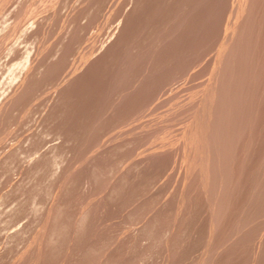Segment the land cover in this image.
<instances>
[{"label": "rangeland", "instance_id": "rangeland-1", "mask_svg": "<svg viewBox=\"0 0 264 264\" xmlns=\"http://www.w3.org/2000/svg\"><path fill=\"white\" fill-rule=\"evenodd\" d=\"M7 1V2H6ZM13 2V4H14V2H16V1H18V0H15V1H13V0H4V1H0V6L3 4V2H6V3H4L1 7H0V14H2V18H0V20L1 19H3V20H1L0 21V26L1 27H4V28H1V29H4V30H1L0 29V45H1V40H3V41H5L4 43L2 42V47H0V50L2 49V48H4L5 50H7L9 47L11 48V46H9V45H6L7 47H5L4 45L5 44H8V43H10V45L12 44V48H11V50H9V53H10V55H7V54H9L7 51H5V52H1L0 53V56L2 57V53L4 54L3 56H5L6 58H7V60H6V58H4V57H2L4 60H2V58H1V63L3 64V62H4V64H3V66L5 67V65L6 64H8L9 66H11V68L8 66V65H6V72L3 70V73H1L2 71H1V68H0V76H1V79L4 77V75H9L10 76V73H11V80H10V77H9V80H8V77H7V79H6V77L5 78H3L2 80H1V82L3 81L4 83H2V85H0V87H2V88H0V91H2L3 90V88L5 89L6 88V90H7V88L9 87V86H12V84L14 85V88H16V84H17V82H15V81H18L20 78H21V74H22V72H24V71H26V70H24L23 71V68L25 67V69H27L28 67H32V66H34L35 68L36 67H39L40 68V75H38L37 74V77H36V79H33L34 80V82H35V85H33V90L31 91H29V93L31 92H33L32 94H33V96H32V94H28V101H27V96L25 97V98H23L24 100H26L27 102H30L29 100H32L31 101V104L29 105V104H27L25 101V103L29 106V109H31L32 111H33V109H32V102L34 103L35 101H33V100H37V101H41L42 99H44L43 98V96H47V98H50L52 95H54V96H58V97H60V99L58 98V97H54L55 99L56 98H58V101H57V99H56V101H55V99L53 98V96H52V99L50 98V99H46L43 103L46 105H43V103H42V101H41V103L40 104H38L39 106H40V108H42V109H40L39 108V106L37 107H35L34 105H35V103L37 102H35L34 103V105H33V108H37L35 111H33V112H36L35 114H33V112L32 111H30L29 109H28V107H26L25 105L26 104H23V102H22V100H21V102H22V104H21V102H19L17 105L19 106H22V105H24L27 109V113L26 112H24L25 113V117H23V111H25V107L23 108H19L17 105H15V106H17V108L16 109H18V110H16L15 109V111L12 109H10V111H12V113L13 112H20V115L18 116L17 115V117L20 119V120H22L23 118H26L27 116H29L28 118H26L27 119V121L29 120V119H31L30 121H31V123H32V127L33 128H35L37 125V127H36V129H33L32 127H31V123H29V125H30V127L31 128H29L27 125H28V123L26 122H24L23 123V120H22V122L21 121H19L18 120V122H17V118H16V120L14 119L16 116L14 115L13 117H12V119H14L13 121H12V119H11V117H10V119H11V121L10 122H12V123H14L13 124V126H12V124L9 122V118H7L6 116V119H8V123H9V125L11 124V126H9L8 125V123H6V125H8L7 127H6V125H4L5 126V128H7L6 130L5 129H3V133L1 132L2 130L0 129V135H2V139H0V140H3V138H4V136H5V134L7 133V135H11L12 133H11V129L13 130V133L15 134H17V130H19L18 128H20V127H28V128H26V129H28L27 131L25 130V133L24 134H22V135H20L21 133H20V131L18 132V133H20V134H18L19 135V138H18V136H17V138H15L16 137V135L14 136V134L13 135H11V136H14V137H12V138H10V136H8V138L7 137H5V138H7V139H5V140H8V141H10V140H13V141H15V142H17V140H18V143H19V140H22V142H24L23 144H24V146H25V140L27 139H25L24 141H23V139H24V137H26V136H28V142H31V143H33V144H29V143H27L26 144V147H24L21 143V145H20V147L19 148H21V146L22 147H24V148H22V149H19L18 148V143L16 144L17 145V149H18V151L20 152L21 150H27V151H25V153L27 152V154H25L24 153V151L23 152H20L21 154H18L17 152V157H18V155L20 156H25V155H27L28 157L26 158V156L24 157L26 160L27 159H29V160H27L28 162H26L25 161V159L23 160L21 157V159L23 160V162L24 163H22V160L21 159H18L19 160V162L17 161H12L11 162V164H12V167H11V164L9 163V161H8V163L10 164H6L5 166H10L9 168H10V170L12 171H7L10 175L11 174H15L14 176V178H15V180H13L12 178H10L9 176L10 175H8V177H9V179H6V177L5 176H7L6 175V173H4V170L6 169V167L4 166L3 167V165L4 164H2L1 162V164H0V166H1V168H0V173L1 172H3V175L4 176H1L0 175V184H1V189L2 188H5L6 189V187L8 186L9 188H11L10 186H12V184H16L17 186H12L13 187V189L15 188V187H19L20 185L21 186H23V187H25V188H22L21 186H20V188H21V190L23 191H21V192H18V194L16 193L17 191H20V188H18L19 190H17V188L16 189H12L13 191H16V192H14V193H16L15 194V196H20V197H17L18 198V200L20 201L23 197H24V199H22V201H18V203H20V204H18L17 203V198L14 196H12L11 195V197L12 198H14V199H12L11 197V201H10V206H9V204L6 202V201H9L8 199H9V196H10V191H9V188H8V192L5 190V189H3V190H0V192L1 191H3L2 193H0V197L2 198L3 196H5V197H3L4 199H5V201H4V199H3V201H2V199L0 198V200L2 201V203H0V207L2 208V213L4 214V213H6V216H7V214L9 213V211H16L18 208H19V206H21V202H22V204H24L23 205V207L24 208H28L29 209V211L27 210V212H29V213H27L26 211H24V213H22V209H21V207L19 208L20 210H19V215L24 219V221L22 220V218L20 217V219H21V221H19L18 220V218H16L17 220H15L14 222H13V228L11 227L12 225H11V222H10V224H9V222L7 223V220H8V218H9V216H10V218H11V220H14V219H12V217H16L15 215L13 216L11 213L10 214H8V217H5V219H1L0 220V223L2 224V225H0V227L2 228V230H1V232H0V239H1V244H2V246H3V244H4V247L6 248L7 246H9L10 244H12V242L10 241V239L16 244V243H20V245L22 244V248L19 246V245H14V244H12L13 246H15V248H17L18 247V252H16L14 249L12 250L11 249V251H15L16 252V254L15 253H12L11 251H9L10 249V247L6 250L4 247L2 248L3 250L1 251V249H0V251L1 252H5L4 251V249L6 250V251H8V252H6V253H4V254H7V255H9V252H11L12 254H14V255H18L19 257H20V255L22 254V257H20L21 258V261H23L22 260V258H26V256H24L23 257V255L25 254H27L28 255V253H24V252H29V251H31L32 250V252H29V256H31L32 258L35 256V257H37V258H39L40 257V255H43L45 252H46V254H44L43 255V258H42V256L39 258V259H37L40 263L39 264H46V262H47V264H69V263H72L73 264V262H74V264H88V263H90V264H115V263H119V262H117V260H119V259H117V258H120V264H167V261H170V262H168V264H179V262H180V264H181V262L183 261V259H184V261L186 262L187 260V262L186 263H190L191 264V261H189L190 259H189V256L190 255H192V256H190V257H194L193 255H200L199 256V259H197V262L200 264V262H203V264H207V261L208 260H201V258L200 257H202V258H206V259H209V263H212L213 264V262H214V260H215V258H216V256L215 255H217V257H218V255H219V260H220V258L221 257H223V256H225L226 254H228V255H226L224 258L226 259V261H228V262H224L225 260H224V258L222 259V261L224 262V263H221V264H247V263H251V261L250 260H254V259H256V258H254V257H257V255L259 254L260 256H262V259H260V258H258L257 257V259H260L261 261H259L260 263L259 264H264V258H263V256H264V251L262 252H258V250H257V246L258 245H260L261 246V249H263V247H264V240H263V245H261V239H264V235H263V233H264V220L262 221L261 220V224H262V226L261 225H259V222L258 223H256L255 224V222H257V221H259V219H256L257 217H259V214H261L260 215V217H261V219L262 218H264L263 217V214H262V212H261V210H263L264 208V205H263V203H264V201L261 203V205H258L260 208H261V206H263L262 208L263 209H260V212L257 210V212L259 213H255V212H253V214H254V216H255V214L257 215V216H255V219H256V221L253 219V217H251L253 220L251 221L253 224H255V225H257L258 224V226H259V230H258V226L255 228V227H253L251 224V222H249V223H251V224H249L250 226H246L244 229H247L246 230V232L247 233H249L248 232V230H252L251 228H255L254 229V231H257V233L258 234H260V235H258L257 237L255 236V235H257V233H253V230H252V236H251V239L249 238V236H243V237H245V238H243L242 237V239L243 240H241L240 238H237L236 237V235H238V234H240L239 236L241 237L242 235H243V232H245V231H241L242 232V235H241V233L239 232L238 234H236V235H234L235 236V238H237L236 240L239 242V241H241V243H240V246H241V244H243L241 247L240 246H238V242L237 241H235V238H234V236H233V239L231 238L232 237V234H231V232H234V230L232 229V227H234V228H236V226H234L233 225V220L235 219L234 218V216L232 215V217H229V218H227L228 220H229V222H227V219L225 220V222H223L222 224H221V227H219L218 229H217V231L218 230H220L221 232H222V234L221 233H218V232H220V231H216V233H215V237L213 238V239H217V241L216 240H214V242L216 241V243H214V242H212L213 241V239L211 238V239H209V232H210V230H211V221H212V219H210L208 216H209V214H210V216H211V213H210V211H209V207H208V204H207V200L208 199H206V196H205V194L203 193V191H202V193L200 192L201 190H200V188L202 189V186H201V183H200V178L197 180L196 178H198V177H196V173L194 172V175L192 176V175H190V174H193V173H189V170H190V172L192 171L193 172V170H192V168L190 167V164L188 165V160H191V159H188V160H185V162L187 163H185L184 161H182L183 160V158H189V156H190V154L193 156V153H192V151L190 152V150H188L189 148L188 147H190L189 146V144H187V142L185 143L184 142V140H185V138H186V140L188 139V136L190 135V133H191V131H195V129H193V128H191V127H189L190 125V121H186V120H189L190 118H191V121H192V123H194L195 122V120H192V118H195V116L194 115H196L197 116V112L195 113V114H193L191 111H190V109H187V110H184L185 112H186V114L184 113V111H183V108H182V110H181V103H179L180 101L182 102V104H184V102H185V106H186V104H188V106L189 105H191V104H194V103H196L195 104V106L193 107L194 109L196 108H198L197 106H198V97H196L197 99H196V101H195V99H193V98H190L189 96L190 95H192L191 97H194L195 98V96L197 95H199L198 93L200 92V90H198L199 88H202V87H200V86H203V83L205 82V79H207V77L208 76H206V74H207V72L209 71V68H210V66H209V63H211L212 62V60H213V58H214V52H215V48H217V46H215L214 44L215 43H218L219 44V42L221 41V39H222V36H223V34H224V30H225V28H223L225 25H226V23H227V21H228V19H229V15H230V12L229 11H231V9H232V4H233V2L235 1V0H220V1H218V0H198L199 1V3H197V6H196V4L194 3V2H196V0H170V1H168V0H126V2H125V0L122 2V0H119V1H117V0H115V2H114V0H111V1H109V0H90L91 2H89V0H87L86 2H87V4H86V2H85V4H83L84 2L83 1H85V0H75V1H73L75 4H72L73 2L72 1H70L69 2V0H67V1H64V3H66V4H64V3H62L63 2V0H62V4L60 3V5H61V9L63 8L64 9V7H62L63 5H67V6H65V8L66 9H64V10H66L64 13H63V11H62V13H63V15H59V13H60V11L59 10H61V9H59V7L57 8L56 6L59 4V0H57L56 2H58L57 4H56V2L54 1L53 2V4H52V2L50 1L49 3L48 2H46V0H43V2L40 0V1H37V0H23V1H25V2H22L23 4H21V2L20 1H18V3L16 2V4H14L15 6H14V8L12 7L13 6V4H12V2ZM28 1V2H27ZM49 1V0H48ZM53 1V0H52ZM98 1H100V2H98ZM114 2V4H113V2ZM165 1V2H164ZM186 1V2H185ZM200 1L202 2L203 1V3H200ZM218 1V2H217ZM225 1V2H224ZM255 2V5H256V3L258 4V5H260L259 3H261L262 5H263V9H264V2L262 3V2H260V1H264V0H254ZM20 2V3H19ZM33 2V3H32ZM34 2H35V6L37 7L38 5L40 6V7H38V8H40V9H35V7H34ZM37 2V3H36ZM48 3L49 4V8L47 7L48 6V4L46 5V4H44V5H46V7H47V9H46V7L42 4H40V3ZM72 2V3H71ZM78 2V3H77ZM82 2V3H81ZM119 2V3H118ZM120 2H122L124 5H122V3H120ZM144 2V3H143ZM159 2H162V3H164V4H162V3H159ZM192 2V3H191ZM222 2V3H221ZM236 2V1H235ZM259 2V3H258ZM27 3H29L30 5H32L34 8H31V10H30V5L29 4H27ZM39 3V4H38ZM55 3V4H54ZM70 3V4H72V5H75V7H78L77 5L79 4H82V5H84V6H86V8H85V10L81 7H79V8H74V6H72V5H68V4ZM90 3H92V4H90ZM101 3V4H100ZM194 3V4H193ZM217 3H219V4H217ZM253 3V4H254ZM9 4L10 5V7H7L6 8V6ZM18 4H20V6L22 5V6H24V4L25 5H29V6H25L24 8L21 6H17ZM77 4V5H76ZM89 4V5H88ZM103 4V5H102ZM115 4H116V6H115ZM121 4V5H120ZM160 4H162V5H160ZM167 4V5H166ZM172 4V5H171ZM181 6H180V5ZM200 4H202V5H200V6H202V7H199V5ZM6 5V6H5ZM8 5V6H9ZM53 5V7H51V6ZM55 5V6H54ZM88 5V6H87ZM95 5V6H94ZM97 5H98V7H101V8H98L97 7ZM101 5V6H100ZM106 5V6H105ZM111 5V6H110ZM140 5V6H139ZM220 5H221V7H220ZM224 5V6H223ZM230 5V6H229ZM258 5H256V6H254V10L257 8V6ZM262 5H261V8L260 7H258L256 10L258 11V9H259V11H260V9H262ZM5 6V7H4ZM31 6V7H32ZM45 8H44V7ZM70 6V7H69ZM89 6H90V8L91 9H89ZM94 6V7H93ZM115 8H113V7ZM118 6V7H117ZM120 6V7H119ZM160 6L162 7V8H160ZM182 7L181 9L179 8V7ZM194 6V7H193ZM230 8H229V7ZM2 7H4L5 9H7V11L9 12V10H10V8H11V10H10V12L11 11H13V10H15V11H13V12H11V14H10V12L7 14L6 12H4L5 11V9L4 8H2ZM15 7H16V9H15ZM19 7H20V9L21 10H19ZM28 9H27V8ZM71 7H73L74 9H71ZM95 7H96V9H95ZM116 7H117V9H116ZM159 7V8H158ZM187 8V9H184V8ZM198 9H197V8ZM13 8V9H12ZM17 8H18V10L19 11H22L23 10V12L26 14V16H24L25 14L23 13V15L22 14H19V11H17ZM43 8H44V10L46 9L48 12H50L49 10H51V12L49 13V14H52L53 16H49L48 17V15L49 14H47L46 12L47 11H43ZM68 8H70V9H68ZM144 8V9H143ZM172 8V9H171ZM179 8V9H178ZM194 10H193V9ZM26 9V10H25ZM42 9V11H39V10H41ZM54 9V10H53ZM59 9V10H58ZM62 9V10H63ZM97 9H98V11H97ZM157 9H158V11H160V12H157ZM161 9V10H160ZM165 9V10H164ZM209 9V10H208ZM229 11H228V10ZM28 10H30V11H28ZM39 11L38 13H39V17H36V20H35V15L36 16H38L37 14V11ZM68 10H71V11H73V12H71L70 14L68 13V12H70V11H68ZM92 11V12H90V11ZM94 10V11H93ZM96 10V11H95ZM107 10H108V12H107ZM178 11V13H179V11H180V13H179V16H178V13H176L175 11ZM185 10H187V11H185ZM253 10V9H252ZM256 10H255V12H256ZM1 11H3L2 13H1ZM26 11V12H25ZM29 13H28V12ZM32 11V12H31ZM33 11H36V14H35V12L33 13ZM55 11H57L58 12V15L56 14L55 15V13H57V12H55ZM89 12V14H88V12ZM101 11V12H100ZM104 11V12H103ZM116 11V12H115ZM129 13H128V12ZM133 11V12H132ZM191 11H193L194 12V14L192 13H190ZM258 11V12H259ZM262 11V13H260V14H263L264 13V11L263 10H261ZM17 14H19V15H15L16 13ZM30 12L31 13H33V14H35L34 15V17L30 14ZM42 12H43V14H45L47 17L46 18H49V20H51L50 22H51V25H53V24H55V21H52L53 19L55 20V17H56V21H58L59 20V18L57 19V16H60V19H61V21H62V19H63V24L65 23V21L66 22H69V24L68 23H65V24H68V25H66V27H65V25L63 26V24H61L60 23V21H58L59 23H60V25H59V28H55L56 27V25L57 24H59V23H56V25H55V27H52V28H55V29H53L54 31H52V32H54V34L53 35H55V37L54 36H52V35H50L51 33H48V32H51V31H48V29L50 28V24L49 25H45V24H48L49 22V20L48 19H46V18H41V17H44V16H42L43 14H42ZM45 12V13H44ZM79 12H84V13H82V15H84V16H82L81 15V13H79ZM85 12H87V14L85 13ZM94 12H99L100 14H97V13H95L94 14ZM143 12V13H142ZM164 12V13H163ZM254 12V13H255ZM3 13H5V14H7L8 16H6L5 14H3ZM104 13V14H103ZM116 13V14H115ZM145 13V14H144ZM153 13H156L157 14V16H156V14H153ZM175 15V14H177V16H173V14ZM182 13H184V15L182 14ZM187 13H190V14H187ZM215 13V14H214ZM218 13H219V15H218ZM257 14L256 15V13H255V15L253 16L252 15V18L251 19H253V21L255 20L256 22H258V23H256L257 25L256 26H258L259 28H255V24L254 25H252L253 23L251 22V20H250V22L251 23H249L250 24V28H251V32H250V34H252L253 32V34L252 35H254L255 34V31L257 32L256 33V37L255 36H253L254 37V39H253V37L251 38V40L253 39V42L255 43V42H257V41H255V38H256V40L257 39H259L258 40V42L260 41V39H263V41H264V31H263V33L261 32V30L260 29H263L264 28V24L262 23L264 20H262L263 19V17L261 16L260 17V14ZM67 14V15H66ZM76 15V17L75 18H77L78 17V20H79V18H81L80 20L81 21H83L82 20V17H83V19H85V18H88L89 16L88 15H90V17H91V21L89 22V23H91V25L93 26V27H91V28H89V29H91V31L89 30V31H86L84 28L88 25V26H91V25H89L88 23L86 24V22L87 21H89V20H87V21H85V26H84V31H83V29H81V31H79V33L78 34H80L81 36V38L80 37H78L77 36V30L79 29L80 30V28H82V24H83V22H82V24L80 25V23H78V21L77 20H75L73 17H72V15L73 16H75ZM80 16H82V17H80ZM86 14V15H85ZM97 14V15H96ZM111 14V15H110ZM116 16H115V15ZM126 16H125V15ZM128 14H130L129 16H128ZM135 14V15H134ZM160 14V15H159ZM185 14H187V15H189V16H187V15H185ZM15 16L14 18H13V16ZM21 15V16H20ZM29 15V16H28ZM78 15V16H77ZM142 15V16H141ZM144 15V16H143ZM149 15H151L152 17L154 16V18H151V16L149 17ZM182 15V17H183V19H182V17H180ZM196 15V16H195ZM226 15V16H225ZM10 16V17H9ZM30 17V18H32V19H34V21H32L30 18L27 20L26 19V17ZM86 16V17H85ZM98 16H100L99 18H98ZM106 16V17H105ZM113 16V17H112ZM131 16V17H130ZM173 16V17H172ZM195 16V17H194ZM222 16V17H221ZM0 17H1V15H0ZM4 17H6V18H4ZM8 17H9V19L10 20H12L10 23H9V19H8ZM12 17V18H11ZM21 18V20H20V18ZM23 17H24V19H25V21L26 22H24V19H23ZM92 17H93V19H92ZM127 17V18H126ZM136 17V18H135ZM146 19H145V18ZM174 18V17H176V18H180L181 20H183L184 21V19H185V23L183 22H180V21H176V20H179V19H172L173 21H171V19L170 18ZM187 19H186V18ZM189 17V18H188ZM191 17V18H190ZM200 17V18H199ZM226 17H228V18H226ZM37 18H39L40 20H42V19H46V20H48L47 22H45V21H41V24H43V26L41 25V26H39V27H42V29H41V33H44L45 31H48L47 33L50 35V37H49V35L45 32L44 34H40V37L39 36H37L38 38H36V36L35 35H39V33H37L36 31L33 33V31L32 30H30L29 28H27L28 26L30 27V25L32 26H34V24H36L37 22H39L40 23V20L39 19H37ZM66 18V19H65ZM104 20H103V19ZM106 18V19H105ZM110 18V19H109ZM113 18V19H112ZM130 18V19H129ZM142 18H143V20H142ZM152 20H151V19ZM168 18V19H167ZM193 18V19H192ZM209 18V19H208ZM259 18H261V20L259 19ZM6 19V20H5ZM69 19V21H67ZM74 19V20H73ZM98 19V20H97ZM126 19V20H125ZM149 19H150V21H149ZM204 19H208L205 23H203L202 21H204ZM222 21H221V20ZM5 20V21H4ZM15 20V21H14ZM17 20V21H16ZM38 20V21H37ZM79 20V21H80ZM140 20V21H139ZM147 20V24L148 23H151V24H146L145 25V21ZM165 20H166V22H165ZM188 20V21H187ZM197 22H196V21ZM2 21H4L3 23H2ZM20 21H23L24 22V25H22L21 23L22 22H20ZM28 21V22H27ZM32 22V24H31V22ZM80 21V22H81ZM111 21V22H110ZM163 21V22H162ZM170 21L172 22L171 24H170ZM214 21V22H213ZM224 21V22H223ZM262 21V22H261ZM13 22V23H12ZM16 22V23H15ZM17 22H18V24H17ZM20 22V23H19ZM29 22H30V24H29ZM43 22H45V23H43ZM53 22V23H52ZM75 22V23H74ZM102 22V23H101ZM145 22V23H144ZM167 22H169L167 25H165V23H167ZM200 22V23H199ZM12 23V24H11ZM26 23H27V29L28 30H30L32 33H33V37L34 38H36V39H32L33 37H32V35H29V36H31L30 38L33 40V45H34V43L36 44L37 43V45L39 44V43H41L40 45H38L37 47H36V45H35V48L34 47H32L33 45H32V42L30 43V42H28L29 40H30V38L29 39H27L29 36H27L26 34L28 33L29 34V32L30 31H26L27 29L25 28V25H26ZM34 23V24H33ZM39 23H38V25H39ZM94 23V24H93ZM107 23H109V24H107ZM143 25H142V24ZM175 23H176V25H175ZM178 23V24H177ZM203 23V24H202ZM262 23V24H261ZM11 24V25H13V26H11V28L9 29V25ZM22 26H21V25ZM77 25V26H79L78 27V29H75L76 28V26H74V28H73V26H71V25ZM170 24V25H169ZM175 25V26H172V25ZM183 24V27L181 26ZM185 24V25H184ZM202 24V25H201ZM261 24V25H260ZM6 27H5V26ZM15 25H18V27H16L15 29H14V31H12L13 30V28L15 27ZM95 25H96V27H95ZM141 25V26H140ZM145 25V27H143V29L145 30H143L142 29V26H144ZM204 25V26H203ZM224 25V26H223ZM262 25H263V27H262ZM8 26V27H7ZM32 26V27H33ZM49 26V28H47ZM54 26V25H53ZM105 26V27H104ZM108 26L110 27V28H108ZM138 26H140V28L138 27ZM182 27V29H184V30H182L181 31V27ZM192 28H191V27ZM201 26V28H202V30L201 29H199V27ZM254 26V27H253ZM260 26L262 27V28H260ZM21 27L24 29V30H22L21 29ZM36 27H37V25H36ZM39 27H37V28H39ZM61 27V28H60ZM64 29H63V28ZM102 27V28H101ZM147 27V28H146ZM150 27V28H149ZM164 27H166V28H164ZM174 27H176V28H174ZM179 27V28H178ZM212 27V28H211ZM220 27V28H219ZM253 27V28H252ZM37 28H36V30H37ZM46 28H47V30H46ZM70 28H72V29H75V30H73V31H76L75 33H74V36L76 35L77 36V41L75 40L74 42L76 43V44H79V45H77V48H76V44H75V50H74V45H72L71 46V44H73V40H74V38L76 37H74V36H72V37H74V38H72V40H71V38L69 39V40H71V42L72 43H70V45H68V43L70 42H68L67 41V45H68V47H69V49H70V47L72 48L73 47V51L75 52L74 54H73V52H71L72 50H69L68 48H67V45H66V47H65V45H63V43L65 44L66 43V40L71 36V34H69L70 36L64 41V38H62V36H66L65 34H67V33H73V31H72V29H71V31H69V29ZM95 28H97V29H95ZM115 29L116 28V30H115V32H114V30H112V31H110V29ZM128 28V29H127ZM155 28L157 29V30H155ZM167 28H171V30H172V28L174 29V30H176V31H174V33L176 32L177 34H176V36L175 35H173V37L172 38H170L169 36L170 35H172V34H174L173 33V31H167V30H169V29H167ZM9 29V31H7ZM19 29V31L20 30H22V32L23 33H25V31L27 32V33H25V35H26V37H25V35H22V33L21 32H19V31H17V30ZM33 29L35 30V28L33 27ZM51 29V28H50ZM49 29V30H50ZM59 29H60V31H63L62 33H60V31H59ZM63 29V30H62ZM87 29H88V27H87ZM137 29H140V30H137ZM150 29V31H148ZM151 29H152V31H151ZM160 29V30H159ZM164 29V32L162 31V30ZM179 29H180V31H179ZM193 31H192V30ZM197 29H198V31H197ZM253 29V30H252ZM254 29H255V31H254ZM260 31H259V30ZM38 30H40V29H38ZM37 30V31H38ZM95 30V31H94ZM121 30H122V32H121ZM125 30H126V32H125ZM137 30V31H136ZM143 30V31H142ZM190 30V31H189ZM196 31V33H195V31ZM199 30H200V32H199ZM208 30V31H207ZM223 32H222V31ZM2 31L5 33V35L4 36H6V38L5 37H2L3 36V33H2ZM12 31V32H11ZM43 31V32H42ZM84 32V34H82L83 32ZM101 31V32H100ZM142 33L141 35H140V33ZM155 32V36H152V34L154 35V32ZM158 31V32H157ZM164 34V36H162V34L160 35V33L161 32ZM167 31V32H166ZM179 31V32H178ZM184 31V32H183ZM188 32V34L187 33H185V32ZM215 31V32H214ZM80 32H82V33H80ZM86 32H88V33H86ZM89 32H91V34L89 33ZM104 32V33H103ZM138 32V34H136ZM145 32V33H144ZM149 32H151V33H149ZM160 32V33H159ZM169 32V33H168ZM185 33V34H183V33ZM198 32V33H197ZM209 32V33H208ZM212 32H214V33H212ZM258 32H259V34H260V36L258 35ZM11 33L12 34H14L13 36L11 35ZM18 33H20V34H18ZM31 33V34H32ZM37 33V34H36ZM57 33H59V34H57ZM96 33V34H95ZM148 33V34H147ZM170 34L169 36H168V34ZM172 33V34H171ZM208 33V34H207ZM218 33V34H217ZM219 33H221V34H219ZM8 34H10L9 36H11L10 37V39L12 38V37H15V34H17L16 36V38H14V39H11V42L14 40V42H10V40H9V36L7 37V35ZM46 34V35H45ZM85 34H86V36H85ZM92 34H93V36H92ZM108 36H107V35ZM150 34H151V37H150ZM181 34V35H180ZM190 34H192V36L190 35ZM197 34V35H196ZM208 36H207V35ZM41 35H45V37L47 36V38L50 40L51 39V37H53V39L55 38V40H53V39H51V40H53V42L50 40V42L51 43H49V41L48 40H43V39H46L45 37L43 38V36H42V38H41ZM73 35V34H72ZM94 35H95V37H94ZM135 35H136V39H135ZM143 35H145V38H143ZM156 35H158V37H162L163 39V41L161 40V39H158L157 40V38H155L156 37ZM166 35H167V37H169V38H167L168 40H166L165 38H166ZM180 35V36H179ZM184 35V36H183ZM186 35H188V36H186ZM220 35V36H219ZM222 35V36H221ZM90 42H88V44L89 45H93V46H89L91 49L90 50H92L91 52H89V54H88V46L86 45L87 43H86V40L84 39V37ZM91 36V37H90ZM98 36V37H97ZM139 36V39L137 38ZM142 36V38H140ZM147 36H148V38H147ZM175 36V37H174ZM191 36V37H190ZM205 36H206V38H205ZM257 36H259V37H257ZM21 37V38H20ZM67 37V36H66ZM97 37V38H96ZM102 39H101V38ZM133 37H134V39H133ZM160 37V38H161ZM202 37V38H201ZM262 37V38H261ZM2 38V39H1ZM8 38V39H7ZM17 38H20V40H22V38H23V41L25 42L24 43V45H23V41H20L19 39H17ZM27 40H26V39ZM60 38H62L63 39V41H61L60 40ZM89 38V39H88ZM94 38V39H93ZM122 38V39H121ZM132 38V39H131ZM147 38V39H146ZM151 38H152V40H151ZM187 38V39H186ZM208 38V39H207ZM220 38V39H219ZM5 39H7V40H5ZM15 39H16V41H17V43H16V47L17 48H15V46H14V44H15ZM145 39V40H144ZM150 40V42H149V40ZM157 41H155V40ZM171 39V40H170ZM216 39V40H215ZM19 40V41H18ZM27 41V43H26V41ZM36 40H37V42H36ZM39 40L41 41V40H43V41H41V42H39ZM58 40H60L61 41V43H59V41ZM80 40H82V41H80ZM131 42V44L129 43V41ZM159 40H161L162 41V43H161V41L159 42ZM172 40H173V42H172ZM182 40V41H181ZM185 40V41H184ZM198 40V42H195V41H197ZM202 40V41H201ZM9 41V42H8ZM31 41V40H30ZM45 41V42H44ZM46 41H48V43H46ZM58 41V42H57ZM92 41V42H91ZM93 41H95V44H93ZM127 41V42H126ZM144 41V42H143ZM149 42V43H146V42ZM155 41V42H154ZM167 41V42H166ZM171 41V42H170ZM217 41V42H216ZM262 41V42H263ZM19 42V43H18ZM21 42V43H20ZM39 42V43H38ZM79 42H82V43H79ZM126 42V43H125ZM135 42H137L138 43V45H137V43L135 44ZM139 42H140V44H139ZM257 42V43H258ZM261 42V41H260ZM259 42V43H260ZM261 42V43H262ZM58 43V45H60V47H61V44H62V46H64V49H62L63 47H59L58 45H56V47H55V44H57ZM92 43V44H91ZM129 43V44H128ZM144 43H145V45L147 44L148 45V48H150L149 50L150 51H152V50H156L155 52L153 51V52H151L152 53V55H151V53L149 52V50H148V48L144 45ZM161 43V44H160ZM171 43V44H170ZM173 43V44H172ZM176 43V44H175ZM179 43V44H178ZM185 43V44H184ZM188 43V44H187ZM257 43H255L256 44V46H255V44H253V47L255 46L256 48L258 47L259 48V50H257L255 47H254V50H256V53L258 52V51H261V49H264V47H261V45H263V43L260 45L259 43L257 44ZM21 45L23 48L24 47H26V45H32V46H28L29 48L31 47V50H28V47H26V48H24V51H23V49H22V51L20 50V48H19V46L18 45ZM43 44H44V46L45 45H48V47L47 46H45V47H47V48H45L44 46H43ZM51 44V45H50ZM82 44H85V46H87V47H83V45ZM141 44H143L144 46H145V48L143 47V45H141ZM158 44V45H157ZM161 46H160V45ZM164 46H163V45ZM191 44V45H190ZM205 45V47H204V45ZM207 44H209V45H207ZM218 44H216V45H218ZM50 45V46H49ZM83 47V48H86L85 50L87 51V53L85 52V50L81 47V46ZM94 45H95V47H97V48H95L94 47ZM97 45V46H96ZM122 45H123V47H122ZM126 45H129V47L128 46H126ZM135 45H136V47L139 49V47L140 48H144L146 51L148 50V52L150 53V55L147 57V58H145V56H143V54H140V52H137V51H140V50H137V48H135ZM156 46V47H154V46ZM203 45V46H202ZM20 46V47H21ZM39 46L40 47H42L43 49L42 50H40L41 48H39ZM55 47V50L56 51H58L59 49H61V50H63L62 52L64 53V54H61L60 53V55H59V51L58 52H56V59L58 58L59 59V61H60V57H63L64 55H65V51L64 50H66V48L70 51V54H69V58L68 57H65L64 56V58L67 60H70V62L67 64H64L65 66L66 65H69V69H67V67H65V70H69L68 72H69V75L68 74H66L65 75V73L67 72V71H64V69L63 68H60L59 67V65L58 64H56L57 63V61L58 60H56L55 58H54V60H56V63H54L55 61L53 60V64L54 65H52V67H50L51 66V61H50V63H47V64H43V63H46V62H44V61H47L48 62V59H50L51 57H54L55 55V52H54V54H52V53H50V54H52V55H54V56H51L48 52H53L54 51V47ZM81 48H80V47ZM101 46V47H100ZM124 46H126V47H124ZM152 47V49H151V47ZM163 46V48H161ZM201 47V49L203 50V52L207 49V51H205V53H202V50L201 49H198V50H196V47L197 48H200ZM264 46V45H263ZM21 47V48H22ZM59 47V48H58ZM79 47V48H78ZM121 47L123 48V49H121ZM133 47V48H132ZM154 47V48H153ZM203 47H204V49H203ZM210 47V48H209ZM213 47V48H212ZM7 48V49H6ZM33 48L34 49H37V50H33ZM51 48H53V49H51ZM98 48H100L99 50H98ZM124 48H126V49H124ZM156 48V49H155ZM175 49V51H174V49ZM14 49H17V50H20V51H18V52H20V55H22L21 53L22 52H24L25 53V49H27L28 51L27 52H31V54H29V53H27L28 55H31L32 56V53H34V54H36V55H38V57H35L36 58V62L39 60L40 61V63H39V65L37 64V63H35L34 64V60L32 61V59H33V57H32V59L30 58V56L28 57L27 56V54H26V56L23 54L22 55V57H23V59H24V57H25V59H26V61L25 62H23V60L22 59H20V58H22L21 56H20V58L18 57L17 58V54H19V53H17V51H15L17 54L16 55H14V51L13 50ZM77 49L79 50V52L77 51ZM131 49V50H130ZM136 49V51H134ZM144 49H141L142 51L144 50ZM212 51H210V50ZM49 50H51V51H49ZM80 50H81V52L83 53V55H80L81 53H80ZM84 50V51H83ZM96 50H97V52H96ZM122 50L123 51H125L124 52V54H122V55H120L121 53H122ZM130 51V53L131 54H135L136 52L137 53H139V54H137L136 53V55H133L134 57H130V56H132L131 54H130V56H128V55H125V54H127V53H129V51ZM144 50V51H145ZM165 50V51H164ZM187 50V51H186ZM200 50V51H199ZM209 50V51H208ZM11 51V52H10ZM43 53H42V52ZM78 53H77V52ZM95 51V52H94ZM120 51V52H119ZM128 51V52H127ZM146 51H145V53H146ZM173 51V52H172ZM180 51V52H179ZM190 51V52H189ZM197 51H199L198 53H199V55H198V53H197ZM263 51V50H262ZM261 51V52H262ZM7 52V53H6ZM41 52V53H40ZM46 52L48 53V56H49V58H45V57H47V55H45L46 54ZM66 52H67V50H66ZM119 52V53H118ZM134 52V53H133ZM147 52V53H148ZM186 54H185V53ZM188 52V53H187ZM194 52V53H193ZM196 52V53H195ZM11 53L13 54V56L15 57L16 56V58H17V61L15 60L16 58H14L13 56H11ZM42 54V56H40V54ZM68 53V52H67ZM79 54L78 55V58H79V60L76 58L75 59V54ZM146 53V56L148 55ZM155 53V54H154ZM193 53V54H192ZM212 55H211V54ZM255 52H254V54H256ZM260 53V52H259ZM72 54H73V59H71L72 58ZM87 56V58H85L84 56L85 55ZM88 54V55H87ZM98 54V55H97ZM156 54H158V55H156ZM177 54V55H176ZM178 54H179V56H178ZM189 54H192V55H189ZM35 55V56H36ZM63 55V56H62ZM106 55V56H105ZM124 55H125V57H124ZM154 55H156L155 57H154ZM193 55H196V56H198L199 57V59H197L198 57H195V56H193ZM200 55H202V56H200ZM203 55H204V57H203ZM206 55V56H205ZM207 55H208V57H207ZM211 55V56H210ZM257 55H259L258 56V58L256 57ZM254 58H256V59H254V60H261V62H263L264 60H262V59H264V51H263V54H257ZM11 56V58H14V59H12L13 61H11L10 59H9V57ZM19 56V55H18ZM41 57V60L39 59L40 57ZM71 56V57H70ZM77 56V55H76ZM90 56H91V58H90ZM121 56L123 57L122 59H121ZM129 57V58H131V59H129V58H126V57ZM170 56V57H169ZM188 56H191V57H189L188 58ZM261 56H263V58L261 59ZM82 57H84V59H87L86 61H84V59L82 58ZM152 57V58H151ZM153 57H154V59H153ZM164 57V58H163ZM195 57V58H194ZM202 57V58H201ZM207 57V58H206ZM213 57V58H212ZM28 58H30L31 60H29L30 61V63H32L33 62V64H31V65H29L30 63H29V61H28ZM64 58H63V60H61V62H63V63H65L66 62V60H64ZM81 58H82V61H81ZM134 58L136 59V61L138 62V60H139V62L138 63H135V61H134ZM149 58V59H148ZM161 58V60H159V59ZM174 58H176V60L174 59ZM206 58V59H205ZM209 58V59H208ZM19 59V60H18ZM24 59V60H25ZM38 59V60H37ZM77 60L76 62H75V60ZM161 62H159L158 60ZM172 59V60H171ZM190 59H193V61L192 60H190ZM196 59V61H194ZM200 59H202V60H200ZM21 60H22V62H23V64L24 63H27L25 66L23 65H20V64H18V63H21L22 64V62H21ZM51 60H52V58H51ZM72 60H74V62L73 63H71V61ZM151 60H153V61H151ZM167 60H170V61H167ZM199 60V61H198ZM20 61V62H19ZM28 61V62H27ZM131 61V62H130ZM133 61H134V65L132 66L131 65V63H133ZM167 61V62H166ZM5 62H8V63H5ZM12 62L14 63L15 62V64L13 65L12 64ZM78 62V63H77ZM118 62H121V65H120V63H118ZM126 62V63H125ZM175 62V63H174ZM189 62H190V64H193V63H195V64H193V65H188L189 64ZM199 62V63H198ZM256 62V61H255ZM260 62V63H261ZM0 63V64H1ZM59 63V62H58ZM63 63H60V64H62V66H63ZM76 63V64H75ZM88 63V64H87ZM129 64V66H132L131 67V69L129 68V66L127 67V65ZM153 63V64H152ZM158 63H160V64H158ZM166 63H168V65L166 64ZM198 63V64H197ZM202 63V64H201ZM2 64L0 65V67L2 66ZM36 64H37V66H36ZM44 65V66H47L48 64H49V66H47V67H42V65ZM58 65L57 67H55L56 65ZM79 64L82 66V67H80L79 66ZM83 64V65H82ZM113 64V65H112ZM117 64V65H116ZM119 64V65H118ZM126 64V65H125ZM179 64V65H178ZM200 64V65H199ZM18 65L19 66H21L20 68H21V70L20 69H18L17 67H18ZM77 65H78V67H77ZM145 65H146V67H145ZM153 65V66H152ZM162 65V66H161ZM167 65V66H166ZM177 65V66H176ZM260 66V67H256V66ZM13 66H17L16 68L20 71V73L19 72H17L18 70H15L16 68H14ZM53 66L56 68V70L55 71H60V72H62L63 71V73H61L60 74V72H56L57 74L59 73V76L57 75V74H55V72L54 71H51V70H54L53 69ZM61 66V67H62ZM75 66V67H74ZM125 66H126V68H125ZM137 66H139L140 68H141V70L139 69V67H137ZM174 66H176V69H175V67ZM253 66H255V69L256 68H258V70H260V68L261 67H263L264 68V65H262V63L261 64H253ZM23 67V68H22ZM48 67H50V71H49V73H47L48 72ZM77 67V68H76ZM150 67V68H149ZM165 67H167V68H165ZM169 67V68H168ZM191 67H194V68H191ZM11 69V70H13L14 71V75H13V71L12 72H8L7 71V69ZM43 68V69H42ZM47 68V69H46ZM57 68H59L58 70H57ZM71 68H73V69H71ZM77 69V72H75V70ZM112 68V69H111ZM123 68V69H122ZM127 68H129V70H131L132 71V73L129 71V70H127ZM134 68H136V69H134ZM152 68H154V69H152ZM160 68V69H159ZM178 68V69H177ZM197 68V69H196ZM205 68H207L208 69V71H206V72H204L205 71ZM262 68V69H263ZM80 69V70H79ZM125 69H126V71L128 72V73H126V75H128L127 76V78H126V76H124V72H125ZM134 71H137V72H134ZM190 69H191V71H190ZM195 69V70H194ZM203 69H204V71H203ZM93 70V71H92ZM119 70V71H118ZM140 70V71H139ZM142 70H143V72H142ZM162 71V73H161V71ZM173 70H177V72L175 73ZM179 70V71H178ZM200 70H202V71H200ZM264 70V69H263ZM22 71V72H21ZM75 72V74L73 75V73ZM80 71V72H79ZM112 71V72H111ZM118 71V72H117ZM121 71V73H122V75L123 76H121V73L120 74H118L119 72ZM147 71H149V72H147ZM193 71V72H192ZM261 71V70H260ZM5 72V73H4ZM43 72H44V74H43ZM45 72L47 73V74H45ZM50 72H53V75L54 76H58V78L60 77V75H61V77L63 78V80H61L62 78H59L60 80L59 81H56L55 83L57 84V82H60V81H62V82H60L61 83V86L62 85H64V88H62L61 86L59 87V85H60V83L57 85L59 88H57V86L55 85V87H53V85H50V87L53 89V90H51L52 91V93L50 92V90L49 89H51L50 87L48 88V90H45V89H47V88H45L46 87V85L48 84L49 85V82L52 84V82L51 81H55L56 79H54L55 77H53L52 76V73H50ZM82 72V73H81ZM138 72H140V74L139 75H137L138 74ZM151 72V73H150ZM196 72H197V74H196ZM199 72H201V73H199ZM259 72V71H258ZM6 73H8V74H6ZM18 73V75L17 76H15V74H17ZM111 73V74H110ZM113 73H115V74H113ZM130 73V74H129ZM137 73V74H136ZM147 73H150L149 75L147 74ZM156 73H158V74H156ZM165 73V74H164ZM189 73V74H188ZM194 73V74H193ZM205 73V74H204ZM262 73H263V75H262ZM3 74V75H2ZM19 74L21 75L20 77H19ZM41 74H43V75H45L44 77L46 78V75L48 76L49 74V79H50V76L51 77H53L52 78V80H49L48 78H46V79H44L43 78V82L45 83L46 81H47V79H48V81L44 84H42V82H41V84L44 86L45 85V87H44V91H43V93L41 92V93H39V91L41 90L40 89V87L42 86H40L39 85V79L38 78H42L43 77V75H42V77H40L41 76ZM110 74V75H109ZM136 74V75H135ZM162 74L163 75H165V76H163L162 77V79H161V76H162ZM176 74V75H175ZM188 74V75H187ZM199 74H201V75H199ZM205 75V77L206 78H204L203 79V77H204V75ZM209 74V73H208ZM72 75V76H71ZM113 77H112V76ZM116 75V76H115ZM144 75H145V78H144ZM147 75H148V77H147ZM160 76V77H158V76ZM178 75V76H177ZM179 75H180V77H179ZM259 75H262L263 77H264V72H260V74ZM3 76V77H2ZM12 76H13V78L15 79H13L12 78ZM15 76V77H14ZM67 76H69V78L67 77ZM74 76V77H73ZM110 76V77H109ZM114 76H115V78H114ZM117 76H118V79L119 78H121L122 77V79H123V77L130 83V82H132L131 84H133V83H135L136 84V86H135V84H134V86L136 87H131V86H128V85H131V84H124V83H126L125 81H124V79L122 80V79H120V81H118V82H120L119 83V85L118 84H116V83H118V82H116L115 83V79H117ZM120 76V77H119ZM130 76H133V77H131L132 79H134V81L132 80V81H130L131 79L129 78ZM134 76H135V78H134ZM137 76V77H136ZM150 76V77H149ZM155 76V77H154ZM170 76V77H169ZM201 76V77H200ZM262 76H257V77H259V81L256 79V81H255V79H254V81H252V84L254 83H256L257 81L258 82H261V83H256L257 84V86H256V84H255V89H257V91L259 92L260 90H258V88H256V87H260V85L262 84V85H264V78L262 79ZM80 77V78H79ZM83 77V78H82ZM94 77V78H93ZM143 79V81H145V82H142V80H140L141 78ZM168 77V78H167ZM171 77H173V78H171ZM175 77V78H174ZM194 77V78H193ZM199 77V78H198ZM260 77H261V79L263 80H260ZM70 78H72V80L70 79ZM105 78V79H104ZM111 78H113V79H111V80H113L114 81V83H112V81L110 80ZM128 78H129V80H128ZM137 78V79H136ZM160 78V79H159ZM176 78H181V80L180 79H177V82H176ZM183 78V79H182ZM187 78V79H186ZM189 78V79H188ZM196 78V79H195ZM199 79V85L198 84H195L196 82H198V79ZM4 79L8 82V84H10V85H8L7 84V82H5L4 81ZM13 79V80H12ZM64 79L66 80V81H64ZM108 79H109V81H108ZM117 79V80H118ZM135 79L137 80L136 82H135ZM155 79V80H154ZM158 79H159V81H158ZM164 79H168L167 81L166 80H164ZM203 79V80H202ZM32 80V81H33ZM36 80V81H35ZM70 80V81H69ZM116 80V81H117ZM153 80V81H152ZM166 82H164V81ZM189 81L190 82V84H191V86L193 87V88H191V87H189L188 86V83H187V81ZM200 80H202L201 81V83L202 84H200ZM13 81V82H12ZM75 81V82H74ZM97 81V82H96ZM124 82V83H121V82ZM140 81H141V83H140ZM162 81V82H161ZM171 81V82H170ZM65 82V83H64ZM66 82H68V83H66ZM109 82V83H108ZM138 82V83H137ZM174 84H173V83ZM182 82V83H181ZM16 83V84H15ZM54 83V82H53ZM78 83V84H77ZM145 83V84H144ZM155 85H154V84ZM157 83V84H156ZM159 83V84H158ZM171 83V84H170ZM3 84H7L8 85V87H7V85H3ZM32 84H34L33 82H32ZM70 84V85H69ZM84 84H86V85H84ZM107 84H108V86H109V88H108V86H107ZM112 84H113V86H112ZM115 84H116V88H115ZM121 84V85H120ZM122 84H124V85H122ZM138 84H140L139 86H138ZM142 84V85H141ZM147 84V85H146ZM164 84H168V85H164ZM173 84V85H172ZM187 85L186 87L188 88L189 87V89L191 88V89H193V90H191V93H190V91H188V93H187V91L185 90V89H187V88H185V86L184 85ZM253 84V85H254ZM260 84V85H259ZM66 85H68V86H66ZM130 88H128L127 86ZM145 85V86H144ZM154 85V86H153ZM158 85V86H157ZM176 85V86H175ZM180 85V86H179ZM182 85H183V87H182ZM34 86H36V87H34ZM78 86V87H77ZM117 86H118V88H117ZM120 86H121V89H120ZM126 86V87H125ZM137 86H138V88H137ZM157 86V87H156ZM160 86V87H159ZM170 86H172V87H170ZM48 87V86H47ZM91 87V88H90ZM113 87V88H112ZM124 87H125V89L126 88H128V91L130 92L129 94H131V95H129V94H125V92H128L127 90H125L124 89ZM142 87H144V89L142 88ZM145 87H146V90H145ZM165 88L164 90H163V88ZM181 87H182V89L184 90V91H182V92H184V94L183 93H181ZM264 87V86H263ZM262 87V88H263ZM10 88V87H9ZM9 88H8V90H9ZM31 88V89H32ZM34 88H36V90H34ZM43 88V87H42ZM54 88H56L55 90H54ZM96 88V89H95ZM143 90H142V89ZM150 88V89H149ZM160 88H162L161 90H159ZM171 88V89H170ZM195 88H198V89H195ZM58 89H61V90H59L58 91ZM114 89H116V91L114 90ZM125 90V92H124V94L126 95H124L123 93H122V91H124ZM132 89L134 90L133 92H132ZM136 89V90H135ZM148 89V90H147ZM188 89V90H189ZM254 88H253V86H251V88H250V90H252V91H254L253 90ZM6 90H3L4 91V93H3V91H2V93L3 94H7L8 93V90L6 91ZM11 91L12 90H14L13 88H11L10 89ZM38 90V91H37ZM131 90V91H130ZM145 90V91H144ZM157 90H159L158 92H157ZM168 90H170V92L172 93L173 91H175L176 92V95L177 96H175L174 94H175V92H173L172 94L175 96H171L172 94L168 91ZM264 90V89H263ZM7 93H6V92ZM35 91L37 92V96H35L34 94H35ZM51 93H49V92ZM54 91V92H53ZM97 91V92H96ZM113 91H115V92H113ZM143 91V92H142ZM147 91H153V94L151 93H145V92H147ZM166 92V93H164V94H162L163 92ZM177 91H179V92H177ZM197 91H198V93H197ZM257 91H255V92H257ZM46 92L47 93H49L48 95L46 94ZM56 92H57V94H56ZM61 92H62V94H61ZM109 92H111V93H109ZM120 92V93H119ZM137 92V93H136ZM138 92H141V94L140 93H138ZM169 92V93H168ZM257 92V93H258ZM45 93V94H44ZM56 95H55V94ZM82 93V94H81ZM117 93H119V97L121 96L120 94H123L122 95V97H123V99L121 98V100L119 101V98H118V101H117V103H116V101H114L113 100V98L115 99V96L116 97H118V95H117ZM160 95H159V94ZM195 93H196V95H195ZM39 94L41 95V94H44V95H42V98L39 96ZM116 94V95H115ZM139 94V95H138ZM147 94V95H146ZM169 94H171V95H169ZM180 94V95H179ZM260 95H261V92L259 93ZM263 94H264V91L262 92V97H263ZM1 95V94H0ZM92 95V96H91ZM103 95V96H102ZM107 95H109V96H107ZM114 95V96H113ZM142 97H141V96ZM167 95H169L168 96V98H167ZM182 95V96H181ZM189 95V96H188ZM3 96V95H2ZM1 96V97H2ZM6 96V95H5ZM30 96V97H29ZM49 96V97H48ZM68 96V97H67ZM71 96V97H70ZM147 96V97H146ZM164 96H166L165 98L167 99H165L164 98ZM1 97H0V99H1ZM93 97V98H92ZM99 97L102 99L101 101H100V99H99ZM109 97V98H108ZM138 97H140L139 99H138ZM145 97V98H144ZM149 97V98H148ZM171 97H173V98H171ZM181 97V98H180ZM39 98H41V99H39ZM46 98V97H45ZM66 98V99H65ZM71 98V99H70ZM106 98V99H105ZM126 98V99H125ZM190 98V100L191 99H193L194 100V103H192L193 101H189L188 99ZM264 98V97H263ZM263 98H260V99H262L263 100ZM53 99H54V101H53ZM65 99V100H64ZM99 99V100H98ZM117 99V98H116ZM128 99V100H127ZM131 99H133V100H131ZM136 99H138V100H136ZM146 99V100H145ZM159 99H161V101L159 100ZM175 99V100H174ZM260 99L258 100V102H260ZM49 100V101H48ZM114 102H113V101ZM151 103V101H152V103H154V105L156 104L158 107H160L161 106V108H159V111H158V107L157 108H155L154 107V105L152 106V103L150 104L148 101ZM157 100V101H156ZM184 102H183V101ZM48 101V104L47 103H45V102H47ZM54 102V103H51V102ZM103 101V102H102ZM104 101H106V102H104ZM143 101H144V103H147V104H144L143 103ZM155 101H156V103H155ZM179 101V102H178ZM57 103V105H56V103ZM79 102V103H78ZM116 103V107L114 108V106H113V108H112V106H110V105H112L113 103ZM137 102H139L138 104H137ZM173 102H175L174 103V105H173V108H174V110H175V104L177 105L176 106V108L178 107L179 108V111H180V114H181V116H182V118L183 119H180L181 118V116H179V114H178V117H179V119H178V121L176 120L177 118H175L176 117V113H179V112H176V111H178V108H177V110H175V111H172V113L173 112H175V114L176 115H174L175 117H173V115H171V117H170V114H172V113H170V111H171V109L169 110L168 109V107L170 108V104L171 103H173ZM178 102V103H177ZM257 102V101H256ZM257 102V103H258ZM262 102V101H261ZM260 102V103H261ZM263 102H264V100H263ZM107 103H108V106H107ZM131 103V104H130ZM141 103V104H140ZM168 103H169V105H168ZM259 103V104H260ZM37 104V103H36ZM50 104H51V106H50ZM88 104V105H87ZM142 104H144V105H142ZM178 104H180V105H178ZM262 104H264V103H262ZM262 104H260V106L262 105ZM48 105V106H47ZM123 105H125V106H123ZM133 105V106H132ZM164 105H167V106H164ZM197 105V106H196ZM52 106H55L54 108H52ZM64 106V107H63ZM98 106V107H97ZM101 106V107H100ZM102 106L104 107V108H102ZM111 108H110V107ZM138 108H137V107ZM141 106H143V108L141 107ZM145 106V107H144ZM148 106V107H147ZM151 106H152V109H153V107L155 108V109H157V110H155V111H153L154 113H152L151 114V112L152 111H150L151 109ZM172 106V105H171ZM185 106H183V107H185ZM187 106V107H188ZM254 106H255V104H254ZM258 107V104H256V108L258 107V110H260L261 109V107H263V106H261V107ZM14 107V106H13ZM31 107V108H30ZM51 107V109H48V108H50ZM57 107H60V108H57ZM71 107V108H70ZM108 107V108H107ZM147 107V108H146ZM163 107H167L166 108V111H165V109L163 108ZM189 107H192V106H189ZM46 108V109H45ZM79 108V109H78ZM97 108H100V109H97ZM104 109V111L102 110V109ZM110 108V109H109ZM136 108H137V110H136ZM172 108V107H171ZM172 108V109H173ZM264 108V107H263ZM263 108H262V112H263ZM24 109V110H23ZM52 109H54V110H56V111H54V113L52 112L53 110ZM95 109V110H94ZM97 109V110H96ZM111 109H114V112L111 110ZM119 109V110H118ZM130 109V110H129ZM133 109H135L134 111H133ZM145 109V111H143ZM149 109V112H147V110ZM169 111H168V110ZM184 109H186V108H184ZM193 109V110H194ZM195 109V111H197ZM28 110L30 111V112H28ZM38 110H39V113L40 114H42V118H43V115L44 114H46V115H49V116H46V115H44V118L42 119L43 120V122H47V123H43L42 121H38V122H40V124H42V125H39V123L37 122V121H35V117L34 116H36V115H39V113L37 114V112H38ZM62 110H64V111H62ZM99 110V112H97ZM103 112H101V111ZM138 110H141V112H138ZM163 110V111H165V112H161V111ZM192 110V109H191ZM192 110V111H193ZM41 111V112H40ZM59 111H62L61 113H59ZM69 111V112H68ZM96 111V112H95ZM108 111V112H107ZM116 111L121 115H119L118 113L116 114ZM128 111H129V113H128ZM133 113H132V112ZM168 111V115H167V112ZM183 111V112H182ZM43 112V113H42ZM72 112V113H71ZM136 112H138V113H136ZM142 112H144V113H142ZM260 114H262V112H260V111H258ZM10 113V112H9ZM9 113H7V114H9ZM15 113H13V114H15ZM52 113V114H51ZM64 114V117H62L63 116V114ZM95 113V114H94ZM110 113V114H109ZM128 113V114H127ZM145 113H147V115H149V116H146V114ZM149 113V114H148ZM166 113V114H165ZM259 113H257L258 115H259ZM13 114H11V115H13ZM17 114V113H16ZM26 114H27V116H26ZM32 114V115H31ZM61 116H60V115ZM114 114V115H113ZM133 114V115H132ZM134 114H136L135 116H136V120L139 122V123H143V121H144V119H143V117H145V120H147L148 121V118L149 117H151L150 119H151V125H150V122L149 123H147V124H149V126L151 127L152 126V128L154 127V130L152 129V131L154 132L155 130H160V131H158V132H160V133H156V131L153 133V132H149V128L150 127H148V126H146L145 127V125H147V124H145V121H144V124H142L141 126H142V131L141 130H139V131H136V128H137V126L138 127H141L140 126V124L137 122V121H135V124H136V122L138 123V124H136V128L133 126L134 124V121H132L133 123H131V120H132V118L134 117L135 118V116H134ZM141 114H143V115H141ZM151 114V115H150ZM155 114H158L159 115V117H154V115ZM174 114V113H173ZM183 114V115H182ZM191 114V115H190ZM263 114H264V112H263ZM10 115V114H9ZM9 115H7V116H9ZM55 115H57L56 116V118H55ZM60 117H59V116ZM96 115V116H95ZM98 115V116H97ZM103 115V116H102ZM121 117H119V116ZM123 115V116H122ZM130 115H131V119H129L130 118ZM141 117H140V116ZM185 115H188V116H190V117H186ZM258 115H257V117L255 118V119H259V120H256L255 121V123L257 124H259V123H261V121L263 120V115H262V117H261V115L258 117ZM40 116V115H39ZM46 116V117H45ZM70 116V117H69ZM108 117V118H106V119H108V120H106V119H103L102 117ZM113 116V117H112ZM129 116V118H126V117H128ZM138 116H139V119H137L138 118ZM194 116V117H193ZM255 116H256V114H255ZM65 118V120H62V118ZM110 117H112V118H110ZM116 117V118H115ZM162 117V119L165 121V119H164V117L165 118H167L166 120H169V122H171L172 124L171 125H173V128L172 127H167V128H169V129H171L172 128V131L171 130H169L170 131V133H168L169 131L166 129V128H164V127H166L163 123H168V121H165V122H163L160 118ZM184 117H186L185 119L186 120H184ZM22 118V119H21ZM51 118V119H50ZM89 118H91V119H89ZM100 118V119H99ZM102 118V119H101ZM119 118V119H118ZM124 118H126V119H128V121H126V123L127 124H131L130 126L133 128V129H135V130H133V132L131 131H129L130 129H131V127L129 126V125H127L126 123H124L123 122V124L125 125L126 124V128L127 129H123L122 128V126H123V124L122 123H120V120L121 121H123L124 120ZM133 118V119H134ZM140 118H142L143 119V121H142V119L140 120ZM154 118V120H152ZM161 120L160 122H163V123H160L158 120L159 119ZM188 118V119H187ZM261 118V119H260ZM6 119L4 118V121L6 122ZM26 119L24 120V121H26ZM34 119V120H33ZM39 118H38V116L36 117V120H38ZM49 119V120H48ZM71 119V120H70ZM74 119V120H73ZM158 119V120H157ZM40 120V119H39ZM50 121V122H48V121ZM77 120V121H76ZM91 120H93V121H91ZM104 120H105V122H104ZM111 122H110V121ZM119 121V123H116V122H114V121ZM158 121L157 123H156V121ZM172 120L174 121V122H172ZM186 121V122H184V121ZM16 121V122H15ZM103 121V122H102ZM110 122V123H107V122ZM146 121V122H147ZM150 121V120H149ZM155 121V122H154ZM175 121H177V123H178V125H179V122H180V126H178L177 125V123L175 122ZM258 121V122H257ZM4 122V123H5ZM42 122V123H41ZM69 122H71L70 124H69ZM74 122V123H73ZM97 122H98V124H97ZM100 122V123H99ZM182 122H184V125L186 124V126L188 125V129L189 128H191L190 130L191 131H189V130H187V127L186 126H184L183 127V125H182ZM189 122V124H187ZM48 123H50V124H48ZM68 123V124H67ZM76 123V124H75ZM79 123V124H78ZM113 125H112V124ZM162 124V125H164L163 126V128L165 129H162V128H156V127H159L160 125L159 124ZM174 123H176L175 125H174ZM192 123H191V125H192ZM263 124H264V121L262 122ZM19 124H23L22 126H20ZM27 124V125H26ZM35 125V127H34V125ZM37 124V125H36ZM46 126H45V125ZM47 124L48 125H50V126H47ZM55 124V125H54ZM57 124V125H56ZM74 124V125H73ZM86 126H85V125ZM88 124V125H87ZM89 124H92V127H91V125L89 126ZM97 124V125H96ZM119 124V125H118ZM122 124V126H120ZM156 124H157V126H156ZM256 124H254L255 126H256V128L258 129H256L254 126H253V129H252V131L254 132L255 131V129L257 130V132L255 131V133H253L252 132V138L250 139L248 136H247V139L249 138V140H251V141H249V142H251V143H249V144H252V142L254 143V141H256V140H258L257 142V144H256V151L258 152V153H260L261 154V156H263V158L262 157H260L259 156V154H258V156L260 157V158H262V160L264 159V145H263V141H264V130H262V128H263V124H261L260 126H257ZM0 127H2V128H4L2 125H3V123L1 124L0 123ZM15 125H19L20 127H16ZM26 125V126H25ZM52 125V126H51ZM96 125V128L94 127V126ZM99 125H101V126H99ZM116 126V125H118V126H120V128H122L123 129V131H122V129H120L121 130V132H125V138H123V139H121L122 137H123V133H121V134H123V135H121V134H119L118 133V135H120L119 137H114L113 135H114V133L115 132H112L111 131V129L113 128V126ZM143 125H144V128H143ZM162 125L160 126V127H162ZM168 125V124H167ZM182 125V126H181ZM263 125V126H262ZM16 127L17 128V130H15V131H17V132H14V129L15 128H13V127ZM42 126H44V127H42ZM69 126V127H68ZM74 126H75V128H74ZM79 126V127H78ZM80 126H83V129H82V127H80ZM85 126V127H84ZM108 126V130H110V131H106L107 129H104V128H106V127ZM110 126H112V128L110 127ZM114 126V127H115ZM177 126H178V128H177ZM262 126V127H261ZM22 127V131H24V128ZM41 127V128H40ZM51 127V128H50ZM71 127H73V128H71ZM79 129H77V128ZM94 127V128H93ZM109 127H110V129H109ZM123 127H125V126H123ZM128 127L130 128L129 130H128ZM181 129H180V128ZM42 128H43V131H42ZM90 128V129H89ZM102 128V129H101ZM119 128V127H118ZM118 128H114V129H112L113 131H116V129L118 130ZM149 129L148 131H146V129ZM174 128H177V129H174ZM260 128V129H259ZM8 129H10L9 131V133H8ZM32 129V130H31ZM38 129V130H37ZM48 129H50V131L48 130ZM51 129H52V131H53V133L51 132ZM69 129V130H68ZM84 129H86V130H84ZM91 129H93V130H96V131H92ZM100 131H99V130ZM137 129H140V128H137ZM143 129H145V130H143ZM264 129V128H263ZM20 130H21V128H20ZM40 130V131H39ZM45 130V131H44ZM55 130V131H54ZM76 130H77V132H76ZM82 130H84L82 133L83 134H81V131ZM88 130H90L89 132H88ZM127 131V133H126V131ZM164 130V131H163ZM182 130V134H183V138H179V136L181 135V133H180V131ZM185 130H187V131H185ZM6 131V132H5ZM47 131V132H46ZM50 133H49V132ZM92 131V132H91ZM105 131L107 132L106 134H108V135H106V136H109L111 133L110 132H112V138L113 139H115V141L113 142V139H112V141H111V139H106L105 138V135H104V133H105ZM135 131H136V133H135ZM185 131V133L186 132H189L188 134L189 135H187V134H184L183 132ZM26 132H28L29 133V135H28V133H27V135H26ZM32 132V133H31ZM38 133V134H36V133ZM85 132V133H84ZM93 132H95V133H93ZM99 132H100V136H99ZM102 132V133H101ZM104 132V133H103ZM117 132V131H116ZM129 132V133H128ZM137 132L139 133V134H137ZM142 132V133H141ZM147 132H149L150 134H149V136H148V134L146 135V133ZM165 134H164V133ZM171 132H173L172 134H171ZM261 132H262V134H261ZM23 133V132H22ZM51 135V136H48L49 134ZM56 133V134H55ZM73 133V134H72ZM78 134V136H80L81 138H83L82 136H85L83 139H82V141H81V138L80 137H78L77 136V134ZM92 134V136H93V134H94V136H93V138H92V141H91V135H89V134ZM131 133V135H132V137H130L129 136V134ZM145 133V136L144 137H146L145 139H146V141L149 139L148 137H150V139L146 142L145 141V139H144V137H142V134H144ZM161 133H163V134H161ZM175 133V134H174ZM195 133V132H194ZM259 133V134H258ZM30 134H32V136L34 135V137H32ZM40 134V135H39ZM45 134H46V136H45ZM98 134V135H97ZM116 135H117V133H115ZM126 134H128V136L126 135ZM153 134H155L154 136H153ZM159 134V135H158ZM167 134H170V135H167ZM253 134H254V136H253ZM258 136V137H262L261 138V141L263 142V143H260V139H254V137H256V135ZM4 135V136H3ZM23 135H25L24 137H23V139H22V136ZM45 137H44V136ZM104 135V136H103ZM139 136V138H138V136ZM160 135H162V136H160ZM174 136V137H172V136ZM177 135V136H176ZM184 135H187V137L186 136H184ZM260 135V136H259ZM261 135H263V136H261ZM43 137V139L42 138H39V137ZM48 136V137H47ZM55 136H57V137H55ZM77 138V139H73V138H75V137ZM134 136V137H133ZM136 136V137H135ZM159 136H160V138L163 140V142L161 143V147L159 146V145H157L156 146V144H160V142L162 141V140H159L160 138H159ZM166 137L167 136V138L169 137V141L168 142H172L171 144L173 145L172 147H174V148H171V150L170 149H168V152L166 151V150H163L164 148H166L167 147V143L168 142H165L166 144H163L164 143V139L165 138H163V137ZM179 138V140H177V142L176 141H173L174 139L173 138ZM182 136V135H181ZM1 137V136H0ZM29 137H31V138H29ZM38 139H37V138ZM68 137V138H67ZM100 137V138H99ZM110 138H111V136H109ZM109 137H107V138H109ZM128 137V138H127ZM171 137H172V139H171ZM15 138V139H14ZM34 138V139H33ZM44 138H46V140L44 139ZM57 138V139H56ZM86 138H88V139H86ZM90 138V139H89ZM96 138H97V141H98V138L99 139H103V141L105 142V143H107L106 144V146H107V150H106V148H105V146H103V145H105V143L104 142H102L101 140H99L98 142H95V140H96ZM106 140H109V141H105V139ZM117 138L119 139L120 138V140H117ZM131 138V139H130ZM135 138V139H134ZM157 138V141L155 140ZM30 139H32V140H30ZM37 139V140H36ZM52 139V140H51ZM66 140V142H65V140ZM93 139H95L94 140V142H93ZM126 139V140H125ZM252 139H253V141H252ZM5 140H3V141H5ZM26 140V141H27ZM30 140V141H29ZM41 141V140H43L42 142H36V141ZM49 141V143H47L48 141ZM61 140V141H60ZM77 140V141H76ZM84 140L87 142V141H91V143L93 142L94 144H96V143H101L99 146L96 144V145H90L91 143H87V144H89L90 146H93L92 148H90V146H88V145H84L83 143H86V142H84ZM125 142V143H123V141ZM128 140H129V142L131 143H128ZM132 140H135V144L137 143L138 145H134V143H132ZM140 140V141H139ZM150 140H152L151 142H150ZM185 140V141H186ZM13 141H10L9 143H10V145H8V142H6L5 141V145L6 146H9V148H7L8 150H10V149H14V146L15 145H12L11 144V142H13ZM33 141V142H32ZM113 142L112 143V145L111 144H108V142ZM141 141H142V143L144 144V146L142 145V143H141ZM144 141L147 143V145H146V143H144ZM155 141V142H154ZM167 141V140H166ZM181 143V145H179V142ZM183 141V142H182ZM188 141V140H187ZM1 142V141H0ZM60 142V143H59ZM79 142V143H78ZM118 144H117V143ZM134 142V141H133ZM157 142V143H156ZM174 142V143H173ZM176 142V143H175ZM4 143V142H3ZM14 143V142H13ZM37 143H39V145H37L36 146V144ZM59 143V144H58ZM67 143V144H66ZM80 143H81V145H80ZM92 143V144H93ZM104 143V144H103ZM123 143V144H122ZM127 143V144H126ZM140 143H141V146H140ZM149 143H150V146H152V149L150 150V148L151 147H147V146H149ZM152 143H154L155 145H153ZM178 143V144H177ZM256 143V142H255ZM1 144V143H0ZM15 144V143H14ZM29 144V146L27 147V145ZM50 144H51V146H50ZM55 144V145H54ZM65 144V145H64ZM83 144V145H82ZM117 144V145H116ZM120 144V145H119ZM122 144V145H121ZM129 144V145H128ZM162 144H163V146H166V147H163L162 146ZM170 144V143H169ZM171 144H170V146L168 145V147L167 148H170L171 147ZM175 144V145H174ZM176 144L177 145H179L178 146V149L179 148H181L180 150H178L177 149V146H176ZM183 144H184V146H183ZM259 144H260V146H259ZM2 145H4V144H2ZM2 145H0V148H2V149H4V151H6V152H9V151H7V149L6 148H3L2 147ZM31 145V146H30ZM101 145H102V147H103V149H102V147H101ZM109 145H110V147H109ZM126 145H127V147H126ZM135 146L134 148H133V146ZM186 145V146H185ZM5 146V147H6ZM10 146L12 147L13 146V148H10ZM42 146V147H41ZM44 146V147H43ZM47 146V147H46ZM50 146V147H49ZM54 148H53V147ZM67 146H69V151H70V153H71V155L69 154V153H66V151H68V150H66V151H64L65 149H67L68 147ZM81 146V147H80ZM83 146H88V148H90L89 149V151H86L85 150V148L87 149V147H83ZM95 146H97V147H95ZM113 146V147H112ZM132 146V147H131ZM249 146V148H250V146L251 145H248ZM253 146H255V144H253L252 145V147L250 148V151H251V149L253 148L254 149V147ZM257 146L258 147H261L262 146V151L261 150H259L258 148H257ZM29 147L32 149V151L33 150H35V151H33V152H31V150L29 149ZM34 149H33V148ZM38 147V148H37ZM41 147V148H40ZM72 147H73V149H72ZM76 147V148H75ZM80 147V148H79ZM95 147V148H94ZM109 147V148H108ZM126 147V148H125ZM141 147V148H140ZM142 147H144L145 149H147L151 154H154V155H156L155 153H156V150H157V154H160L161 155V157H157L158 155H156V156H154V158H153V155L152 156H150V153H147L148 151L147 150H145L144 148H142ZM147 147V148H146ZM157 147V148H156ZM160 147V148H159ZM176 147V148H175ZM184 147V148H183ZM14 149V150H17V149ZM37 148V149H36ZM47 148V149H46ZM48 148H52V150H50V152L52 151V153H50V154H48L49 153V151H48ZM74 148L75 149H79V150H75V152L73 151L74 150ZM98 149V152H97V149ZM101 148V149H100ZM113 148V149H112ZM116 148H118V149H116ZM128 148H131V151H135L134 153H132ZM137 148V149H136ZM159 148V149H158ZM163 148V149H162ZM187 148V149H186ZM38 149H41V150H38ZM61 149V150H60ZM94 149V150H93ZM96 149V150H95ZM112 149V150H111ZM120 149V150H119ZM138 149H140L141 151L139 152L138 151ZM154 149V150H153ZM161 149L164 151L163 153L161 152ZM255 149H254V152H256L255 151ZM13 150V152H15ZM30 150V151H29ZM37 150V151H36ZM59 150V151H58ZM81 150L83 151V152H81ZM93 150V151H92ZM127 150V151H126ZM129 150V151H128ZM159 150V151H158ZM170 150V151H169ZM178 150V153H180V154H178V153H176V151ZM189 151L190 152V154L188 155L187 154V152L186 151ZM0 151H1V149H0ZM3 151V150H2ZM43 151V152H42ZM54 151H57V152H54ZM61 151H62V153H61ZM64 151V152H63ZM79 151V152H78ZM91 151V152H90ZM96 151V152H95ZM116 151H121V153L120 152H116ZM125 151H126V153H125ZM183 151H185V152H183ZM239 151H240V149H239ZM250 151H249V153H250ZM260 151V152H259ZM5 152V153H6ZM31 152V153H30ZM45 152H47V154L49 155H47ZM88 152H89V154L90 153H92V154H94V156H91V155H89L88 154ZM101 152V153H100ZM123 152V153H122ZM130 152L132 153V154H130ZM137 152H138V154H137ZM146 152V153H145ZM154 152V153H153ZM160 152V153H159ZM251 152H253V150L251 151ZM257 152L255 153V154H257ZM5 153H3L4 155H5ZM16 153H14L15 155L14 156H12V158L14 159V157L16 156ZM24 153V155H22ZM41 153V154H40ZM55 153L57 154V155H55ZM58 153H60L59 155H60V157L58 156ZM95 153H97L98 154V157H97V155H95ZM111 153V154H110ZM118 153V154H117ZM140 153V154H139ZM142 153V154H141ZM7 154H12L11 153V150H10V152L9 153H7ZM37 154V155H36ZM65 154H69L68 156H69V158L67 157V155L65 156ZM89 156H88V155ZM101 154V155H100ZM104 154V155H103ZM114 154L116 155V157H114ZM137 154V155H136ZM147 156H149V157H147ZM149 154V155H148ZM176 154V155H179V156H174V155ZM183 154H185V155H183ZM252 154V153H251ZM251 154L249 155V158H248V161L249 160H253V162H252V160L250 161L252 164H254V161L256 160V162L258 163L257 164V166H259L260 165V163L262 162L261 161V159L259 160L258 159V156H257V158L256 157H253V156H251ZM263 154V155H262ZM0 155H1V159L0 160H2L3 159V155H2V153L0 152ZM9 155V156H10ZM32 155V156H31ZM33 155H34V157H33ZM52 155H54V156H51ZM106 155V156H105ZM122 155V156H121ZM125 155V156H124ZM132 155H134L133 156V158H130ZM136 155V156H135ZM139 155V156H138ZM142 155V156H141ZM159 155V156H160ZM164 155H166V156H164ZM168 155V156H167ZM187 155H188V157H187ZM252 155H254V154H252ZM35 156L36 157H38L39 159H37V158H35ZM40 156V157H39ZM41 156L43 157L42 159H44V161H42V159H41ZM50 157V158H48V157ZM73 156V158H71ZM99 156L101 157V158H99ZM105 156V157H104ZM107 156H109V157H107ZM147 158H149V159H147ZM163 156H164V158H163ZM254 156H256V155H254ZM8 157V155H6V158ZM17 157H15V159H17ZM45 157V158H44ZM48 159H47V158ZM58 157V158H57ZM62 157L64 158L63 160H62ZM89 157H90V159L91 160H89ZM104 157V158H103ZM107 157V158H106ZM113 157V158H112ZM122 157H123V159H122ZM126 157H128L129 158V160L127 161V162H125V159H128V158H126ZM134 157H135V159H134ZM136 157H138L139 158V160H141L140 158L142 157V161H140V163H138L137 161H139V160H137L136 162L134 161V160H136ZM146 158V159H144V158ZM8 158H10V157H8ZM10 159V160H13V159ZM31 158V159H30ZM61 158V159H60ZM68 160V163L66 162V159ZM95 158H97V159H95ZM103 158V159H102ZM107 160H106V159ZM137 158V159H138ZM151 158V159H150ZM162 158V159H161ZM167 158H169L170 160H171V163H170V161H169V163H168V161H166V160H169V159H167ZM181 160V163H180V160ZM254 158H256V159H254ZM14 159V160H15ZM38 160V161H36V160ZM50 159V162L48 161ZM52 159V160H51ZM56 159H57V161H56ZM69 159H71V160H69ZM92 159H94V160H96V163L94 164L93 162V160ZM116 159V160H115ZM132 159V160H131ZM134 159V160H133ZM152 159H153V162H152ZM157 159H159V161L157 160ZM5 158H4V160H2V162L4 161V163H5ZM9 160V159H8ZM36 162H35V161ZM61 160V162L63 163H60V162H58V161H60ZM72 160H76L75 161V163L77 162V161H79V162H77L76 163V165H75V163H74V161H72ZM102 160H105V161H102ZM114 160V161H113ZM117 160H118V162H117ZM121 160V161H120ZM146 160V161H145ZM151 160V161H150ZM155 160L157 161V163L156 164H158V165H155ZM162 160H165V161H161ZM172 160H174V161H172ZM176 160V161H175ZM30 161V162H29ZM70 167L71 166V163H74V165L72 166V167H74V170H76V171H72V170H67L69 167H67V165L66 166H64V162ZM69 161H72L71 163H69ZM81 161V162H80ZM101 161V162H100ZM122 161H124V163L122 162ZM132 162V163H136V167L131 163H129V162ZM148 161V162H147ZM149 161H150V163H149ZM13 162H14V164L15 165H18V168L20 167V169H19V172H18V170H15L17 167H13V166H15L14 164H13ZM21 162V164L19 165V163ZM100 162V163H99ZM108 162V163H107ZM116 162V163H115ZM174 162V163H173ZM177 162V163H176ZM178 162H179V164H178ZM191 162V161H190ZM189 162V163H190ZM250 162H248V167L246 166V169H248L251 165L249 164ZM255 162V163H256ZM6 163H7V160H6ZM34 163H35V165L37 164V165H41V167H43V170H44V176H42L43 174H42V172H43V170H42V168L41 167H36L35 165H34ZM59 163V164H58ZM89 163H91V164H89ZM102 163H103V165H102ZM107 163V164H106ZM123 163V164H122ZM125 163H129L128 165L127 164H125ZM142 163V164H141ZM148 163H149V165H148ZM172 163H173V165H172ZM182 163H185V164H182ZM53 164H54V167H53ZM70 164V165H69ZM77 164H78V166H77ZM123 165L124 166V168L126 167V169H128L129 167H130V169L129 170H127V171H129V173H130V177L128 176V174H126L125 172H127V171H125L126 169H124L123 168V166H120V167H118L119 165ZM139 164V165H138ZM147 164V165H146ZM153 164V165H152ZM160 164V165H159ZM171 164V165H170ZM178 164V165H177ZM237 164H238V162H237ZM28 166L27 167V171L24 169V166ZM42 165H44V166H42ZM57 165V166H56ZM64 167V169L65 170H67V171H72V172H68V174H65V173H67V171H65V172H63V168H62V166ZM128 166V168H127V166ZM133 165V166H132ZM142 165H143V168H142ZM151 165V166H150ZM175 165H176V167H175ZM185 165V166H184ZM250 165V166H249ZM26 166H25V168H26ZM30 166H31V168H30ZM33 166H35L33 169L34 170H32V167ZM60 166H61V168L62 169H60ZM104 166V167H103ZM112 166H114V167H112ZM140 168H139V167ZM147 166V167H146ZM162 166V167H161ZM256 166V164L255 165H253L252 167H257ZM22 167V168H21ZM45 167V168H44ZM71 167V169H73ZM91 167V168H90ZM117 167V168H116ZM151 167V168H150ZM182 167H184V168H182ZM187 167V168H186ZM5 168V169H4ZM8 167H7V169H9ZM11 168H14V170L15 171H17V172H15V171H13V169H11ZM39 168H40V170H42V172L41 171H39ZM48 168H49V170H51V171H49L48 170ZM87 168V169H86ZM89 168V169H88ZM116 168V169H115ZM120 168V169H119ZM131 168H133L132 169V173H131ZM136 169V171H135V169ZM146 168L148 169V172L151 170H153L154 168V170L151 172L150 171V173H148L147 172V170H146ZM180 168V169H179ZM24 169V170H23ZM29 169V170H28ZM35 169H36V172H37V170H38V173L36 174V172H35ZM45 169H47V170H45ZM138 169V170H137ZM179 169V170H178ZM186 170V172H185V170ZM187 169H188V171H187ZM253 169H255V168H253ZM253 169H251V167L248 169L249 170V172L248 173H250ZM263 169H264V166H263V168H262V174H263ZM22 170V171H21ZM30 170H31V172L33 173V175H32V173H30ZM87 170V171H86ZM103 170V171H102ZM114 170V171H113ZM118 170H119V172H118ZM122 170H124V171H122ZM143 170H144V172H143ZM165 170V171H164ZM251 170V171H250ZM46 171H49V172H47L46 174H45V172ZM60 171V172H59ZM99 171V172H98ZM117 171V172H116ZM133 171H134V173H133ZM139 171V172H138ZM183 171L186 173V175H185V173H183ZM23 172V173H22ZM24 172H26L25 174L26 175H28V178H25L24 179V181H23V179H22V176H23V174H24ZM27 172H28V174H27ZM40 172H41V174H40ZM50 172H52V173H50ZM121 172V173H120ZM137 172V173H136ZM140 172H141V174H143V175H139L140 174ZM168 172V173H167ZM174 175V177H173V175L171 174V173ZM174 172V173H173ZM179 172V173H178ZM246 172V173H247ZM253 173H254V171H252ZM252 172H251V174H252ZM256 172H257V170H256ZM7 173V174H8ZM20 173H21V175H20ZM58 173V174H57ZM80 173H82V175L80 174ZM87 175H86V174ZM103 173H106V174H103ZM121 174V175H118V174ZM122 173H124V174H122ZM18 174H19V176L21 177V179H19L17 176H18ZM52 176H51V175ZM80 174V175H79ZM90 174V175H89ZM98 174V175H97ZM104 176H103V175ZM112 174V175H111ZM118 175V177H117V175ZM133 174V175H132ZM166 174V175H165ZM171 174V175H170ZM182 174V175H181ZM184 174V175H183ZM187 174L189 175V176H187ZM262 174H260V175H262ZM12 175V176H13ZM17 175V176H16ZM37 177H36V176ZM55 175V176H54ZM59 175H60V177H59ZM65 175V176H64ZM70 175V176H69ZM79 175V176H78ZM100 175V176H99ZM109 175V176H108ZM111 175V176H110ZM113 175L115 176V177H113ZM127 177H126V176ZM158 175V176H157ZM181 175V176H180ZM197 175H199V173L197 174ZM46 176H48V177H46ZM63 176V177H62ZM86 176V177H85ZM101 176H103L104 178H102ZM105 176H107V178H108V180H107V178L105 177ZM124 178H123V177ZM140 176V177H139ZM143 176V177H142ZM146 178H145V177ZM152 176V177H151ZM156 176V177H155ZM161 176V177H160ZM166 176H168V177H166ZM183 176V177H182ZM190 176H192L191 178H190ZM196 177V178H193V177ZM263 176V175H262ZM4 177H5V179H4ZM16 177H17V179H19V181L16 179ZM24 177H25V175H24ZM30 177H32L31 178V181H30ZM54 177V178H53ZM55 177L57 178V179H55ZM66 177V178H65ZM80 177H81V179L83 178V182H82V180L80 179ZM113 177V178H112ZM118 178V180L116 179L115 180V178ZM119 177H120V179H119ZM136 177V178H135ZM142 177V178H141ZM148 177V178H147ZM150 177V178H149ZM160 177V178H159ZM163 177V178H162ZM177 177V178H176ZM200 177V176H199ZM53 178V179H52ZM59 178L60 179H62L61 181H62V183L60 182V180H59ZM64 178V179H63ZM78 178V179H77ZM102 180H101V179ZM105 178H106V180H105ZM114 179L113 180V182H112V180L111 179ZM125 178H126V180H125ZM130 178H131V180L133 179V181L130 183L129 181H130ZM134 178H135V180H134ZM165 178L167 179V180H165ZM185 178V179H184ZM187 178V179H186ZM192 178L194 179V180H192ZM26 179H29V180H26ZM104 179V180H103ZM109 179H110V183H109ZM157 179H158V182H159V184H158V182H157ZM173 179V180H172ZM176 179H181V181L180 180H178V181H180V182H178V185H176L177 183H176ZM196 179V180H195ZM10 180V181H9ZM36 180V181H35ZM55 180V181H54ZM58 180V181H57ZM124 180V183L122 182ZM137 180H139V182L137 181ZM159 180H161V181H159ZM172 180V181H171ZM175 180V183L173 182ZM188 180H190V181H194L191 185L193 186V184H198V182L200 183V184H198V185H196V187H195V185H194V187L198 190L199 189V195H200V197H198V196H196V198L194 199H192V197H194L195 195H193L194 194V192H196V195L198 194V192H197V190L195 191V189H193V188H191V186H190V181H188ZM263 180H264V178H263ZM16 181V182H15ZM40 182L41 184H42V186L45 184L44 182H46L47 184H45V186H43V187H41L40 185H38V187H40L39 188V191H38V189H35V187L37 188V184H40V183H37V182ZM56 182V183H54V182ZM63 181H64V183H63ZM103 181H106L105 182V185H103V186H105L104 188L100 185V184H103L104 182ZM116 181V182H115ZM135 181V182H134ZM144 181V182H143ZM164 181V182H163ZM166 181H167V183L169 182L170 183V181H171V183L169 184V186H168V184H166ZM182 181H185V183L183 182V184L181 183ZM187 181V182H186ZM197 181V182H196ZM6 184H5V183ZM20 184H18V183ZM27 184H26V183ZM32 183L31 185H30V183ZM34 182H36V186L34 185L35 183ZM97 182H100L99 183V188H98V183ZM115 182V183H114ZM118 182H119V184H118ZM127 182L129 183V184H127ZM138 182V183H137ZM143 182V183H142ZM146 182V183H145ZM149 182V183H148ZM153 182H154V186H152L153 185ZM57 184V183H61L62 184V186H60V184L58 185H55L54 186V184ZM107 183V184H106ZM135 183L136 184H138V185H135ZM141 183V184H140ZM163 183H165V184H163ZM4 184V185H3ZM22 184H24V185H22ZM26 184V185H25ZM49 184H51V186L52 187H50L49 186ZM71 184V185H70ZM80 184V185H79ZM82 184V185H81ZM109 184V185H108ZM112 184V185H111ZM126 184L128 185V186H126ZM134 184V185H133ZM155 184H156V186H155ZM162 184H163V186H162ZM180 184V185H179ZM187 186H186V185ZM189 184V185H188ZM32 185H34V186H32ZM48 185V186H47ZM95 185L97 186V188L95 187ZM111 185V186H110ZM118 185V186H117ZM132 185V186H134V187H130V186ZM173 185H175V187L173 186ZM183 185V186H182ZM247 185H248V183H247ZM246 185V188H245V190L244 191H248L247 189H248V186ZM262 185H264V184H262ZM58 186V187H57ZM116 186V187H115ZM176 186H178L177 187V189H176ZM184 186H186L185 188H183ZM189 186V187H188ZM47 187V188H46ZM53 187H55V189L53 190L52 188ZM66 188V190H63L62 188ZM106 187H111L112 189H109V188H106ZM148 187H150V189H148ZM156 187V188H155ZM164 187H165V189H164ZM171 187H172V189H171ZM173 187L178 191H176L175 189H173ZM200 187V188H199ZM264 187V186H263ZM263 187H262V189H263ZM30 188V189H29ZM41 188H42V190L43 189H46L45 191L47 192V193H45V191L43 190H41ZM102 188H103V190H102ZM114 188V189H113ZM117 188V189H116ZM125 188H128V189H125ZM129 188H131L132 190H136V191H131V189H129ZM148 190H147V189ZM158 188V192L156 191V189ZM161 188V189H160ZM192 189V196L190 195L191 194V192L189 191V189ZM25 190V193H24V190ZM49 189V190H48ZM51 189H52V191L54 192H51ZM65 192H63L62 190ZM84 189H86V190H84ZM89 189H90V191H89ZM102 190V191H100V190ZM146 189V190H145ZM159 189H160V191H162V192H160L159 191ZM184 189L185 190H187V191H189V192H187V194L185 195L184 193L182 194L181 193V191L182 192H184ZM190 189V190H191ZM11 190V189H10ZM11 190V191H12ZM37 191V194L38 195H36L35 194V192H34V194H32L33 193V191ZM48 190V191H47ZM58 190H60V191H58ZM80 190V191H79ZM111 190V191H110ZM117 191V193L119 194V196H121V199H120V197L118 196V194L117 193H115L116 191ZM130 190V191H129ZM142 190V191H141ZM145 190V191H144ZM172 190V191H171ZM173 190H174V192H173ZM179 190H181L180 192H179ZM83 191H84V193H83ZM89 191V192H88ZM108 191V192H107ZM138 191H139V194H138ZM149 191H151V192H149ZM156 191V192H155ZM168 191V192H167ZM194 191V192H193ZM244 191H242L241 193H243ZM264 191V190H263ZM263 191H261V192H263ZM30 192V193H29ZM39 192V193H38ZM41 192V193H40ZM42 192H44V193H42ZM50 192H51V194L53 193L54 194V196H53V194L51 195L50 194ZM57 192H63L64 194H62V196L60 195L59 197H58V193ZM79 192V193H78ZM96 192H98L97 194L99 195V197H98V195H97V197H95L96 196ZM114 192V193H113ZM141 192H142V195H143V197H142V195H141ZM144 192V193H143ZM186 192V191H185ZM12 193V192H11ZM13 193V194H14ZM24 193V194H23ZM74 193H75V195H74ZM78 193V194H77ZM81 193V194H80ZM88 193V194H87ZM93 193V194H92ZM108 193H109V195H108ZM115 194V195H112V194ZM136 193H137V195H136ZM146 193V194H145ZM162 193V194H161ZM172 193V194H171ZM177 193H179V194H177ZM181 193V194H180ZM188 193H190V194H188ZM3 196H2V195ZM9 194V196H8V198H6V196ZM21 194H23V195H25V196H23V197H21ZM28 194H30L31 195V197H30V195H29V198L26 196V195H28ZM46 194H48L47 196H46ZM49 194H50V197H49ZM69 194V195H68ZM91 194V195H90ZM94 194H95V196H94ZM100 194L102 195L101 197H103L102 199H104L105 200V202H101V198H100ZM111 194V195H110ZM132 194V195H131ZM149 196H148V195ZM150 194H152V195H154L155 197H156V195H157V198L155 199V197L153 196V198H152V195H150ZM170 195V197H169V195ZM244 194V193H243ZM246 194H247V192L244 194L245 196H243L242 194H240L241 195V197L243 196L244 198H246ZM45 195V196H44ZM56 195H57V198H56ZM64 195H66V196H64ZM72 195V196H71ZM78 195H79V197H78ZM116 195L118 196V198H116ZM139 195V196H138ZM161 195V196H160ZM166 197H165V196ZM262 195H263V197L262 196H260L261 198H264V194L262 193ZM44 198H42V197ZM67 196H68V199H67ZM132 196H134V197H132ZM174 196H176V197H179V198H176V197H174ZM182 196V197H181ZM185 197V199H188L189 197H191V198H189L190 199V201H188V200H186L187 202H185V203H182L183 205H180L179 204V201L181 200L182 202L183 201H185L183 198ZM186 196L188 197V198H186ZM202 196H205L204 198L202 197ZM25 197H27V198H25ZM33 197V198H32ZM37 197V198H36ZM41 197V198H40ZM54 197V198H53ZM70 197V198H69ZM81 197V198H80ZM115 197V198H114ZM135 197H137V198H135ZM168 197V198H167ZM172 197H174V198H172ZM240 197V198H241ZM19 198H21V199H19ZM49 201L48 203L45 201L46 199ZM52 198V199H51ZM60 198H62V200H64V201H60ZM78 198V199H77ZM107 200H106V199ZM141 200H140V199ZM178 199L177 201H176V199ZM199 198H201V200H199V201H201L202 203H203V201L205 202V199H206V206L204 205H202L201 203H199V201H196V200H198ZM243 198V200H245ZM261 198H259V201H262V200H260ZM31 199H33V201L31 200ZM35 199H36V201H35ZM37 199H41V201L40 200H37ZM54 199H56L57 200V202H55V200ZM66 199H67V201H66ZM82 199V200H81ZM115 199V200H114ZM122 199H123V201H122ZM134 201H133V200ZM136 199H137V203H136ZM146 199V200H145ZM152 201H151V200ZM175 199V200H174ZM242 199V198H241ZM13 200V201H12ZM14 200H16L15 202H14ZM27 200V201H26ZM28 200H31V201H29L28 202ZM42 200H44V204L42 203ZM52 200V201H51ZM76 200V201H75ZM81 200V201H80ZM99 200V201H98ZM149 202H148V201ZM154 200H156V201H154ZM195 202H194V201ZM238 200H239V198H238ZM243 200H239V203H241V202H243ZM23 201H24V203H23ZM40 201V202H39ZM59 201V202H58ZM75 201V202H74ZM80 201V202H79ZM82 201H85V203H82ZM141 201V202H140ZM145 201H147V202H145ZM168 201V202H167ZM177 202V204H176V202ZM259 201L257 200V202H256V204L258 203L259 204ZM37 202V203H36ZM55 204H59L58 206L57 205H55ZM62 202H63V204H62ZM108 202V203H107ZM116 204V207L113 205L114 203ZM146 204H145V203ZM194 202V204H192ZM198 202V204H200V205H198V206H200V207H198L197 205H196V207L195 206H193V205H195L196 203ZM5 203H7V205H5ZM17 205H16V204ZM28 203V204H27ZM36 203V204H35ZM48 204V205H46L45 206V204ZM75 203H77L76 205H74ZM87 203V204H86ZM102 203H103V205H104V207L102 206ZM109 204V205H106V206H108V207H110V208H108V207H106L105 206V204ZM151 203V204H150ZM155 203H156V206H155ZM158 203V204H157ZM181 203V202H180ZM187 203H189V204H187ZM14 204V205H13ZM33 204V205H32ZM39 204V205H38ZM51 204L53 205L54 204V207L56 206L57 208H50V206H51ZM112 204V205H111ZM118 204V205H117ZM135 204V205H134ZM147 204H149V206L147 205ZM165 204V205H164ZM186 204H187V206H188V208H185V206H186ZM192 205L191 207L189 206V205ZM11 205H13L12 207H14L15 205V208L18 206V208H16V210H14L15 208H12V210L11 209H9V208H11ZM44 205V206H43ZM60 205H62V206H60ZM72 207H71V206ZM80 205V206H79ZM83 205V206H82ZM121 205V206H120ZM146 205V206H145ZM153 205V206H152ZM160 205V206H159ZM201 205H202V207L203 208H208V210H204L203 211V208L201 207ZM5 206H7V207H5ZM27 206V207H26ZM38 206V207H37ZM40 206H41V208H40ZM43 206V207H42ZM82 206V207H81ZM85 206V207H84ZM178 206V207H177ZM182 206H183V208L185 209H183L182 208ZM186 206V207H187ZM257 206V205H256ZM30 207H32V208H30ZM33 207L36 209V210H34L33 209ZM39 209V211H38V209ZM45 207V209H42V208H44ZM52 207V206H51ZM60 207H62V208H60ZM75 207V208H74ZM89 209H88V208ZM103 207V208H102ZM112 207H114V208H112ZM121 207V208H120ZM155 207V208H154ZM175 207V208H174ZM1 208H0V210H1ZM8 208V209H7ZM59 208V209H58ZM76 208H80V209H76ZM122 208H125V210L123 211L122 210ZM149 208H151V215L152 216H150L148 213V211L150 210ZM153 208H154V210L156 209V208H159V210L158 209H156L157 211H154V212H152L153 211ZM195 208H197V209H195ZM5 209H7L8 210V212L5 210ZM57 209V211H55ZM67 209V210H66ZM85 209V210H84ZM88 209V210H87ZM104 209H106L105 210V212H104ZM107 209H108V211H111L110 213L107 211ZM111 209V210H110ZM149 209V210H148ZM183 209V210H182ZM186 209H188V210H186ZM194 209V210H193ZM199 209V210H198ZM202 209V213H201V210ZM26 210V209H25ZM32 210H33V212H32ZM47 210H48V212H47ZM49 210H50V212L52 213V211H53V213H55L56 212V214H53L54 216L52 217L51 215H49L50 213H49ZM52 210V211H51ZM58 210L59 211H61V213H59L58 212ZM73 210V211H72ZM78 210V211H77ZM127 210V211H126ZM143 210V211H142ZM147 210V211H146ZM177 210V211H176ZM182 210V211H181ZM195 211V213H191V211ZM12 211V212H13ZM81 211V212H80ZM113 211H115V213H114V215H112L113 214ZM116 211H118L117 213H116ZM126 211V212H125ZM196 211H199L200 213H201V215L203 214V212H205V211H208L209 212V214H208V216L206 215V213H204L207 217H208V219H206L207 217H205V215L203 214L202 215V217H200L201 215H199V218H200V220H201V218H202V220L200 221L199 220V222H200V224L202 223V222H205L206 223V225L204 224H201V225H199V222H197V216H198V214H197V212ZM1 212V211H0ZM16 212H18V211H16ZM35 212H38L37 214L35 213ZM87 212H88V214H87ZM130 212V213H129ZM145 212H148L147 214L149 215V216H147V214L145 213ZM184 212V213H183ZM198 212V213H199ZM207 212V213H208ZM1 213V214H2ZM41 213H43L44 215H42V218L40 217L41 216ZM48 213V214H47ZM57 213H58V215H57ZM78 215H77V214ZM83 213V214H82ZM119 213V214H118ZM121 213V214H120ZM153 213H155V214H153ZM187 213V214H186ZM191 213V214H190ZM199 213V214H200ZM15 214V213H14ZM17 214V213H16ZM25 214V215H24ZM34 215V216H32V215ZM47 214V215H46ZM60 214H61V216H60ZM87 214V215H86ZM95 214V215H94ZM117 214V215H116ZM130 214V215H129ZM140 214H141V216H140ZM12 215V216H11ZM19 215H17V217H19ZM28 215H31L30 217H28ZM51 216L50 218L49 217H47V216ZM57 215V216H56ZM80 215V216H79ZM93 215H94V217H93ZM109 215V216H108ZM168 215V216H167ZM186 215V216H185ZM4 216H5V214H4ZM25 216V217H24ZM45 216L47 217V218H49L48 220L45 218ZM56 216V219L57 220H60V221H55V217ZM59 216V217H58ZM77 216H78V218H77ZM114 216V217H113ZM124 216V217H123ZM184 216V217H183ZM40 217V218H39ZM58 217V218H57ZM75 217H76V220H75ZM113 217V218H112ZM116 217H117V220L120 218H122L121 220H118V221H116L115 219H116ZM125 217H127V218H125ZM133 217V218H132ZM151 217V218H150ZM160 217V218H159ZM174 217V218H173ZM197 217V218H196ZM259 217V218H260ZM0 218H2V216H0ZM4 218V217H3ZM7 218V219H6ZM28 219V220H26V219ZM34 218H36V219H34ZM37 218H38V220L39 221H37ZM62 218V219H61ZM106 218H107V220H106ZM124 218V219H123ZM129 218V219H128ZM167 218V219H166ZM188 218H190V219H188ZM198 218V219H199ZM231 218H232V220H231ZM251 218H249V219H251ZM42 219H44V221H45V223H43V220ZM54 219V220H53ZM85 219V220H84ZM105 219V220H104ZM136 219H137V221H136ZM143 219V220H142ZM171 219H173L172 221H171ZM177 219V220H176ZM205 221H204V220ZM237 219V218H236ZM5 220V221H4ZM10 220V219H9ZM8 220V221H9ZM34 220V221H33ZM108 220H110V221H108ZM114 220H115V222H114ZM130 220V221H129ZM135 220V221H134ZM157 220V221H156ZM159 220V221H158ZM162 220V221H161ZM209 220H211L210 222H209ZM41 221H42V223H41ZM53 221H55L54 223H52ZM95 221H96V223H95ZM113 221V222H112ZM141 223H140V222ZM189 221V222H188ZM18 222H19V224H18ZM40 222V223H39ZM48 222V223H47ZM57 222H59V223H57ZM78 222H80V223H78ZM85 222H87V223H85ZM89 222H90V224H89ZM103 222H105L104 223V226H106L105 224L106 223H108L107 225H108V227H107V230L109 231V232H107V230L105 229V228H103L104 226H103ZM109 222H111L110 224L111 225H109ZM120 222H121V224H120ZM133 222H134V224H133ZM137 222V224H135ZM161 222H162V225H161ZM165 222V223H164ZM176 222H178V223H176ZM234 222H235V220H234ZM8 224V226H7V224ZM21 223V224H20ZM26 224V226H25V224ZM75 223V224H74ZM83 223V224H82ZM126 223V224H125ZM128 223V224H127ZM129 223H132V225L131 224H129ZM159 223V224H158ZM168 223V224H167ZM170 223V224H169ZM171 223H174L173 224V227H172V224ZM196 223V224H195ZM210 223V224H209ZM231 223V224H230ZM38 224V225H37ZM39 224H41V226L39 225ZM56 224H58V226L56 225ZM81 224V225H80ZM115 224H117V225H115ZM124 224H125V226H124ZM140 224V225H139ZM167 224V225H166ZM207 224H209L210 225V227H209V225H207ZM224 224H225V227H224ZM9 225H11L10 227L12 228V229H10V228H8V229H6L7 227H9ZM18 225H20V227H22L21 228V230H19V234H18V232H16V234H18L17 235V237L15 236L14 237V235H13V232L14 231H16L15 229H19V227H18ZM21 225H24L25 226V228L23 229V226H21ZM44 225V226H43ZM55 225V226H54ZM62 225V226H61ZM100 225L102 226L101 228H100ZM123 225V226H122ZM127 225V226H126ZM130 225H131V227H130ZM165 225H166V227H165ZM168 225H169V227H168ZM193 225H194V228H193ZM198 227H196V226ZM226 225H228L227 227H226ZM248 225V224H247ZM5 228H4V227ZM29 226V227H28ZM48 227V228H46V227ZM54 226V227H53ZM81 226H83V227H81ZM92 228H91V227ZM97 226H99V227H97ZM165 227V228H162V227ZM175 226V227H174ZM185 226H187V227H185ZM230 226H232V227H230ZM16 227V228H15ZM32 227V228H31ZM37 227V228H36ZM51 227V228H50ZM56 227V228H55ZM87 227V228H86ZM109 227H114V228H109ZM119 227V228H118ZM138 227V228H137ZM188 227H189V229L191 230V228H193L191 231H193L192 232V234H189V232L191 233V231L188 229ZM222 227H223V229H222ZM263 227V228H262ZM0 228V229H1ZM15 228V229H14ZM28 228V229H27ZM54 228V229H53ZM77 228V229H76ZM78 228H80L81 229V233H78V231L80 232V230L78 229ZM84 228H85V230L86 231H88V232H90L89 234L88 233H86V235H85V230H84ZM89 228V229H88ZM97 228H100V230L98 229V230H96ZM109 228V229H108ZM132 228V229H131ZM155 228V229H154ZM178 228V229H177ZM195 228H196V230H195ZM201 228H204L203 230L201 229ZM205 228H210V229H205ZM231 228V232L229 233V230L228 229H230ZM262 228V229H261ZM6 229V230H5ZM13 229H14V231H13ZM23 229V230H22ZM29 229H32V231L34 232H32L31 233V235H30V233H29V236H31V237H29V239H27L28 241H31V239L33 240L34 238H36L35 239V241H37L36 243H38V245L39 244H42L43 242L45 243H43L42 245H33L34 243H35V241L33 240V241H31V243H33L32 245L33 246H36L37 248H39L40 246H42V248L41 249H39V250H42L41 252H43V254H41V252L39 251H33V249L34 248H36V247H32V245H30L29 243H27V245L28 246H26V243H24V239L22 238L23 237V235L25 236V232L28 234V232H27V230H29ZM38 229V230H37ZM39 229L40 230H45L46 229V231H44V232H41L40 231V233L39 234H42V236H40L39 238L37 237V233L39 232ZM50 229H51V231L52 232H54V233H52L51 231H50ZM53 229V230H52ZM56 229V230H55ZM88 229V230H87ZM101 229H102V232H101ZM111 229H114V230H111ZM168 229V230H167ZM184 229H186V231H184ZM187 229H188V231H187ZM199 229V230H198ZM224 229H226V230H224ZM7 230H9V231H7ZM47 230H48V232L50 233V235H49V233L47 232ZM91 230V231H90ZM104 230V231H103ZM116 230V231H115ZM123 230H124V232H123ZM128 230H129V232H128ZM167 230V231H166ZM173 232H172V231ZM178 230H179V232H178ZM207 232H206V231ZM233 230V231H232ZM262 230V232H259V231H261ZM6 232V238H7V233H9L10 232V234H11V232H12V237H10V236H8V238L6 239V238H4L3 239V236H4V232ZM18 231V230H17ZM29 231H31V230H29ZM58 231V232H57ZM82 231H84V232H82ZM94 231V233H92ZM97 231H99V232H97ZM120 231V232H119ZM199 231V232H198ZM202 231H203V233H202ZM204 231H205V235H204ZM209 231V232H208ZM225 231H228L227 232V234H229V235H225L226 234V232ZM3 232V233H2ZM97 232V233H96ZM125 232H127V233H125ZM167 232V233H166ZM171 233V235L169 234V233ZM174 232H176V235L178 236V238H180V240H182L181 242L182 243H184L185 244V247L182 245V244H180V240H178L179 242H176L177 240H174V239H176L177 238V236H176V238H175V233ZM186 232V233H185ZM195 232H196V234H195ZM202 234H201V233ZM225 232V233H224ZM251 232V231H250ZM2 233V234H1ZM102 233H105V236L103 237V235L104 234H102ZM107 233H109L108 235H107ZM112 233V234H111ZM113 233H114V235L116 236H114L113 235ZM117 233V234H116ZM154 233V234H153ZM246 233V234H247ZM9 234V235H10ZM14 234H15V232H14ZM15 234V235H16ZM39 234H38V236H39ZM55 235V238H54V236H52V235ZM81 234H83V235H81ZM95 234V235H94ZM99 234V235H98ZM102 234V235H101ZM123 234V235H122ZM125 234V235H124ZM169 234V235H168ZM180 234L182 235V236H184V234L187 236V238H190V239H188V241L189 240H191L192 239V242L191 243H193L194 242V240H196V242H198L197 240L200 238V240H201V238L205 241L204 243L202 242V241H199V242H201L199 245V247H201L202 249H198L199 251H197V247H198V243H197V245L193 248L194 249V251L195 252H193L192 251V249L190 248L191 246L193 247L195 244H196V242H195V244H190V241L189 242H187V243H189L191 246L189 247V244H187L186 243V238L184 239V240H186V241H183V239H182V237H179L180 236ZM189 234V235H188ZM199 234V235H198ZM231 234V235H230ZM245 234V233H244ZM1 235H2V237H1ZM47 235V236H46ZM79 235V236H78ZM119 235H122V236H119ZM152 235V236H151ZM170 236V237H167V236ZM191 235H193L192 237H196L197 239H195V238H191ZM194 235H198V236H194ZM200 235H202L203 237L205 236L206 238H208V240L204 237H202V236H200ZM220 238L221 237V240L222 239H224V240H226L225 242H223L224 240H222V242L223 243H221L220 244V242H221V240L219 239V238H216L217 236ZM221 235V236H220ZM248 235V234H247ZM249 235H250V233H249ZM84 236V237H83ZM85 236H87V239H89V240H87V242L88 243H86V241H84L83 239H85L86 240V237ZM119 236V237H118ZM159 236V237H158ZM163 236V237H162ZM171 236H173V237H171ZM208 236V237H207ZM223 236H224V238H223ZM238 236V237H239ZM5 237V236H4ZM27 237H28V235H27ZM27 237H25V238H27ZM42 237H45V238H42ZM88 237H90V238H88ZM91 237H93V240H92V238ZM117 237H118V240H117ZM165 237L167 238V239H165ZM185 237V236H184ZM199 237V238H198ZM225 237H227V238H225ZM254 237V238H253ZM256 237V238H255ZM177 238V239H178ZM229 238V239H228ZM230 238L232 239V240H230ZM247 238H248V240H247ZM22 239H23V242H22ZM96 239V240H95ZM100 239V240H99ZM144 239H146L145 241H144ZM168 239H169V241H168ZM170 239H171V242H172V244H170ZM206 239V240H205ZM240 239V240H239ZM2 240H4L5 242H7L6 240H9V243L10 244H8L7 245V243H5L4 241H2ZM40 240H43L42 241V243H41V241ZM51 240V241H50ZM52 240H55V241H53L52 242ZM80 240H82V242H85V243H82V247H81V241ZM92 240V241H91ZM111 242H110V241ZM165 240H167L168 241V243H167V241H165ZM219 240V241H218ZM229 240V241H228ZM257 240V241H256ZM258 240H260V242L258 241ZM50 241V242H49ZM95 241V242H94ZM143 241V242H142ZM175 241V242H174ZM207 241V242H206ZM230 241H232V242H230ZM247 241H248V243L249 242H253V243H249L250 244V246H249V244L248 245H246L248 248L250 247H252V248H254V246L257 244V242L259 243V244H257L256 245V253L254 252V250H255V248H254V250H251L252 252H253V255H252V252H251V258H253V259H249V255L248 254H246L247 255V257H248V261H247V257H246V255L244 254V253H242L243 251L245 252V249H247L246 251H250V249H248V248H245L246 246H245V244L247 243ZM26 242V241H25ZM49 242V243H48ZM52 242V243H51ZM89 242L91 243L90 245H88L89 244ZM99 242V243H98ZM113 242H114V244H113ZM119 242V243H118ZM165 242V243H164ZM176 244H174V243ZM212 242V243H211ZM51 243V244H50ZM80 243V244H79ZM112 243V244H111ZM121 243V244H120ZM125 243V244H124ZM177 243H179V245H177ZM217 243H219V245H217ZM230 243V244H229ZM236 244V245H234V244ZM254 243H256L255 245H252V244H254ZM1 244H0V246H1ZM47 244V245H46ZM53 244V245H52ZM84 244H86V246L84 245ZM163 244H165V245H163ZM167 244H170L171 246L172 245H174V246H180V245H182L183 246V248L181 249V250H179V253H181L182 252V254H180L179 255V253H178V251H176L177 253H176V257L177 258H179V256H182L183 255V259H182V261L181 260H179V259H177V260H179V262L175 259H173V258H171V254L169 255V253L167 252V250L169 249V247L171 248V246H168ZM203 244H206V245H204L203 247H202V245ZM209 244V245H208ZM6 245V246H5ZM12 245H10L11 246V248H14V247H12ZM84 245V246H83ZM124 245V246H123ZM189 247V249H188V247ZM222 245V246H221ZM252 245V246H251ZM1 246V247H2ZM55 248H54V247ZM92 246V247H91ZM104 246H106V247H104ZM115 246V247H114ZM163 246H165V247H163ZM172 247L173 248V250H175V248L176 247ZM208 246V247H207ZM229 246V247H228ZM233 246V247H232ZM235 246V247H234ZM237 246V247H236ZM0 247V248H1ZM27 247H29L28 249H27ZM73 247V248H72ZM76 247H78V250H77V248ZM85 249H84V248ZM88 247V248H87ZM110 247L112 248L113 247V249H115V250H113V249H110ZM124 247V248H123ZM166 247H168V248H166ZM187 247V248H186ZM206 247H207V250H206ZM212 247H215L214 249H211ZM226 248V249H223V250H225V251H223L222 250V248ZM54 248V249H53ZM57 248V249H56ZM81 248V249H80ZM107 249V251H109V252H106V250H104V249ZM117 248V249H116ZM126 248V249H125ZM139 248V249H138ZM166 248V249H165ZM171 248V249H172ZM180 248V247H179ZM178 248V249H179ZM205 248V249H204ZM220 248V252H221V254L219 253V251H218V249ZM228 248V249H227ZM230 248V249H229ZM235 250H234V249ZM238 248V249H237ZM243 248H245V249H243ZM251 248V249H252ZM171 249H169L170 251H171ZM177 249V250H178ZM183 249H185L186 250V252H185V250H184V252L185 253H188L187 251L189 250V251H191V253L189 252V254H185L184 252H183ZM188 249V250H187ZM232 249V250H231ZM258 249H260L259 248V246H258ZM260 249V250H261ZM54 250V251H53ZM86 250V251H85ZM96 250H97V252H96ZM103 250V251H102ZM168 250V251H169ZM202 250V251H201ZM210 250V251H209ZM228 250V251H227ZM237 250H240V253H239V251H237ZM259 250V251H260ZM83 251V252H82ZM112 251V252H111ZM117 251V252H116ZM197 251V252H196ZM201 251V252H200ZM203 251H204V253H203ZM205 251H206V253H205ZM231 251V252H230ZM242 251V252H241ZM0 252V253H1ZM22 252V253H21ZM35 252V253H34ZM36 252H38L37 254H38V256L36 255ZM72 254H71V253ZM90 252V253H89ZM127 254H126V253ZM168 253V254H166V253ZM174 252V251H173ZM172 252V253H173ZM193 252V253H192ZM199 252H200V254H199ZM19 253V254H18ZM21 253V254H20ZM24 253V254H23ZM39 253H40V255H39ZM48 253V254H47ZM78 253H79V255H78ZM83 253V254H82ZM96 253V254H95ZM110 253V254H109ZM166 255H165V254ZM185 255H184V254ZM208 253H210V255H212L211 257H210V255H208ZM217 253V254H216ZM219 253V254H218ZM238 253V254H237ZM258 253V254H257ZM262 253H263V255H262ZM11 254V255H12ZM31 254V255H30ZM67 254V255H66ZM91 255L92 257H90L89 255ZM96 255V256H93V255ZM105 256H104V255ZM107 254V255H106ZM118 254H119V256H118ZM123 254V255H122ZM125 254H126V256H125ZM178 254V255H177ZM203 254V255H202ZM223 254H225V255H223ZM237 254V255H236ZM244 255V256H242V255ZM249 254H250V252H249ZM10 255V256H11ZM50 255V256H49ZM64 255V256H63ZM66 255V256H65ZM72 255V256H71ZM88 255V256H87ZM128 255H130V256H128ZM139 255V256H138ZM173 255L175 256V254L173 253ZM172 255V256H173ZM221 255H223V256H221ZM258 255V256H259ZM0 261H2V263H0V264H3V261L6 259H10V261H11V259L14 261V259L15 258H18V256H14V257H10V256H8V257H6L5 258V256H4V260H3V254H0ZM13 256V255H12ZM62 256L63 257H65L64 259L62 258ZM74 256H77L76 258L74 257ZM87 256V257H86ZM101 257L100 259H99V257ZM107 256V257H106ZM117 256V257H116ZM122 256H124V257H122ZM144 258H143V257ZM169 256V257H168ZM185 256H187V257H185ZM198 256H197V258H198ZM205 256V257H204ZM228 256V257H227ZM244 258V260H243V258ZM28 257V256H27ZM46 259H45V258ZM61 257V258H60ZM71 257V258H70ZM79 257V258H78ZM105 257V258H104ZM127 257H130V258H127ZM168 257V259H166V258ZM196 257V256H195ZM208 257H210V258H208ZM227 257V258H226ZM240 257V258H239ZM2 258V259H1ZM14 258V259H13ZM20 258L18 259L19 261H20ZM42 258V259H41ZM54 258V259H53ZM69 258H70V260H69ZM75 258V259H74ZM87 258V259H86ZM95 258H97V259H95ZM121 258H123V261L121 260ZM140 258V259H139ZM164 258V259H163ZM170 258V259H169ZM234 259V260H231V259ZM245 258H246V260H245ZM29 259H31L30 257H29ZM29 259H24V260H26L25 261V263H27V260L29 261ZM34 259V258H33ZM41 259V260H40ZM61 259H62V261H61ZM109 261H108V260ZM125 259V260H124ZM142 259H146L147 261H143ZM194 259H196V258H194ZM194 259L192 260V263L193 264H195V263H197V262H194ZM228 259V260H227ZM5 260V261H6ZM17 260V259H16ZM36 259H34V261H35ZM36 260V261H37ZM56 260V261H55ZM75 260H76V262H75ZM88 260V261H87ZM95 260V261H94ZM101 260V261H100ZM106 260V261H105ZM132 260V261H131ZM137 260H140V261H137ZM218 260V259H217ZM218 260V261H219ZM263 260V261H262ZM9 261V260H8ZM10 261L9 262H7L8 264H10ZM12 261V262H13ZM19 261L17 262V261H14V262H17V264H22V262L21 263H19ZM32 262L33 264H38V262L36 263V261L35 262ZM46 261V262H45ZM61 263H60V262ZM67 261V262H66ZM78 261H79V263H78ZM104 261V262H103ZM111 261V262H110ZM125 261V262H124ZM126 261H127V263H126ZM142 261V262H141ZM155 261H157V262H155ZM174 261H177V262H174ZM196 261V260H195ZM212 261V262H211ZM221 260L219 261V262H217V263H214V264H219L220 262H222ZM241 261V263H239ZM257 261V262H258ZM11 262V263H12ZM66 262V263H65ZM69 262V263H68ZM92 262V263H91ZM102 262V263H101ZM108 262V263H107ZM129 262V263H128ZM184 262V263H185ZM205 262V263H204ZM216 262V261H215ZM25 263H23V264H25ZM31 263V262H30ZM29 263V264H30ZM31 263V264H32ZM183 263V262H182ZM185 263V264H186ZM253 264H256V261L254 260L253 262H252ZM6 264V263H5ZM12 264H16V263H12ZM258 264V263H257Z\"/></svg>", "mask_w": 264, "mask_h": 264}, {"label": "bare ground", "instance_id": "bare-ground-1", "mask_svg": "<svg viewBox=\"0 0 264 264\" xmlns=\"http://www.w3.org/2000/svg\"><path fill=\"white\" fill-rule=\"evenodd\" d=\"M0 1H1V0H0ZM2 1H4V0H2ZM13 1H15V0H13ZM18 1H20L21 4H23L22 2H25V1H23V0H18ZM18 1H16V2L18 3ZM28 1H29V0H28ZM28 1H27V2H28ZM31 1H32V0H31ZM37 1H40V0H37ZM41 1L43 2V0H41ZM50 1H51L52 4H53V2H54V1L56 2L57 0H53V1H52V0H49V1L46 0V2H48V3H49ZM59 1H60V2H59ZM59 1H58L59 4L56 6L57 8H58L59 6L61 7L60 3L62 2V0H59ZM64 1H67V0H63L62 3H64ZM70 1L73 2V1H75V0H69V2H70ZM77 1H78V0H77ZM86 1H87V0L83 1V2H84L83 4H85ZM105 1H106V0H105ZM109 1H111V0H109ZM117 1H119V0H117ZM123 1H124V0H122V2H123ZM129 1H130V0H129ZM165 1H166V0H165ZM165 1H164V2H165ZM168 1H170V0H168ZM175 1H176V0H175ZM192 1H193V0H192ZM209 1H210V0H209ZM218 1H220V0H218ZM218 1H217V2H218ZM235 1H236V2H235ZM235 1L233 2L232 6H231V7H232L231 11H229L230 9H229V10L227 9V10L230 12V15H229V19H228L226 25H225V26L223 25V26H224L223 28H225V30H224V34H223V36L221 35V36H222V39H221V41L219 42V44H218V43H215V44H214L215 46H217V48H215V52H214V55H213L214 58L212 57V58H213L212 62L209 63V66H210L209 71H208L207 68H205V71H204V69H203L204 72L208 71L207 74H206V76H208V77H207V79H205V82L203 83V86H200V85H199V79H198L199 77L197 78V79H198V82L195 83V84H198L200 87H202V88H199V89H198V88H195V89H198V90L201 89L199 93H198V91H197V93H198L199 95L197 96L196 93H195V95H196L195 98H194V97H191V96L193 95V94L191 93V90H193V89H191V88H193V87L191 86L190 82L187 81V80H186V81H187V83L189 82V83H188V86L190 85L189 87H191V88H190L191 90L189 89V87H188V88L186 87V86H187L186 84L184 85L185 88H187V89H185V90L187 91V93H188V91H190V93L192 94V95H190V96L188 95L190 98H193V99H195V101H196V99H197L196 97H198V99H199V100H198V106L196 105L198 108H197V109L195 108L197 111H195V109L193 108V107L195 106V104H196V103H194V100H193V99H191V100H190V98L188 99L189 101H193L192 103H194V104L189 105V106H192V107H189L188 104H186V106H185V105H184L185 102H184L183 100H182V101L184 102V104H182L181 101H180V102L178 101L179 103H181V110H182V108H183V111H184V110H187V109H190V111H191L193 114H195V113L197 112V116L194 115L195 118H192V120H195L194 123H192L191 118H190L189 120H186V119H185L186 117H190V116L185 115L186 117H184V120H186V121H190V122L192 123V125H191V123L189 124V122H188L187 124L190 125L189 127L195 129V131H194L195 133H194L193 131L190 130L191 128L188 129V125H187V126H186V124L184 125V122H186V121L183 120L184 122H182L183 127L186 126V127H187V130L191 131L190 135L188 134L189 132H186V133H185V131H187V130H185L183 133L189 135V136H188V139H187L188 141H187L186 138L184 137L185 140H186V141L184 140V142H185V143L187 142V144H189L190 147H188V148H189L188 150H190V152L192 151V153H193V156H192V155L190 154V152L187 150L186 152H187L188 155L190 154V156H189V158H187V159H186V158H183L182 161L185 162V160H188V159H191V158H192L191 160H188V162L186 161V162L188 163V165L190 164V167H191L192 170H193V172H192V171L190 172V170H189V173H193V174H190V175L193 176V175H194V172H195V173L197 172V173H196V177H198V178H196L195 176H194L193 178H196L197 180L200 178L199 180H200V183H201V186H202V189L199 187L200 190H201L200 192L202 193V191H203V193H204L205 196H206V199H208V200H207V204H208V207H209V211H210V213H211V216H210V214H209L208 211L203 212V214L206 213L207 216H208V214H209L208 217H209V218L211 217L210 219H212V221L209 220V222L211 221V227H210V225H209L210 223L207 224V225H209V227L211 228L210 232L208 231V232L210 233V234H209V235H210V236H209V239H211V238L213 239V238L215 237L214 235H215L217 229H218L219 227H221V224H222L223 222H225V220H226L227 218L232 217V215H233L234 218H235V219H234L235 222H234V220H233V225L236 226V228L230 226V227H232L233 230L235 229L234 232H231V231H230L231 228L228 229V230H229V233L231 232V234H232V237H231L232 239H233V236L236 235V234H238L239 232H240L241 235H242V232H241V231H242L246 226H247V227L250 226L249 224L252 223L251 221H252L253 219H254L255 221H256V219H259V221L255 222V224L259 222V225H261V226H262V224H261V223H262L261 220H262V221L264 220V218L261 219V217H260L261 214H259V213L257 212V210L260 212V209H263V208H264L263 206H261V208L258 206V205H261V203L264 201V198H261V197H260V196L263 197L262 193L264 194V191H263V190H264V187H263L264 185H262V184H264V180H263V178H264V169H263V174L261 173V172H262V168H263V166H264V159L262 160L263 156H261V154L258 153V152L256 151V149H255V148H256V144L258 143V142H257L258 140H256V139H260V143H263L264 141L262 140V141H263V142H262V141H261V138H262V137H258V136L255 134L256 137H254V139L256 138V139H255L256 141H254V143L252 142V144H249V143H251V142H249V141H251V140H249V138H250V139L252 138L251 136H252V132H253V131H252L253 126L256 128V126L254 125V124H256L255 121H256V120H259L258 118L255 119V118L257 117V115H258L257 113H259L258 111L262 112V108L264 107V104H262V103H264V102H263V100H264V98H263V97H264V94H263V97H262V92L264 91V90H263V89H264V87H263L264 85H262V84L260 85V84H259L260 87H259V86L256 87V88H258V90L261 89L259 92L257 91V89H255V84L259 81V77H257V76H262V75H263V73H262V75H259V74H260V72H264V70H263L264 68L261 67V68H260L261 71H260V70H258V68L255 69V66H256V65L253 66V64H261V63H262V65H264V61L261 62V60H260V61H259V60H258V61H257V60H254V59H256V58H254V57H255L257 54H260V55L263 54L264 49H261V51L263 50L262 52H261V51H258L257 53H256V50H254V47L256 46L255 43H257L259 39L256 40V38H255V41H257V42H255V43L253 42V39H254L253 36H255L257 32H256L255 29H254L255 34L252 35L254 32H253L252 34H250V32H251V28H250V24H249V23H251V22L253 21V19H254V18L251 19L253 14L255 15V13H256V15H257L259 12L262 13L261 10L264 11V9H263V5H262L261 3L258 2L260 5H258V4L256 3V5H258L257 8H258V7L261 8V5H262V9H260V11H259V9H258V11H259V12H258V11L256 10V9H257V8H256V9H255L256 12H255V10H254V6H256V5H255V3H254V2H255L254 0H235ZM6 2H7V1H6ZM6 2H3V4L6 3ZM11 2H12V1H11ZM16 2H14V4H16ZM20 2H19V3H20ZM46 2H45V3H40V4H41V5H42V4H43V5H44V4L47 5L48 3H46ZM58 2H56V4H57ZM72 2H71V3H72ZM75 2H76V1H75ZM78 2H79V1H78ZM78 2H77V3H78ZM87 2H88V1H87ZM87 2H86V4H87ZM89 2H91V1L89 0ZM98 2H100V1H98ZM112 2H113V1H112ZM114 2H115V0H114ZM114 2H113V4H114ZM122 2H120V3H122ZM125 2H126V0H125ZM185 2H186V1H185ZM224 2H225V1H224ZM260 2L263 3L264 1H260ZM25 3H26V2H25ZM32 3H33V2H32ZM36 3H37V2H36ZM62 3H61V4H62ZM81 3H82V2H81ZM118 3H119V2H118ZM143 3H144V2H143ZM159 3H162V2H159ZM191 3H192V2H191ZM194 3H195L196 6H197V3H199V1L196 0V2H194ZM194 3H193V4H194ZM200 3H203V1H202V2L200 1ZM221 3H222V2H221ZM253 3H254V4H253ZM0 4H1V3H0ZM3 4H2V5H3ZM12 4H13V2H12ZM14 4H13V6H12L13 8H14V6H15ZM27 4H29V3H27ZM38 4H39V3H38ZM54 4H55V3H54ZM64 4H66V3H64ZM67 4H68V3H67ZM69 4H70V3H69ZM69 4H68V5H69ZM72 4H75V3L73 2ZM72 4H70V5H72ZM90 4H92V3H90ZM100 4H101V3H100ZM162 4H164V3H162ZM162 4H160V5H162ZM217 4H219V3H217ZM263 4H264V3H263ZM2 5H1V6H2ZM6 5H7V4H6ZM6 5H5V6H6ZM8 5H9V4H8ZM8 5L6 6V8H7V7H10V5H9V6H8ZM29 5H30V4H29ZM29 5H25V4H24V6H22V5H21V6L24 8L25 6H29ZM32 5H33V4H32ZM32 5H30V10H31V8H34V7H35V9H40V8H38V7H40L39 5H38L37 7L35 6V2H34V7H33ZM46 5H44V6L46 7ZM76 5H77V4H76ZM88 5H89V4H88ZM88 5H87V6H88ZM102 5H103V4H102ZM120 5H121V4H120ZM122 5H124V4L122 3ZM164 5H165V4H164ZM166 5H167V4H166ZM171 5H172V4H171ZM179 5H180V4H179ZM198 5H199V4H198ZM200 5H202V4H200ZM200 5H199V7H202V6H200ZM1 6H0V7H1ZM5 6H4V7H5ZM17 6H20V4H18ZM21 6H20V7H21ZM31 6H32V7H31ZM44 6H43V7H44ZM50 6H51V5H50ZM54 6H55V5H54ZM65 6H67V5H63L62 7H64V9H66L67 7L65 8ZM72 6H74V8H79V7L81 8V7L83 6L82 8H83L84 10H85V8H86V6H84V5H82V4H80V5L78 4V5H77L78 7H75V5H72ZM94 6H95V5H94ZM94 6H93V7H94ZM100 6H101V5H100ZM105 6H106V5H105ZM110 6H111V5H110ZM115 6H116V4H115ZM139 6H140V5H139ZM180 6H181V5H180ZM223 6H224V5H223ZM229 6H230V5H229ZM229 6H228V7H229ZM4 7H2V8H4ZM20 7H19V10H21ZM45 7H44V8H45ZM47 7L49 8V4H48ZM47 7H46V9H47ZM51 7H53V5H52ZM60 7H59V9H61ZM69 7H70V6H69ZM84 7H85V8H84ZM97 7H98V5H97ZM112 7H113V6H112ZM117 7H118V6H117ZM117 7H116V9H117ZM119 7H120V6H119ZM162 7H163V6H162ZM162 7L160 6V8H162ZM178 7H179V6H178ZM193 7H194V6H193ZM199 7H198V8H199ZM220 7H221V5H220ZM13 8H12V9H13ZM26 8H27V7H26ZM44 8H43V11H47L46 9L44 10ZM74 8L71 7V9H74ZM87 8H88V7H87ZM87 8H86V9H87ZM98 8H101V7H98ZM113 8H114V7H113ZM158 8H159V7H158ZM179 8L181 9L182 7H179ZM179 8H178V9H179ZM183 8H184V7H183ZM196 8H197V7H196ZM198 8H197V9H198ZM202 8H203V7H202ZM229 8H230V7H229ZM4 9H5V8H4ZM15 9H16V7H15ZM27 9H28V8H27ZM59 9H58V10H59ZM62 9H63V8H62ZM62 9L59 10V11H60L59 15H63V13L66 11V10H64V9L62 10ZM68 9H70V8H68ZM89 9H91L90 6H89ZM95 9H96V7H95ZM114 9H115V8H114ZM143 9H144V8H143ZM171 9H172V8H171ZM184 9H187V8H184ZM192 9H193V8H192ZM252 9H253V10H252ZM10 10H11V8H10ZM10 10H9V12H10ZM19 10H18V8H17V11H19ZM25 10H26V9H25ZM30 10H28V11H30ZM51 10H52V9H51ZM51 10H49V11L51 12ZM53 10H54V9H53ZM74 10H75V9H74ZM160 10H161V9H160ZM164 10H165V9H164ZM187 10H188V9H187ZM187 10H185V11H187ZM193 10H194V9H193ZM208 10H209V9H208ZM13 11H15V10H13ZM13 11H11V12H13ZM28 11H27V12H28ZM36 11H37V10H36ZM36 11H33V13L35 12V14H36ZM39 11H42V9L39 10ZM39 11H37V13H38ZM62 11H63V13H62ZM68 11H70V12H68L69 14H70L71 12H73V11H71V10H68ZM89 11H90V10H89ZM93 11H94V10H93ZM95 11H96V10H95ZM97 11H98V9H97ZM174 11H175V10H174ZM180 11H181V10H180ZM180 11H179V13H180ZM2 12H3V11H1V13H2ZM4 12L7 13V12H8L7 9H5ZM9 12H8V13H9ZM11 12H10V14H11ZM25 12H26V11H25ZM31 12H32V11H31ZM31 12H30V14L32 15L33 13H31ZM50 12L47 11L46 13L49 14ZM55 12H57V11H55ZM87 12H88V11H87ZM87 12H85V13L87 14ZM90 12H92V11H90ZM100 12H101V11H100ZM103 12H104V11H103ZM107 12H108V10H107ZM115 12H116V11H115ZM127 12H128V11H127ZM132 12H133V11H132ZM157 12H160V11H158V9H157ZM175 12L178 13V11H175ZM187 12H188V11H187ZM189 12H190V11H189ZM191 12L194 14L193 11H191ZM191 12H190V13H191ZM254 12H255V13H254ZM8 13H7V14H8ZM15 13H16V12H15ZM23 13H24L23 10H22V11H19V14H22V15H23ZM28 13H29V12H28ZM44 13H45V12H44ZM65 13H66V12H65ZM65 13H64V14H65ZM79 13H81V12H79ZM82 13H84V12H82ZM82 13H81V15H82ZM95 13H97V12H94V14H95ZM128 13H129V12H128ZM142 13H143V12H142ZM163 13H164V12H163ZM179 13H178V16H179ZM190 13H187V14H190ZM192 13H191V14H192ZM260 13H259V14H260ZM3 14H5V13H3ZM7 14H5V15L8 16ZM19 14L16 13L15 15H19ZM24 14H25V13H24ZM35 14H33L32 16L34 17ZM42 14H43V12H42ZM56 14L58 15V12L55 13V15H56ZM86 14H85V15H86ZM88 14H89V12H88ZM97 14H100V13L98 12ZM97 14H96V15H97ZM103 14H104V13H103ZM115 14H116V13H115ZM115 14H114V15H115ZM144 14H145V13H144ZM153 14H156V13H153ZM172 14H173V13H172ZM182 14L184 15V13H182ZM187 14H185V15H187ZM191 14H190V15H191ZM214 14H215V13H214ZM0 15H1L0 18H2V17H3L2 14H0ZM37 15H38V16L35 15V17H34L35 20H36V17H39V13H38ZM66 15H67V14H66ZM74 15H75V14H74ZM78 15H79V14H78ZM78 15H77V16H78ZM110 15H111V14H110ZM124 15H125V14H124ZM129 15H130V14H128V16H129ZM134 15H135V14H134ZM159 15H160V14H159ZM218 15H219V13H218ZM254 15H253V16H254ZM12 16H13V15H12ZM20 16H21V15H20ZM24 16H26V14H25ZM28 16H29V15H28ZM28 16L26 17L27 20L31 17V16H30V17H28ZM42 16H44V17H41V18H46V17H47L45 14H43ZM49 16H53V15H52V14H49L48 17H49ZM79 16H80V15H79ZM82 16H84V15H82ZM82 16H80V17H82ZM88 16H89L88 18H89L90 20H89L88 18L83 19V17H82V20H83V21H81V20H80L81 18H79V20L81 21V22H80V21L78 20V17L75 18L76 15H75V16L72 15V17H73L75 20H77L78 23H80V25H81L82 22H83V24L81 25L82 28H80L79 26L74 25V24L71 25V26H73V28H74V26H76L75 29H78V27L80 28V30H79V29L77 30V31H78V32H77V36L79 35L78 37L81 36L80 34H78L79 31H81V29H83L84 26H85L87 23H88L89 25H91V23H89V22L91 21V17H90V15H88ZM115 16H116V15H115ZM125 16H126V15H125ZM141 16H142V15H141ZM143 16H144V15H143ZM150 16H151V15H149V17H150ZM156 16H157V14H156ZM173 16H177V14H175V15L173 14ZM173 16H172V17H173ZM178 16H177V17H178ZM187 16H189V15H187ZM195 16H196V15H195ZM195 16H194V17H195ZM225 16H226V15H225ZM261 16L263 17V16H264V13H263V14H260V17H261ZM9 17H10V16H9ZM9 17H8V19H9ZM14 17H15V16H13V18H14ZM33 17H32V18H33ZM53 17H54V16H53ZM85 17H86V16H85ZM99 17H100V16H98V18H99ZM105 17H106V16H105ZM112 17H113V16H112ZM130 17H131V16H130ZM172 17L170 18L171 21H173L174 19H179V20H176V21H180V20H181L180 18H176V17L172 18ZM180 17H182V15H181ZM183 17H184V16H183ZM183 17H182V19H183ZM221 17H222V16H221ZM4 18H6V17H4ZM11 18H12V17H11ZM19 18H20V17H19ZM32 18H30V19H31L32 21H34V19H32ZM49 18H50V17H49ZM49 18H46V19L49 20ZM58 18H59L58 21H60V23L63 24V22H62L63 19H62V21H61L60 16H57V19H58ZM126 18H127V17H126ZM135 18H136V17H135ZM144 18H145V17H144ZM151 18H154V16H153V17L151 16ZM151 18H150V19H151ZM185 18H186V17H185ZM188 18H189V17H188ZM190 18H191V17H190ZM199 18H200V17H199ZM226 18H228V17H226ZM23 19H24V17H23ZM37 19H39V18H37ZM46 19H42V20L45 21ZM50 19H51V18H50ZM65 19H66V18H65ZM74 19H73V20H74ZM92 19H93V17H92ZM102 19H103V18H102ZM105 19H106V18H105ZM109 19H110V18H109ZM112 19H113V18H112ZM129 19H130V18H129ZM145 19H146V18H145ZM150 19H149V21H150ZM167 19H168V18H167ZM172 19H173V20H172ZM186 19H187V18H186ZM192 19H193V18H192ZM208 19H209V18H208ZM208 19H207V20H208ZM259 19L261 20V18H259ZM1 20H3V19H1ZM1 20H0V21H1ZM5 20H6V19H5ZM5 20H4V21H5ZM9 20H10V19H9ZM20 20H21V18H20ZM39 20H40V19H39ZM42 20H40V23H39V22H37L36 24L33 23L34 26H33V25H32V26L35 28V30L33 29V27H32L31 25H30V27H29V26L27 27V23H26V25H25V28H26V27L29 28L30 30L33 31V33H34L35 31H36L37 33H39V35L36 33V34H37V35H35L36 38H38L37 36L40 37V34H44L45 32L47 33L48 31H51V30L54 31L53 29H55V28H56V29L59 28V25H60V23H59L58 21H56V17H55V20H54V19L52 20V21H55V24H53L54 26L51 25V22H50L51 20H49V21L46 20L45 22L48 21L49 23H48V24H45V25L47 26V25L50 24V28H51V29H50L49 26H48L47 28H49L50 30L48 29V31H45L44 33H41V29H42V27H39V26H41V25L43 26V24H41V21H42ZM84 20H85V21L89 20V21H87L86 24H85V21H84ZM97 20H98V19H97ZM103 20H104V19H103ZM125 20H126V19H125ZM142 20H143V18H142ZM151 20H152V19H151ZM207 20L204 19V21H202V22L205 23ZM220 20H221V19H220ZM250 20H251V22H250ZM262 20H264V17H263ZM4 21H2V23H3ZM11 21H12V20H10L9 23H10ZM14 21H15V20H14ZM16 21H17V20H16ZM28 21H29V20H28ZM28 21H27V22H28ZM37 21H38V20H37ZM67 21H69V19H68ZM139 21H140V20H139ZM144 21H145V20H144ZM171 21H170V24L172 23ZM174 21H175V20H174ZM176 21H175V22H176ZM182 21H183V20H181L180 22H182ZM184 21H185V19H184ZM184 21H183V22H184ZM187 21H188V20H187ZM195 21H196V20H195ZM221 21H222V20H221ZM254 21H255V20H254ZM254 21H253V22H254ZM20 22H22L21 24L24 25V22H26V21H25V19H24V22H23V21H20ZM20 22H19V23H20ZM30 22H31V21H30ZM30 22H29V24H30ZM45 22H43V23H45ZM69 22H70V21H69ZM69 22H66V21H65V23H68V24H69ZM110 22H111V21H110ZM145 22H146V23H145ZM145 22H144V23H145V25H146V24H147V20H146ZM162 22H163V21H162ZM165 22H166V20H165ZM183 22H182V23H183ZM196 22H197V21H196ZM213 22H214V21H213ZM223 22H224V21H223ZM253 22H252V23H253ZM261 22H262V21H261ZM12 23H13V22H12ZM12 23H11V24H12ZM15 23H16V22H15ZM38 23H39V25H38ZM52 23H53V22H52ZM56 23H59V24L56 25ZM65 23L63 24V26L65 25V27H66V25H68V24H65ZM74 23H75V22H74ZM101 23H102V22H101ZM168 23H169V22L165 23V25H167ZM184 23H185V22H184ZM199 23H200V22H199ZM203 23H202V24H203ZM256 23H258V22L255 21L252 25L255 24L254 26H255V28L257 29V28H259V27L256 26V25H257ZM262 23L264 24V21H263ZM262 23H261V24H262ZM11 24H10V25H11ZM17 24H18V22H17ZM21 24H20V25H21ZM31 24H32V22H31ZM40 24H41V25H40ZM84 24H85V25H84ZM93 24H94V23H93ZM107 24H109V23H107ZM141 24H142V23H141ZM148 24H151V23H148ZM148 24H147V25H148ZM170 24H169V25H170ZM177 24H178V23H177ZM202 24H201V25H202ZM258 24H259V23H258ZM261 24H260V25H261ZM8 25H9V24H8ZM10 25H9V26H10ZM22 25H21V26H22ZM36 25H37V27H39V28H37ZM55 25H56V27H55ZM83 25H84V26H83ZM142 25H143V24H142ZM145 25L142 26V29H143V27H145ZM175 25H176V23H175ZM175 25L173 24L172 26H175ZM184 25H185V24H184ZM4 26H5V25H4ZM11 26H13V25H11ZM11 26L9 27V29L11 28ZM51 26H52V27H55V28H52ZM140 26H141V25H140ZM140 26H138V27L140 28ZM181 26L183 27V24H182ZM181 26H180V27H181ZM203 26H204V25H203ZM254 26H253V27H254ZM0 27H1V26H0ZM5 27H6V26H5ZM7 27H8V26H7ZM16 27H18V25H15V27L13 28L12 31H14V29H15ZM87 27H88V29H87ZM91 27H93V26H92V25H91V26H88V25H87L84 29H85L86 31H89V30L91 31V29H89V28H91ZM95 27H96V25H95ZM104 27H105V26H104ZM182 27H181V31L184 30V29H182ZM184 27H185V26H184ZM184 27H183V28H184ZM190 27H191V26H190ZM253 27H252V28H253ZM262 27H263V25H262ZM262 27L260 26V28H262ZM1 28H4V27H1ZM1 28H0V29H1ZM27 28H26V29H27ZM36 28H37V30H38V29H40V30L37 31ZM47 28H46V30H47ZM60 28H61V27H60ZM62 28H63V27H62ZM101 28H102V27H101ZM108 28H110V27L108 26ZM146 28H147V27H146ZM149 28H150V27H149ZM164 28H166V27H164ZM174 28H176V27H174ZM178 28H179V27H178ZM191 28H192V27H191ZM211 28H212V27H211ZM219 28H220V27H219ZM9 29H8L7 31H9ZM21 29L24 30L22 27H21ZM63 29H64V28H63ZM63 29H62V30H63ZM71 29H72V28H70L69 31H71ZM75 29H72V31L75 30ZM84 29H83V31H84ZM95 29H97V28H95ZM127 29H128V28H127ZM140 29H141V28H140ZM140 29H137V30H140ZM157 29H158V28H157ZM157 29L155 28V30H157ZM167 29H169V28H167ZM176 29H177V28H176ZM199 29L202 30L201 26L199 27ZM1 30H4V29H1ZM16 30H17V29H16ZM22 30L19 31V29H18L17 31L21 32L22 35H25V33H27L28 31H30V30L27 29V30H26L27 32L25 31V33H23L24 31L22 32ZM112 30H114V32H115L116 28H115V29H114V28H113V29H110V31H112ZM137 30H136V31H137ZM143 30H144V29H143ZM143 30H142V31H143ZM145 30H146V29H145ZM145 30H144V31H145ZM159 30H160V29H159ZM161 30H162V29H161ZM177 30H178V29H177ZM191 30H192V29H191ZM252 30H253V29H252ZM258 30H259V29H258ZM260 30H261V32L263 33L264 28H263V29H260ZM260 30H259V31H260ZM4 31H5V30H4ZM12 31H11V32H12ZM52 31H51V32H48V33H51L50 35H52V36L55 37V35H53L55 31H54V32H52ZM59 31H60V29H59ZM63 31H64V30H63ZM63 31H60V33H62ZM72 31H71V32H72ZM83 31H82V32H83ZM94 31H95V30H94ZM140 31H141V30H140ZM148 31H150V29H149ZM151 31H152V29H151ZM162 31L164 32V29H163ZM167 31H173V33H174V31H176V30H174L173 28H172V30H171V28H170V29L167 30ZM167 31H166V32H167ZM179 31H180V29H179ZM179 31H178V32H179ZM181 31H180V32H181ZM184 31H185V30H184ZM184 31H183V32H184ZM189 31H190V30H189ZM192 31H193V30H192ZM194 31H195V30H194ZM197 31H198V29H197ZM207 31H208V30H207ZM221 31H222V30H221ZM5 32H6V31H5ZM9 32H10V31H9ZM42 32H43V31H42ZM75 32H76V31H73V33H67V34H65L67 37H66V36H65V37L62 36V38H64V41H65V40L70 36L69 34H71V36L66 40V43H65V44L63 43V45H65V47H66V45H67V41H68V42L70 41V42L68 43V45H70V43L73 42V44H71V46L74 45V50L77 48V45H79V44H76V43L74 42V41L77 39V36H76V35H75L76 37L74 36V33H75ZM82 32H80V33H82ZM100 32H101V31H100ZM112 32H113V31H112ZM121 32H122V30H121ZM125 32H126V30H125ZM138 32H139V31H138ZM138 32H137L136 34H138ZM153 32H154V31H153ZM155 32H156V31H155ZM155 32H154V35L152 34V36H155ZM157 32H158V31H157ZM160 32H161V31H160ZM160 32H159V33H160ZM183 32H182V33H183ZM199 32H200V30H199ZM214 32H215V31H214ZM214 32H212V33H214ZM222 32H223V31H222ZM2 33H3V36H2V37H5V38H6V36H4L5 33H4L3 31H2ZM6 33H7V32H6ZM31 33H32V32L30 31L29 34L27 33L26 35H27V36L32 35V37H33V33H32V34H31ZM48 33H47V34H48ZM52 33H53V34H52ZM86 33H88V32H86ZM89 33L91 34V32H89ZM103 33H104V32H103ZM139 33H140V32H139ZM142 33H143V32H142ZM142 33H140V35H141ZM144 33H145V32H144ZM149 33H151V32H149ZM164 33H165V32H164ZM168 33H169V32H168ZM168 33H167V34H168ZM185 33L188 34L187 31H186ZM185 33H183V34H185ZM195 33H196V31H195ZM197 33H198V32H197ZM208 33H209V32H208ZM208 33H207V34H208ZM18 34H20V33H18ZM57 34H59V33H57ZM72 34H73V35H72ZM75 34H76V33H75ZM82 34H84V32H83ZM95 34H96V33H95ZM147 34H148V33H147ZM161 34H162V36H164V34H163L162 32L160 33V35H161ZM171 34H172V33H171ZM176 34H177V33L175 32V33L172 34V35L168 34V36L170 35L169 37L172 38L173 35L176 36ZM207 34H206V35H207ZM217 34H218V33H217ZM219 34H221V33H219ZM9 35H10V34H8L7 37H8ZM11 35L13 36L14 34L11 33ZM16 35H17V34H15V37H12L11 39L16 38V37L18 36V35H17V36H16ZM20 35H21V34H20ZM20 35H19V36H20ZM26 35H25V37H26ZM45 35H46V34H45ZM45 35H41V38H42V36H43V38H44ZM48 35H49V34H48ZM48 35H47V36H48ZM50 35H49V37H50ZM106 35H107V34H106ZM177 35H178V34H177ZM180 35H181V34H180ZM180 35H179V36H180ZM190 35L192 36V34H190ZM196 35H197V34H196ZM250 35L253 37L252 40H251L252 37H251ZM258 35L260 36L259 32H258ZM19 36H18V37H19ZM47 36L45 37L46 39H43V40H48L49 43H51L50 40L53 39V37H51V39L49 40V39L47 38ZM72 36H74L75 38L72 37ZM85 36H86V34H85ZM92 36H93V34H92ZM107 36H108V35H107ZM171 36H172V37H171ZM175 36H174V37H175ZM183 36H184V35H183ZM186 36H188V35H186ZM191 36H190V37H191ZM207 36H208V35H207ZM219 36H220V35H219ZM259 36H257V37H259ZM10 37H11V36H9V40H10V42H11ZM30 37H31V36H29L27 39H29ZM32 37H31V38H32ZM83 37H84V36H83ZM90 37H91V36H90ZM94 37H95V35H94ZM97 37H98V36H97ZM97 37H96V38H97ZM150 37H151V34H150ZM157 37H158V35H156L155 38H157ZM160 37H161V36H160ZM160 37H158L157 40H158V39H161V40L163 39L162 37H161V38H160ZM164 37H165V36H164ZM169 37H167V35H166V38H165V39L168 40L167 38H169ZM250 37H251V38H250ZM255 37H256V36H255ZM20 38H21V37H20ZM20 38H17V39L20 40ZM31 38H30L31 41L29 40L28 42H30V43L32 42V45H33V40H32V39H36V38H34V37H33L32 39H31ZM62 38H60V40H61ZM65 38H66V39H65ZM70 38H71V40H72V38H74V40L71 42V40H69ZM80 38H81V37H80ZM100 38H101V37H100ZM102 38H103V37H102ZM102 38H101V39H102ZM137 38L139 39V36H138ZM140 38H142V36H141ZM143 38H145V35H143ZM147 38H148V36H147ZM147 38H146V39H147ZM201 38H202V37H201ZM205 38H206V36H205ZM261 38H262V37H261ZM1 39H2V38H1ZM7 39H8V38H7ZM7 39H5V40H7ZM25 39H26V38H25ZM27 39H26V40H27ZM81 39H82V38H81ZM84 39L86 40V43H87L86 45H87L88 47L85 46V44H82V45H83V47L85 46V47H87V48L89 49V50H88V54H89V52L92 51V50H90V49L92 48L91 46H93V45H89V44H88L89 41H88L85 37H84ZM88 39H89V38H88ZM93 39H94V38H93ZM121 39H122V38H121ZM131 39H132V38H131ZM133 39H134V37H133ZM135 39H136V35H135ZM186 39H187V38H186ZM207 39H208V38H207ZM219 39H220V38H219ZM19 40H18V41H19ZM26 40H25V41H26ZM43 40H41V41H43ZM53 40H55V38H54ZM53 40H51V41L53 42ZM60 40H58L59 43H61V41H63V39H62L61 41H60ZM144 40H145V39H144ZM148 40H149V39H148ZM151 40H152V38H151ZM154 40H155V39H154ZM161 40H159V42H160ZM170 40H171V39H170ZM215 40H216V39H215ZM1 41H2L3 43L5 42V41H3V40H1ZM20 41H23V38H22V40H20ZM41 41L39 40V42H41ZM48 41H46V43H48ZM58 41H57V42H58ZM64 41H63V42H64ZM76 41H77V40H76ZM80 41H82V40H80ZM128 41H129V40H128ZM155 41H156V40H155ZM155 41H154V42H155ZM162 41H163V40H162ZM162 41H161V43H162ZM181 41H182V40H181ZM184 41H185V40H184ZM201 41H202V40H201ZM260 41L262 42L263 39H260ZM260 41H259V42H260ZM2 42H1V45H2ZM8 42H9V41H8ZM12 42H14V40H13ZM12 42H11V43H12ZM36 42H37V40H36ZM39 42H38V43H39ZM44 42H45V41H44ZM77 42H78V41H77ZM91 42H92V41H91ZM126 42H127V41H126ZM126 42H125V43H126ZM143 42H144V41H143ZM149 42H150V40H149ZM149 42L147 41L146 43H149ZM151 42H152V41H151ZM151 42H150V43H151ZM156 42H157V41H156ZM166 42H167V41H166ZM170 42H171V41H170ZM172 42H173V40H172ZM195 42H198V40L195 41ZM216 42H217V41H216ZM259 42H258V43H259ZM261 42L259 43L260 45H261L264 41H263L262 43H261ZM16 43H17V41H16V39H15V44H14L15 48H17V47H16ZM18 43H19V42H18ZM20 43H21V42H20ZM24 43H25V42L23 41V45H24ZM26 43H27V41H26ZM41 43H42V42H41ZM41 43H39L38 45H40ZM74 43L76 44V48H75V44H74ZM79 43H82V42H79ZM89 43H90V42H89ZM129 43L131 44L130 41H129ZM129 43H128V44H129ZM136 43H137V42H135V44H136ZM161 43H160V44H161ZM258 43H257V44H258ZM91 44H92V43H91ZM93 44H95V41H93ZM139 44H140V42H139ZM160 44H159V45H160ZM170 44H171V43H170ZM172 44H173V43H172ZM175 44H176V43H175ZM178 44H179V43H178ZM184 44H185V43H184ZM187 44H188V43H187ZM216 44H218V45H216ZM253 44H255L254 47H253ZM1 45H0V47L3 46V45H2V46H1ZM6 45L11 46V48H12V44L10 45V43H8V44H5L4 46L7 47ZM17 45H18V44H17ZM21 45H22V44H21ZM21 45H18L21 51H22V49H23V51H24V48H26V47H28V46H32V45L29 44V45H26V47L23 48ZM35 45H36V47L38 46L37 43H36V44L34 43V45H33L32 47L35 48ZM41 45H42V44H41ZM50 45H51V44H50ZM50 45H49V46H50ZM56 45H58V43L55 44V47H56ZM68 45H67V48L69 49ZM137 45H138V43H137ZM141 45H143V44H141ZM144 45H145V43H144ZM144 45H143V47L145 48V46H146L147 44H146L145 46H144ZM157 45H158V44H157ZM162 45H163V44H162ZM190 45H191V44H190ZM203 45H204V44H203ZM203 45H202V46H203ZM207 45H209V44H207ZM263 45H264V43H263ZM263 45H261V47H264ZM9 46H8V47H9ZM20 46H21L22 48H21ZM24 46H25V45H24ZM43 46H44V44H43ZM45 46L48 47V45H45ZM45 46H44V47H45ZM58 46L60 47V45H58ZM80 46H81V45H80ZM80 46H79V47H80ZM89 46H90L91 48H90ZM96 46H97V45H96ZM126 46L129 47V45H126ZM126 46H124V47H126ZM138 46H139V45H138ZM138 46H137V47H138ZM153 46H154V45H153ZM160 46H161V45H160ZM163 46H164V45H163ZM163 46H162L161 48H163ZM202 46H201V47H202ZM8 47H7V48H8ZM47 47H45V48H47ZM53 47H54V46H53ZM55 47H54V51H53V52H48L49 54H50V53L54 54V52H55V54H54L55 56L52 55V54H50L51 56H54V57H51V56L49 55V56L52 58V60H51V58H50V59H48V62H47V61H44V62H46V63H43V64L50 63V61H51L52 64H51L50 67H52V65H54V64H53V60H54V58L56 57V55L58 54V53L56 54V52L59 51V55H60V53L63 51V50H61V49H59L58 51H56L57 49L55 50ZM59 47H58V48H59ZM61 47H63L62 49H64V46H62V44H61ZM61 47H60V48H61ZM79 47H78V48H79ZM81 47H82V46H81ZM81 47H80V48H81ZM83 47H82V48H83ZM94 47H95V45H94ZM100 47H101V46H100ZM122 47H123V45H122ZM122 47H121V49H123ZM137 47H136V45H135V48H137ZM146 47L148 48V45H147ZM150 47H151V46H150ZM154 47H156V46H154ZM154 47H153V48H154ZM199 47H200V46H199ZM201 47H200V48H197V47H196V50L201 49ZM204 47H205V45H204ZM204 47H203V49H204ZM258 47H259V46H258ZM258 47H257V48H258ZM7 48H6V49H7ZM9 48H10V47H9ZM9 48H8V49H9ZM11 48H10L9 50H11ZM34 48H33V50H37V49H34ZM39 48H41L40 50L43 49V48L40 47V46H39ZM56 48H57V47H56ZM67 48H66V50H67L68 53L66 52V50H64V51H65V55H64L65 57H68V56H69V54H70V51H69V50H72L71 52H73V54L75 53V52L73 51V47H72V48L70 47L69 50H68ZM95 48H97V47H95ZM126 48H127V47H126ZM126 48H124V49H126ZM129 48H130V47H129ZM132 48H133V47H132ZM144 48H140V47H139V49L137 48V50H140V51H137V52H140V54H143V53H144L143 56H145V58H147V57L150 55L151 52H153V51L155 52V51H156V50H152V51H150V50H149L150 48H148V50H149V52H150V53H149L148 50L146 51V50H145L146 48H145V49H144ZM209 48H210V47H209ZM212 48H213V47H212ZM255 48H256V47H255ZM257 48H256V49H257ZM259 48H260V47H259ZM259 48H258L257 50H259ZM2 49H3V50H2ZM2 49H1L2 51L0 50L1 52H5V51L8 50V49L5 50L4 48H2ZM51 49H53V48H51ZM83 49L85 50L86 48H83ZM99 49H100V48H98V50H99ZM141 49H144V50L146 51V53L148 52V53H147L148 55L146 56L145 51H144V50L142 51ZM151 49H152V47H151ZM155 49H156V48H155ZM173 49H174V48H173ZM4 50H5V51H4ZM9 50L7 51L8 53H9ZM12 50H13V49H12ZM14 50L17 51V53H19V54H17ZM14 50H13V51H14V55L17 54V55H16L17 58H18V57L20 58V56L22 57L23 54H24L25 56H26L27 53L31 54V52H27L28 50H31V47H30V48L28 47V50L25 49L26 51H25V53L22 52V53H21L22 55H20V52H21L20 50H17V49H14ZM43 50H44V49H43ZM84 50H83V51H84ZM86 50H87V49H86ZM86 50H85V52L87 53ZM130 50H131V49H130ZM201 50H202V49H201ZM209 50H210V49H209ZM209 50H208V51H209ZM18 51H20V52H18ZM49 51H51V50H49ZM60 51H61V52H60ZM77 51L79 52L78 49H77ZM77 51H76V52H77ZM128 51H129V50H128ZM128 51H127V52H128ZM134 51H136V49H135ZM164 51H165V50H164ZM174 51H175V49H174ZM186 51H187V50H186ZM199 51H200V50H199ZM199 51H197V53H198ZM205 51H207V49H206ZM205 51L203 52V50H202V53H205ZM210 51H211V50H210ZM1 52H0V53H1ZM7 52H6V53H7ZM10 52H11V51H10ZM41 52H42V51H41ZM41 52H40V53H41ZM78 52H77V53H78ZM94 52H95V51H94ZM96 52H97V50H96ZM119 52H120V51H119ZM119 52H118V53H119ZM124 52H125V51L122 50V53H121L120 55L124 54ZM137 52H136V53H137ZM142 52H143V53H142ZM172 52H173V51H172ZM179 52H180V51H179ZM189 52H190V51H189ZM211 52H212V51H211ZM254 52H255L256 54H254ZM259 52H260V53H259ZM40 53H39V54H40ZM42 53H43V52H42ZM48 53L46 52L45 55H47V57H45V58H49ZM77 53L75 54L74 57H75V59L77 58V59L79 60V58H80L81 56L78 58V55H79V54H77ZM80 53H81L80 55H83V53L81 52V50H80ZM133 53H134V52H133ZM136 53H135V54H131L130 51H129V53H127V54H125V55L130 56V54H131L132 56H130V57H134L133 55H136ZM184 53H185V52H184ZM187 53H188V52H187ZM193 53H194V52H193ZM193 53H192V54H193ZM195 53H196V52H195ZM61 54H64V53L62 52ZM73 54H72V58H71V59H73ZM88 54H87V55H88ZM137 54H139V53H137ZM154 54H155V53H154ZM185 54H186V53H185ZM192 54H189V55H192ZM210 54H211V53H210ZM3 55H4V54L2 53V57L6 58V57L3 56ZM7 55H10V53L7 54ZM18 55H19V56H18ZM35 55H36V54H34V53H32V56L27 54V56H28V57L30 56L31 59H32V57L34 56L33 59H32V61L34 60V64L37 63V64L39 65L40 61L37 59L38 61L36 62V58H35V57H38V55H36V56H35ZM67 55H68V56H67ZM76 55H77V56H76ZM84 55H85V54H84ZM89 55H90V54H89ZM97 55H98V54H97ZM125 55H124V57H125ZM151 55H152V53H151ZM151 55H150V56H151ZM156 55H158V54H156ZM156 55H154V57H155ZM176 55H177V54H176ZM198 55H199V53H198ZM211 55H212V54H211ZM211 55H210V56H211ZM11 56H13L12 53H11ZM11 56L9 57V59H10L11 61H13L12 59L16 58V56H15V57L13 56L14 58H11ZM40 56H42V54H40ZM40 56H39V57H40ZM62 56H63V55H62ZM64 56H63V57H60V61H59L58 58H57V59L55 58V59L58 60V61H57V63H56V60H54V61H55L54 63L58 64L60 68H63V69H64V71H67V72L65 73V75H66V74L69 75V72H70V71H69V70H65V67H67V66L69 67L70 64H69V65H66V66H65L64 64H66L67 62L69 63L70 60H68V59L66 60V59L64 58ZM105 56H106V55H105ZM122 56H123V55H122ZM122 56H121V59L123 58ZM128 56H127L126 58H129ZM178 56H179V54H178ZM193 56L198 57V56H196V55H193ZM200 56H202V55H200ZM205 56H206V55H205ZM258 56H259V55H257L256 57L258 58ZM0 57H1V56H0ZM2 57H1V58H2ZM70 57H71V56H70ZM84 57L87 58L86 55H85ZM84 57H82V58L84 59ZM154 57H153V59H154ZM169 57H170V56H169ZM189 57H191V56H188V58H189ZM195 57H194V58H195ZM203 57H204V55H203ZM207 57H208V55H207ZM207 57H206V58H207ZM259 57H260V56H259ZM1 58H0V60H1ZM17 58L15 59L16 61H17ZM30 58H28V61L31 60ZM63 58H64V60H66L65 63L61 62V60H63ZM68 58H69V57H68ZM82 58H81V61H82ZM90 58H91V56H90ZM151 58H152V57H151ZM163 58H164V57H163ZM191 58H192V57H191ZM201 58H202V57H201ZM206 58H205V59H206ZM262 58H263V56H261V59H262ZM20 59H22L23 62L26 61L25 57H24L25 60L23 59V57L20 58ZM39 59L41 60V57H40ZM69 59H70V58H69ZM75 59H74V60H75ZM129 59H131V58H129ZM148 59H149V58H148ZM158 59H159V58H158ZM158 59H157V60H158ZM174 59L176 60V58H174ZM197 59H199V57H198ZM208 59H209V58H208ZM2 60H4V59L2 58ZM6 60H7V58H6ZM18 60H19V59H18ZM22 60H21V62H22ZM49 60H50V61H49ZM74 60H72L71 63H73ZM86 60H87V59H84V61H86ZM159 60H161V58H160ZM159 60H158V61H159ZM171 60H172V59H171ZM190 60L193 61V59H190ZM200 60H202V59H200ZM262 60H264V59H262ZM28 61H27V62H28ZM76 61H77V60H75V62H76ZM79 61H80V60H79ZM134 61H135V63H138V62H139V60H138V62H137L135 58H134ZM134 61H133V63H131V65H132V64H133V65L135 64ZM151 61H153V60H151ZM167 61H170V60H167ZM167 61H166V62H167ZM194 61H196V59H195ZM198 61H199V60H198ZM255 61H256V62H255ZM17 62H18V61H17ZM19 62H20V61H19ZM23 62H22V64H21V63H18V64H20V65H22V66H23L24 64H25V65L27 64V63H24V64H23ZM58 62H59V63H58ZM130 62H131V61H130ZM159 62H160V61H159ZM196 62H197V61H196ZM196 62H195V63H196ZM260 62H261V63H260ZM0 63H1V61H0ZM5 63H8V62H5ZM29 63H30V61H29ZM60 63H63V66H62V64H60ZM68 63H67V64H68ZM77 63H78V62H77ZM118 63H120V65H121V62H118ZM125 63H126V62H125ZM139 63H140V62H139ZM160 63H161V62H160ZM160 63H158V64H160ZM174 63H175V62H174ZM195 63H193V64H195ZM198 63H199V62H198ZM198 63H197V64H198ZM1 64H2V63H1ZM1 64H0V65H1ZM3 64H4V62H3ZM3 64H2V66L0 67V68H1V71H2L1 73H3V70L6 72V70H5V69L7 68L6 65H8L9 63L6 64L5 67L3 66ZM12 64L14 65L15 62H14V63L12 62ZM31 64H33V62L30 63L29 65H31ZM37 64H36V66H37ZM56 64H55V65H56ZM75 64H76V63H75ZM87 64H88V63H87ZM127 64H128V63H127ZM152 64H153V63H152ZM166 64L168 65V63H166ZM193 64H190V62H189L188 65H193ZM201 64H202V63H201ZM9 65H10V64H9ZM9 65H8V66H9ZM15 65H16V64H15ZM25 65H24V66H25ZM41 65H42V64H41ZM58 65H56L55 67H57ZM82 65H83V64H82ZM112 65H113V64H112ZM116 65H117V64H116ZM118 65H119V64H118ZM125 65H126V64H125ZM133 65H132V66H133ZM167 65H166V66H167ZM178 65H179V64H178ZM199 65H200V64H199ZM11 66H12V65H11ZM11 66H9V67L11 68ZM26 66H27V65H26ZM34 66H35V65H34ZM34 66H32V67L30 66V67H28L27 69H25V67H24V68L22 67V68H23V71H24V70H26V71H24V72L21 71V72H22V74H21L22 76L19 74V77L21 76V78H20L18 81H15V82H17V84L15 83V84H16V88H14V85H13L14 83L12 84V86H9V87H10V88H9L8 85H10L11 83L8 84V82L4 79V81L7 82L8 85H7V84H3V85H4V86L7 85V87L9 88V90H8V88H7V90H8V93H7V92H6V91H7L6 88H5V89L3 88V90H6L5 92H6L7 94H3V93H4L3 90H2L3 93H2V91H0V94H1L0 97L3 95V96L1 97V99H0V123H1V124L3 123L2 126L4 127V128L0 127V129L2 130V131H1L2 133H3V129H5V130L7 129V128H5V126H4V125H6V123H8V122H7L8 119H6V117L9 118V122L11 121V119H12V117H13L14 115L16 116L14 119L16 120V118H17V122H18V120L21 121V122H22V120H23V123H24V122H25V123H26V122L28 123V122L31 120V119H29V120L27 121L26 118L29 117V116H27V114H26V116H27L26 118H23V119L21 118L22 120H20V119H19L20 117H19V118L17 117L18 114L20 115V112H16L17 114H16L15 112H13V113H15V114H13L12 111H10V109H11V110L13 109V110L15 111V109H16L17 106H18L17 104H18L19 102H21V100H22L23 104H26V103L29 104V105L31 104V101H32V100H29L30 102H27V101H28V94H32V93H33V92H32V93H31V92L29 93L30 90H31V91L33 90V88H32L33 85H35V82H34L33 79H36L37 74L39 73L38 75H40V73H41V72H40V68H39V67H36V68H35ZM47 66H49V64H48ZM47 66L42 65V67H47ZM61 66H62V67H61ZM70 66H71V65H70ZM79 66L82 67L80 64H79ZM128 66H129V64L127 65V67H128ZM132 66H129V68L131 69ZM134 66H135V65H134ZM152 66H153V65H152ZM161 66H162V65H161ZM176 66H177V65H176ZM176 66H174L175 69H176ZM13 67L16 68L17 66H16V67L13 66ZM20 67H21V66L18 65L17 68L21 70ZM50 67H48V72H47V73H49V71L51 70ZM55 67L53 66V69H54V70H51V71H54L55 74H57L56 72H60V71H55V70H56ZM68 67H67V69H69ZM74 67H75V66H74ZM77 67H78V65H77ZM77 67H76V68H77ZM137 67H139V66H137ZM145 67H146V65H145ZM256 67H260V66H256ZM3 68H4V69H3ZM17 68H16L15 70H18ZM76 68H75V69H76ZM125 68H126V66H125ZM129 68H127V70H129ZM149 68H150V67H149ZM165 68H167V67H165ZM168 68H169V67H168ZM191 68H194V67H191ZM262 68H263V69H262ZM2 69H3V70H2ZM42 69H43V68H42ZM46 69H47V68H46ZM49 69H50V70H49ZM58 69H59V68H57V70H58ZM71 69H73V68H71ZM111 69H112V68H111ZM122 69H123V68H122ZM134 69H136V68H134ZM139 69L141 70L140 67H139ZM152 69H154V68H152ZM159 69H160V68H159ZM177 69H178V68H177ZM196 69H197V68H196ZM10 70H11V69H9V68L7 69L8 72H9ZM79 70H80V69H79ZM132 70H133V69H132ZM140 70H139V71H140ZM194 70H195V69H194ZM12 71H13V70H11L10 72H12ZM68 71H69V72H68ZM92 71H93V70H92ZM118 71H119V70H118ZM118 71H117V72H118ZM129 71L132 73L131 70H129ZM133 71H134V70H133ZM160 71H161V70H160ZM173 71H174L175 73L177 72V70H176V71L173 70ZM178 71H179V70H178ZM190 71H191V69H190ZM200 71H202V70H200ZM258 71H259V72H258ZM5 72H4V73H5ZM17 72L20 73L19 70H18ZM73 72H74V71H73ZM75 72H77V69L75 70ZM75 72L73 73V75L75 74ZM79 72H80V71H79ZM111 72H112V71H111ZM134 72H137V71H134ZM142 72H143V70H142ZM147 72H149V71H147ZM192 72H193V71H192ZM47 73L45 72V74H47ZM50 73H52V76L55 77L54 79H56V78H57V79H56L55 81H51L52 84L49 82V85H48V84L46 85L45 83L48 81V79H49L48 76H49L50 74H49L48 76L46 75V78H48V79H47V81L44 83V82H43V78H44V79H46V78L44 77L45 75H43V74H44V72H43V74H41V76H40V77H42V75H43V77H42L41 79L38 78V79H39L38 81L40 82V83H39L40 86L44 83V84L46 85V87H45V85H44V86L42 85V86L40 87L41 90L39 91V93H41V92L43 93V91H44V87L47 88V89H45V90H48V88L50 87V85H53V87H55V85L57 86L60 82H62V81H60V82H57V84L55 83L56 81H59V80H60L59 78H62L61 75H60V77L58 78L59 73L57 74V75H58L57 77L53 75V72H50ZM61 73H63V71L60 72V74H61ZM81 73H82V72H81ZM120 73H121V71H120L118 74H120ZM122 73H123V72H122ZM122 73H121V76H123ZM124 73H125L124 76H126V78H127L128 75H126V73H128V72L126 71V69H125V72H124ZM143 73H144V72H143ZM150 73H151V72H150ZM150 73H147V74L149 75ZM161 73H162V71H161ZM199 73H201V72H199ZM208 73H209V74H208ZM6 74H8V73H6ZM110 74H111V73H110ZM110 74H109V75H110ZM113 74H115V73H113ZM129 74H130V73H129ZM136 74H137V73H136ZM136 74H135V75H136ZM139 74H140V72H138L137 75H139ZM156 74H158V73H156ZM164 74H165V73H164ZM188 74H189V73H188ZM188 74H187V75H188ZM193 74H194V73H193ZM196 74H197V72H196ZM204 74H205V73H204ZM204 74H203V75H204ZM0 75H1V74H0ZM2 75H3V74H2ZM13 75H14V71H13ZM17 75H18V73L15 74V76H17ZM148 75H147V77H148ZM150 75H151V74H150ZM175 75H176V74H175ZM199 75H201V74H199ZM6 76L8 77V80H9V77H10V80H11V73H10V76H9V75H4V77H3V76H2V77L5 78ZM15 76H14V77H15ZM71 76H72V75H71ZM111 76H112V75H111ZM115 76H116V75H115ZM115 76H114V78H115ZM157 76H158V75H157ZM163 76H165V75L162 74L161 79H162ZM177 76H178V75H177ZM7 77H6V79H7ZM53 77L50 76V79H49V80H52ZM67 77L69 78V76H67ZM73 77H74V76H73ZM109 77H110V76H109ZM112 77H113V76H112ZM119 77H120V76H119ZM131 77H133V76H130V77H129V78L131 79L130 81H132V80L134 81V79H132ZM136 77H137V76H136ZM149 77H150V76H149ZM154 77H155V76H154ZM158 77H160V76H158ZM169 77H170V76H169ZM179 77H180V75H179ZM200 77H201V76H200ZM3 78H2V79H3ZM12 78H13V76H12ZM79 78H80V77H79ZM82 78H83V77H82ZM93 78H94V77H93ZM129 78H128V80H129ZM134 78H135V76H134ZM140 78H141V77H140ZM142 78H143V77H142ZM142 78H141L140 80H142V82H145V81H143ZM144 78H145V75H144ZM167 78H168V77H167ZM171 78H173V77H171ZM174 78H175V77H174ZM193 78H194V77H193ZM204 78H206L205 75H204L203 79H204ZM257 78H258V79H257ZM263 78H264V77L262 76V79H263ZM2 79H1V76H0V85H2V83H4L3 81L1 82ZM13 79H14V78H13ZM13 79H12V80H13ZM15 79H16V78H15ZM15 79H14V80H15ZM70 79L72 80V78H70ZM104 79H105V78H104ZM109 79H110V78H109ZM109 79H108V81H109ZM111 79H113V78H111ZM111 79H110V80H111ZM117 79H118V76H117ZM117 79H115V83L118 82V81H120V79H122V77L119 78L118 80H117ZM123 79H124V81L126 80L124 77H123ZM123 79H122V80H123ZM136 79H137V78H136ZM136 79H135V82L137 81ZM159 79H160V78H159ZM159 79H158V81H159ZM177 79H180V80H181V78H176V82H177ZM182 79H183V78H182ZM186 79H187V78H186ZM188 79H189V78H188ZM195 79H196V78H195ZM203 79H202V80H203ZM254 79H255V81H256V79H257L258 81H257L255 84L253 83V84H254V85H253V84H252V81H254ZM262 79H261V77H260V80H262ZM32 80H33V81H32ZM61 80H63V78H62ZM113 80H114V79H113ZM113 80H111L112 83H114ZM116 80H117V81H116ZM154 80H155V79H154ZM164 80L167 81L168 79H164ZM164 80H163V81H164ZM202 80H200V84H202V83H201ZM35 81H36V80H35ZM64 81H66V80L64 79ZM69 81H70V80H69ZM152 81H153V80H152ZM168 81H169V80H168ZM262 81H263V80H262ZM12 82H13V81H12ZM32 82H33L34 84H32ZM41 82H42V84H41ZM53 82H54V83H53ZM74 82H75V81H74ZM96 82H97V81H96ZM109 82H110V81H109ZM109 82H108V83H109ZM125 82H126V83H124V82L122 81L121 83H124V84H131V83H132V82L129 83L127 80H126ZM161 82H162V81H161ZM164 82H165V81H164ZM170 82H171V81H170ZM64 83H65V82H64ZM66 83H68V82H66ZM119 83H120V82H118V83H116V84L119 85ZM137 83H138V82H137ZM140 83H141V81H140ZM165 83H166V82H165ZM172 83H173V82H172ZM181 83H182V82H181ZM258 83H261V82H258ZM263 83H264V82H263ZM77 84H78V83H77ZM116 84H115V88H116ZM124 84H122V85H124ZM134 84H135V83H133V84H131V85H128V86H131V87L133 88V87L136 86V84H135V86H134ZM144 84H145V83H144ZM153 84H154V83H153ZM156 84H157V83H156ZM158 84H159V83H158ZM170 84H171V83H170ZM173 84H174V83H173ZM173 84H172V85H173ZM69 85H70V84H69ZM84 85H86V84H84ZM120 85H121V84H120ZM139 85H140V84H138V86H139ZM141 85H142V84H141ZM146 85H147V84H146ZM154 85H155V84H154ZM154 85H153V86H154ZM164 85H168V84H164ZM47 86H48V87H47ZM60 86H61V83H60L59 87H60ZM66 86H68V85H66ZM107 86H108V84H107ZM112 86H113V84H112ZM126 86H127V85H126ZM126 86H125V87H126ZM128 86H127V87H128ZM138 86H137V88H138ZM144 86H145V85H144ZM157 86H158V85H157ZM157 86H156V87H157ZM168 86H169V85H168ZM175 86H176V85H175ZM179 86H180V85H179ZM251 86H253V88L255 89V90L253 89L254 91L250 90ZM256 86H257V84H256ZM34 87H36V86H34ZM42 87H43V88H42ZM53 87H52V88H53ZM59 87L57 86V88H59ZM61 87L64 88V85H62ZM77 87H78V86H77ZM113 87H114V86H113ZM113 87H112V88H113ZM125 87H124V89H125ZM139 87H140V86H139ZM159 87H160V86H159ZM170 87H172V86H170ZM182 87H183V85H182ZM182 87H181V89H182ZM262 87H263V88H262ZM0 88H2V87H0ZM11 88H13L14 90L11 91V90H10ZM31 88H32V89H31ZM50 88H51V87H50ZM52 88L49 89L51 93H52L51 90H53ZM90 88H91V87H90ZM108 88H109V86H108ZM117 88H118V86H117ZM128 88H129V87H128ZM128 88H126L125 90L128 91ZM135 88H136V87H135ZM142 88L144 89V87H142ZM142 88H141V89H142ZM162 88H163V87H162ZM162 88H160L159 90H161ZM259 88H260V89H259ZM55 89H56V88H54V90H55ZM95 89H96V88H95ZM120 89H121V86H120ZM124 89H123V90H124ZM129 89H130V88H129ZM133 89H134V88H133ZM133 89H132V92L134 91ZM143 89H142V90H143ZM149 89H150V88H149ZM164 89H165V88H163V90H164ZM170 89H171V88H170ZM188 89H189V90H188ZM34 90H36V88H34ZM42 90H43V91H42ZM59 90H61V89H58V91H59ZM114 90L116 91V89H114ZM125 90L122 91L123 94H124ZM135 90H136V89H135ZM145 90H146V87H145ZM145 90H144V91H145ZM147 90H148V89H147ZM159 90H157V92H158ZM165 90H166V89H165ZM37 91H38V90H37ZM115 91H113V92H115ZM130 91H131V90H130ZM168 91L170 92V90H168ZM175 91H176V90H175ZM175 91H173V92H175ZM182 91H184L183 89L181 90V93L184 94V92H182ZM255 91H257L258 93L255 92ZM44 92H45V91H44ZM48 92H49V91H48ZM50 92H49V93H50ZM53 92H54V91H53ZM96 92H97V91H96ZM116 92H117V91H116ZM116 92H115V93H116ZM142 92H143V91H142ZM148 92H149V91H147V92H145V93H148ZM150 92H151V91H150ZM150 92H149V93H150ZM169 92H168V93H169ZM173 92H172V93H173ZM177 92H179V91H177ZM260 92H261V95L259 94ZM27 93H28V94H27ZM49 93L46 92L47 95H48ZM51 93H50V94H51ZM109 93H111V92H109ZM119 93H120V92H119ZM119 93H117L118 97L115 96V99L113 98L114 101H116V100L118 101V98H119V101L121 100V98L123 99V97H124V96L122 97L123 94H120L121 96L119 97ZM129 93H130L129 91H128V92H125V94H129ZM136 93H137V92H136ZM138 93L141 94V92H138ZM151 93L153 94V91H152ZM151 93H150V94H151ZM164 93H166V92L164 91L162 94H164ZM170 93H171V92H170ZM172 93H171V94H172ZM44 94H45V93H44ZM44 94H41V95L39 94V96L42 98V95H44ZM54 94H55V93H54ZM56 94H57V92H56ZM56 94H55V95H56ZM61 94H62V92H61ZM81 94H82V93H81ZM125 94H124V95H125ZM158 94H159V93H158ZM171 94H169V95H171ZM188 94H189V93H188ZM5 95H6V96H5ZM34 95L37 96V92H36V91H35V94H34ZM115 95H116V94H115ZM129 95H131V94H129ZM138 95H139V94H138ZM146 95H147V94H146ZM159 95H160V94H159ZM169 95H167V98H168ZM174 95L177 96V95H176V92H175ZM174 95L172 94L171 96H174ZM179 95H180V94H179ZM26 96H27V97H26ZM32 96H33V94H32ZM52 96H53V98H54V97H58V96H54V95H52ZM52 96L50 97L51 99H52ZM91 96H92V95H91ZM102 96H103V95H102ZM107 96H109V95H107ZM113 96H114V95H113ZM125 96H126V95H125ZM140 96H141V95H140ZM175 96H174V97H175ZM181 96H182V95H181ZM25 97L27 98V101L23 99V98H25ZM29 97H30V96H29ZM37 97H38V96H37ZM45 97H46V98H45ZM48 97H49V96H48ZM67 97H68V96H67ZM70 97H71V96H70ZM141 97H142V96H141ZM146 97H147V96H146ZM165 97H166V96H164V98H165ZM26 98H25V99H26ZM41 98H39V99H41ZM43 98H44V99H42L43 101L41 100L42 103H43L46 99H50V98H47L46 95L43 96ZM58 98L60 99V97H58ZM58 98H56L57 101H58ZM92 98H93V97H92ZM108 98H109V97H108ZM116 98H117V99H116ZM139 98H140V97H138V99H139ZM144 98H145V97H144ZM148 98H149V97H148ZM171 98H173V97H171ZM180 98H181V97H180ZM260 98H263V100L260 99ZM54 99H55V98H54ZM54 99H53V101H54ZM56 99H55V101H56ZM65 99H66V98H65ZM65 99H64V100H65ZM70 99H71V98H70ZM99 99H100V101L102 100L100 97H99ZM99 99H98V100H99ZM105 99H106V98H105ZM125 99H126V98H125ZM138 99H136V100H138ZM140 99H141V98H140ZM165 99H166V98H165ZM259 99H260V102L262 101L261 103L258 102ZM113 100H112V101H113ZM127 100H128V99H127ZM131 100H133V99H131ZM145 100H146V99H145ZM159 100L161 101V99H159ZM166 100H167V99H166ZM174 100H175V99H174ZM24 101H25L26 103H25ZM33 101L36 102L37 100H33ZM41 101H37V102H36L37 104L34 102L35 105H34L33 102H32V104H33L35 107H36V106L38 107V106H39L38 104H40ZM48 101H49V100H48ZM48 101L45 102V103L48 104ZM53 101H52L51 103H54ZM114 101H113V102H114ZM117 101H116V103H117ZM138 101H139V100H138ZM147 101H148V100H147ZM156 101H157V100H156ZM156 101H155V103H156ZM256 101H257L258 103H257ZM22 102H21V104H22ZM102 102H103V101H102ZM104 102H106V101H104ZM113 102H112V103H113ZM148 102H149V101H148ZM178 102H177V103H178ZM55 103H56V102H55ZM78 103H79V102H78ZM116 103H113V104L110 105V106H112V108H113V106H114V108H115V107H116V106H115ZM138 103H139V102H137V104H138ZM143 103H144V101H143ZM149 103H150V102H149ZM151 103H152V101H151ZM151 103H150V104H151ZM174 103H175V102L171 103L170 105H169V103H168V105L170 106V108L168 107V109H169V110L171 109L170 113H172V111L177 110V108L179 107V106H178V107L176 108L177 105L175 104V106H174V107H175V110H174V108H173ZM259 103L262 104L261 106H263V107H261ZM19 104H20V103H19ZM27 104H26L25 106L28 107V109H29V106H28ZM114 104H115V105H114ZM130 104H131V103H130ZM140 104H141V103H140ZM144 104H147V103H144ZM144 104H142V105H144ZM254 104H255V106H256V104H258V107L260 106L261 109L258 110V107L256 108V107L254 106ZM15 105H17V106H15ZM33 105H32V109H33V111H35L37 108H33ZM43 105H45V104L43 103ZM56 105H57V103H56ZM87 105H88V104H87ZM153 105H154V103H152V106H153ZM171 105H172V106H171ZM178 105H180V104H178ZM13 106H14V107H13ZM25 106H24V105H22V106L19 105L18 107H19V108H20V107H21V108H22V107L24 108ZM45 106H46V105H45ZM47 106H48V105H47ZM50 106H51V104H50ZM107 106H108V103H107ZM110 106H109V107H110ZM123 106H125V105H123ZM132 106H133V105H132ZM152 106H151V108H150V109H151L150 111H152L151 114L154 113L153 111H155V110H157V109H158V111H159V108H161V106L158 107V106L155 104L154 107H155V108L158 107V108L155 109V108L153 107V109H152ZM156 106H157V107H156ZM164 106H167V105H164ZM183 106H185V107H183ZM187 106H188V107H187ZM26 107L24 108L25 111H23V113H24V112L27 113V110H26L27 108H26ZM54 107H55V106H52V108H54ZM63 107H64V106H63ZM97 107H98V106H97ZM100 107H101V106H100ZM136 107H137V106H136ZM141 107L143 108V106H141ZM144 107H145V106H144ZM147 107H148V106H147ZM147 107H146V108H147ZM171 107H172L173 109H172ZM19 108H18V109H19ZM21 108H20V109H21ZM30 108H31V107H30ZM39 108H40V106H39ZM57 108H60V107H57ZM70 108H71V107H70ZM102 108H104V107L102 106ZM102 108H101V109H102ZM107 108H108V107H107ZM110 108H111V107H110ZM110 108H109V109H110ZM116 108H117V107H116ZM137 108H138V107H137ZM137 108H136V110H137ZM163 108H164L165 111H166V108H167V107H166V108L163 107ZM184 108H186V109H184ZM18 109H16V110H18ZM20 109H19V110H20ZM24 109H23V110H24ZM34 109H35V110H34ZM40 109H42V108H40ZM45 109H46V108H45ZM48 109H51V107L48 108ZM78 109H79V108H78ZM97 109H100V108H97ZM97 109H96V110H97ZM168 109H167V110H168ZM191 109H192V110L194 109V110L192 111ZM29 110L32 111L31 109H29ZM29 110H28V112H30ZM52 110H53V111H52L53 113H54V111H56V110H54V109H52ZM94 110H95V109H94ZM102 110L104 111V109H102ZM111 110L114 112V109H111ZM118 110H119V109H118ZM129 110H130V109H129ZM134 110H135V109H133V111H134ZM169 110H168V111H169ZM33 111H32V112H33ZM62 111H64V110H62ZM62 111H59V113H61ZM100 111H101V110H100ZM143 111H145V109H144ZM160 111H161V110H160ZM162 111H163V110H162ZM162 111H161V112H162ZM165 111H163V112H165ZM168 111L166 112L167 115H168ZM183 111H182V112H183ZM9 112H10V113H9ZM40 112H41V111H40ZM68 112H69V111H68ZM95 112H96V111H95ZM97 112H99V110H98ZM101 112H102V111H101ZM107 112H108V111H107ZM131 112H132V111H131ZM138 112H141V110H138ZM138 112H136V113H138ZM145 112H146V111H145ZM147 112H149V109L147 110ZM176 112H179V113H176V114H177V115H176L175 112H173L174 114H173V113L170 114V117H171V115H173V117H175L174 115H176L175 118H177V117H178V114H179V116H181L180 111H179V108H178V111H176ZM263 112H264V108H263ZM263 112H262V114L259 113V115H258V117H259L260 115H261V117H262V115H263V120L261 121V123H259V124L257 123V124H258V125L256 124L257 126H260L261 124H263V123H262V122L264 121V114H263ZM7 113H9L10 115L7 114ZM35 113H36V112H33V114H35ZM38 113H39V110H38L37 114H38ZM42 113H43V112H42ZM71 113H72V112H71ZM102 113H103V112H102ZM117 113H118V112L116 111V114H117ZM128 113H129V111H128ZM128 113H127V114H128ZM132 113H133V112H132ZM142 113H144V112H142ZM166 113H165V114H166ZM184 113L186 114L185 111H184ZM11 114H13V115H11ZM51 114H52V113H51ZM62 114H63V113H62ZM94 114H95V113H94ZM109 114H110V113H109ZM118 114H119V113H118ZM120 114H121V113H120ZM120 114H119V115H120ZM129 114H130V113H129ZM145 114H146V116H149V115H147V113H145ZM148 114H149V113H148ZM151 114H150V115H151ZM255 114H256V116H255ZM7 115H9V116H7ZM19 115H18V116H19ZM31 115H32V114H31ZM39 115H40V116H39ZM39 115L34 116V117H35V118H34L35 121H37V122H38V121H42V122H43L42 119L44 118V115H46V114L43 115V118L41 117L42 114L39 113ZM59 115H60V114H59ZM59 115H58V116H59ZM113 115H114V114H113ZM119 115H118V116H119ZM132 115H133V114H132ZM135 115H136V114H134V116H135ZM141 115H143V114H141ZM157 115H158V114H155L154 117H156ZM182 115H183V114H182ZM190 115H191V114H190ZM5 116H6V117H5ZM11 116H12V117H11ZM20 116H21V115H20ZM37 116H38V118H39L40 120H39V119L36 120V117H37ZM46 116H49V115H46ZM46 116H45V117H46ZM56 116H57V115H55V118H56ZM60 116H61V115H60ZM60 116H59V117H60ZM95 116H96V115H95ZM97 116H98V115H97ZM102 116H103V115H102ZM120 116H121V115H120ZM120 116H119V117H120ZM122 116H123V115H122ZM139 116H140V115H139ZM139 116H138L137 119H139ZM194 116H193V117H194ZM10 117H11V119H10ZM23 117H25V113L23 114ZM62 117H64V114H63ZM62 117H61V118H62ZM69 117H70V116H69ZM108 117H109V116H108ZM108 117H105V116H104V117H102V118H103V119H106V118H108ZM112 117H113V116H112ZM112 117H110V118H112ZM140 117H141V116H140ZM157 117H159V115H158ZM157 117H156V118H157ZM4 118L6 119V122L4 121ZM102 118H101V119H102ZM115 118H116V117H115ZM120 118H121V117H120ZM126 118H129V116L126 117ZM126 118H124L123 121L120 120V123H122V124H123V122L126 123V121H128V119H126ZM133 118H134V117H133ZM133 118H132V120H131V123H133L132 121H134V123H133L134 125H133V126L136 128V124H138L139 122L136 120V116H135L134 119H133ZM150 118H151V117H149V118H148V121H147V120H145V117H143V119H144V121H145V124H147V123L150 122V125H151V119H150ZM14 119H12V121H13ZM25 119H26V121H24ZM34 119H33V120H34ZM44 119H45V118H44ZM50 119H51V118H50ZM89 119H91V118H89ZM99 119H100V118H99ZM118 119H119V118H118ZM129 119H131V115H130V118H129ZM141 119H142V118H140V120H141ZM143 119H142V121H143ZM158 119H159V118H158ZM158 119H157V120H158ZM160 119H161L163 122L168 121V123H167V122H166V123L160 122V121H161ZM160 119H159L158 121H159L160 123H163V124L166 126V127H164V128H166L168 131H169V130L172 131V128H173V125H171L172 123L169 122V120H166L167 118H165V117H164L165 121L162 119V117H161ZM178 119H179V117H178L176 120L178 121ZM180 119H183L182 116H181ZM180 119H179V120H180ZM187 119H188V118H187ZM260 119H261V118H260ZM48 120H49V119H48ZM48 120H47V121H48ZM62 120H65V118H62ZM70 120H71V119H70ZM73 120H74V119H73ZM106 120H108V119H106ZM125 120H126V121H125ZM149 120H150V121H149ZM152 120H154V118H153ZM76 121H77V120H76ZM91 121H93V120H91ZM109 121H110V120H109ZM109 121H108L107 123H110V122H111V121H110V122H109ZM135 121H137L138 123L136 122V124H135ZM144 121H143L142 124H144ZM146 121H147V122H146ZM155 121H156V120H155ZM155 121H154V122H155ZM158 121H156V123H157ZM177 121H175V122L177 123ZM259 121H260V120H259ZM4 122H5V123H4ZM15 122H16V121H15ZM42 122H41V123H42ZM48 122H50V121H48ZM102 122H103V121H102ZM104 122H105V120H104ZM114 122L119 123V121L117 122L116 120H115ZM172 122H174V121L172 120ZM257 122H258V121H257ZM10 123H11L12 126H13L14 123H12V122H10ZM25 123H24V124H25ZM29 123H31V121H30ZM29 123H28V125H27V124H26V125H27L29 128H31V127H32V123H31V127H30ZM38 123H39V125H42V124H40V122H38ZM43 123H47V122L45 121V122H43ZM70 123H71V122H69V124H70ZM73 123H74V122H73ZM99 123H100V122H99ZM176 123H174V125H175ZM11 124L9 125V123H8L9 126H11ZM48 124H50V123H48ZM48 124H47V126H50V125H48ZM67 124H68V123H67ZM75 124H76V123H75ZM78 124H79V123H78ZM97 124H98V122H97ZM97 124H96V125H97ZM111 124H112V123H111ZM122 124H121L120 126H122ZM126 124H127V123H126ZM126 124H125V125L123 124V126H125V127L122 126L123 129H124V128L127 129V128H126ZM139 124H140V126L142 125L141 123H139ZM158 124H159V123H158ZM167 124H168V125H167ZM169 124H170L171 126H170ZM8 125H6V127H7ZM19 125L22 126L23 124H22V125L19 124ZM19 125H15V126L18 128V127H20ZM26 125H25V126H26ZM33 125H34V124H33ZM36 125H37V124H36ZM44 125H45V124H44ZM54 125H55V124H54ZM56 125H57V124H56ZM73 125H74V124H73ZM84 125H85V124H84ZM87 125H88V124H87ZM90 125H91V127H92V124H89V126H90ZM96 125H95V126L93 125V126L96 128ZM112 125H113V124H112ZM118 125H119V124H118ZM118 125H116V126L114 125L115 127L113 126V128H112V126H110L112 129H114V128H118V127H119L118 130L116 129L117 132H116V131H113V130L111 129L112 132L117 133V135H116L115 133H114V135H113L112 132H110L111 134H110L109 136H111V138H110L109 136H106V135L109 134V133L106 134V133H107L106 131H110V130H108V126H107V127L105 126L106 128H104V129H107V130L105 131V133H104V132H103V133H104V135L106 134V135H105V138H106V139H111V141H112V139H113L112 137H113V136H114V137H115V136H116V137H119V136H120V135H118L119 132H120L119 134H121V133L124 134V135L121 134V135H123V137H122L121 139H123V138L126 137V136H125V132H121L120 129H122V128H120V126H118ZM127 125L130 126L131 124H127ZM159 125L161 126L162 124H159ZM164 125H162V127L159 126V127H156V128H162V129H164V128H163ZM177 125H178V123H177ZM182 125H181V126H182ZM263 125H264V124H263ZM263 125H262V126H263ZM0 126H1V125H0ZM9 126H8V127H9ZM15 126L13 127V128H15V129H14V132H17V131L19 132V131H20V133H21V134H20V133L17 132V134H16V133L14 134V133H13V130L11 129V133H12L11 135H13V134H14V136L16 135L15 138H17V136H18V138H19V135H18V134L22 135V134L25 133V130H26V131L28 130V129H26V128H28L27 126H26V127H23V126H22V127L24 128V131H22V130H23L22 127H20L21 130H20V128H18L19 130H17V128H16ZM37 126H38V125H37ZM37 126H36V127H37ZM45 126H46V125H45ZM51 126H52V125H51ZM85 126H86V125H85ZM85 126H84V127H85ZM99 126H101V125H99ZM131 126H132V125H131ZM131 126H130V127H131ZM146 126L150 127L149 124L145 125V127H146ZM156 126H157V124H156ZM169 126L172 127V128H171V129L167 128V127H169ZM178 126H180V122H179V125H178ZM178 126H177V128H178ZM262 126H261V127H262ZM34 127H35V125H34ZM36 127H35V128L32 127V128H33V129H36ZM42 127H44V126H42ZM68 127H69V126H68ZM78 127H79V126H78ZM80 127H82V129H83V126H80ZM94 127H93V128H94ZM110 127H109V129H110ZM37 128H38V127H37ZM40 128H41V127H40ZM50 128H51V127H50ZM71 128H73V127H71ZM74 128H75V126H74ZM76 128H77V127H76ZM137 128H140V129H137ZM137 128H136V131H139V130L142 129V126H141V127H138V126H137ZM143 128H144V125H143ZM151 128H152V126L149 128L150 130L147 128L146 131L149 130L150 133L153 132L152 129L154 130V127H153L152 129H151ZM177 128H174V129H177ZM179 128H180V127H179ZM263 128H264V126H263ZM263 128H262V130H264ZM77 129H78V128H77ZM89 129H90V128H89ZM101 129H102V128H101ZM123 129H122V131H123ZM129 129H130V128L128 127V130H129ZM132 129H133V128L131 127V129H130L129 131H130V132H131V131L133 132V130H135V129H133V130H132ZM180 129H181V128H180ZM256 129H257V128H256ZM256 129H255V131L257 132L258 129H257V130H256ZM259 129H260V128H259ZM9 130H10V129H8V133L10 132ZM15 130H17V131H15ZM31 130H32V129H31ZM37 130H38V129H37ZM48 130L50 131V129H48ZM68 130H69V129H68ZM78 130H79V129H78ZM84 130H86V129H84ZM84 130L81 131V134H83L82 132H83ZM91 130H92V131H96V130H93V129H91ZM98 130H99V129H98ZM143 130H145V129H143ZM164 130H165V129H164ZM164 130H163V131H164ZM253 130H254V129H253ZM6 131H7V130H6ZM6 131H5V132H6ZM39 131H40V130H39ZM42 131H43V128H42ZM44 131H45V130H44ZM49 131H48V132H49ZM54 131H55V130H54ZM86 131H87V130H86ZM89 131H90V130H88V132H89ZM92 131H91V132H92ZM99 131H100V130H99ZM125 131H126V130H125ZM136 131H135V133H136ZM141 131H142V130H141ZM155 131H156V133H157V132L160 131V130H158V131L155 130ZM155 131H154V132H155ZM255 131H254L253 133H255ZM22 132H23V133H22ZM46 132H47V131H46ZM51 132L53 133L52 129H51ZM76 132H77V130H76ZM149 132H147L146 135L148 134V136H149V134H150ZM154 132H153V133H154ZM181 132H182V130L180 131V133H181ZM27 133H28V132H26V135H27ZM31 133H32V132H31ZM35 133H36V132H35ZM49 133H50V132H49ZM49 133H48V134H49ZM77 133H78V132H77ZM77 133H76V134H77ZM84 133H85V132H84ZM93 133H95V132H93ZM101 133H102V132H101ZM126 133H127V131H126ZM128 133H129V132H128ZM141 133H142V132H141ZM158 133H160V132H158ZM163 133H164V132H163ZM163 133H161V134H163ZM168 133H170V131H169ZM172 133H173V132H171V134H172ZM36 134H38V133H36ZM55 134H56V133H55ZM72 134H73V133H72ZM95 134H96V133H95ZM137 134H139V133L137 132ZM164 134H165V133H164ZM174 134H175V133H174ZM258 134H259V133H258ZM261 134H262V132H261ZM11 135H7V133H6L5 136H4V135H3V136H4V138H5V137L8 138V136H10V138L14 137V136H11ZM28 135H29V133H28ZM30 135L32 136V134H30ZM39 135H40V134H39ZM51 135H52V134H51ZM51 135L49 134L48 136H51ZM89 135H91V141H92V138H93L94 134H93V136H92L91 133H90ZM97 135H98V134H97ZM100 135H101V134H100V132H99V136H100ZM104 135H103V136H104ZM112 135H113V136H112ZM126 135L128 136V134H126ZM132 135H133V134H132ZM132 135H131V133L129 134L130 137H132ZM143 135L145 136V133L142 134V137H144ZM154 135H155V134H153V136H154ZM158 135H159V134H158ZM167 135H170V134H167ZM181 135H182V136H181ZM181 135L179 136V138H180V137L183 138V134H182V133H181ZM187 135H184V136L187 137ZM0 136H1L0 139H2V135H0ZM24 136H25V135L22 136V139H23ZM43 136H44V135H43ZM45 136H46V134H45ZM45 136H44V137H45ZM48 136H47V137H48ZM77 136H78V134H77ZM80 136H81V135H80ZM80 136H78V137H80ZM129 136H128V137H129ZM137 136H138V135H137ZM160 136H162V135H160ZM160 136H159V138H160ZM171 136H172V135H171ZM176 136H177V135H176ZM176 136H175V137H176ZM247 136L249 137L248 139H247ZM253 136H254V134H253ZM259 136H260V135H259ZM261 136H263V135H261ZM32 137H34V135H33ZM55 137H57V136H55ZM74 137H75V136H74ZM78 137H77V138H78ZM82 137L84 138L85 136H82ZM94 137H95V136H94ZM100 137H101V136H100ZM100 137H99V138H100ZM107 137H109V138H107ZM128 137H127V138H128ZM133 137H134V136H133ZM135 137H136V136H135ZM150 137H151V136H150ZM150 137H148V138L150 139ZM172 137H174V136H172ZM172 137H171V139H172ZM4 138H3V140L7 139V138H5V139H4ZM15 138H14V139H15ZM18 138H17V139H18ZM26 138L28 139V136L24 137L23 141H24ZM29 138H31V137H29ZM34 138H35V137H34ZM34 138H33V139H34ZM36 138H37V137H36ZM39 138H42V139H43V137H41V136H40ZM67 138H68V137H67ZM77 138L75 137V138H73V139H77ZM80 138H81V137H80ZM83 138H81V141H82ZM99 138H98V141L101 140V139H99ZM105 138H104V139H105ZM138 138H139V136H138ZM145 138H146V137H144V139H145ZM161 138H162V137H161ZM161 138H160L159 140H162ZM163 138H165L163 144H166L165 142H168V141H169V137L167 138V136H166V137L164 136ZM179 138L176 137V138H173L174 140H173V139H172V140L177 142V140H179ZM181 138H180V139H181ZM184 138H183V139H184ZM27 139H26V140H27ZM37 139H38V138H37ZM37 139H36V140H37ZM44 139L46 140V138H44ZM56 139H57V138H56ZM84 139H85V138H84ZM86 139H88V138H86ZM89 139H90V138H89ZM106 139H105V141H109V140H106ZM130 139H131V138H130ZM134 139H135V138H134ZM149 139H148V140H149ZM176 139H177V140H176ZM3 140H0V141H1V142H0L1 144H0V145L4 144V145H2V147L4 146L3 148H6V149L9 148V146H6V145H5V144H6L5 141L8 142V145H10V143H9L10 141H13V140H10V141H8V140L3 141ZM26 140H25V143H26V144H27V143H29V144L31 143V142H28V140H27V141H26ZM30 140H32V139H30ZM30 140H29V141H30ZM51 140H52V139H51ZM64 140H65V139H64ZM94 140H95V139H93V142H94ZM117 140H120V138H119V139L117 138ZM125 140H126V139H125ZM148 140H147V141H148ZM155 140L157 141V138H156ZM166 140H167V141H166ZM181 140H182V139H181ZM42 141H43V140H41V141L39 140V141H36V142H39V143H40V142H42ZM47 141H48V140H47ZM60 141H61V140H60ZM76 141H77V140H76ZM91 141H90V142H89V141L86 142V141L84 140V142H86V143H83V144H84V145H88V146H90V145H96V144L98 145V144H99V143L94 144L93 142H92V143H93V144H92ZM98 141H97V138H96L95 142H98ZM101 141L104 142L103 139H102ZM111 141L108 142V144H111V145H112V143L115 141V139H113V142H111ZM122 141H123V140H122ZM133 141H134V142H133ZM139 141H140V140H139ZM145 141H146V139H145ZM145 141H144V143L147 142V141H146V142H145ZM151 141H152V140H150V142H151ZM252 141H253V139H252ZM3 142H4V143H3ZM13 142H14L15 144H14ZM13 142H11V144H12V145H15V146H14V149H15V148L17 147L16 144L18 143V140H17V142H15V141H13ZM32 142H33V141H32ZM65 142H66V140H65ZM88 142L91 143V144H90V145L87 144ZM152 142H153V141H152ZM154 142H155V141H154ZM162 142H163V140L160 142V144H159V143L156 144V146H157V145L160 146ZM176 142H175V143H176ZM178 142H179V141H178ZM182 142H183V141H182ZM255 142H256V143H255ZM20 143L24 146V144H23L24 142H22V140H19L18 148H19L20 145H21ZM33 143H34V142H33ZM33 143H31V144H33ZM39 143H37V144L35 143L36 146L39 145ZM47 143H49V141H48ZM59 143H60V142H59ZM59 143H58V144H59ZM78 143H79V142H78ZM104 143H105V142H104ZM104 143H103V144H104ZM116 143H117V142H116ZM123 143H125V142L123 141ZM123 143H122V144H123ZM128 143H130L129 140H128ZM132 143H134V145H138L137 143L135 144V140H132ZM141 143H142V141H141ZM141 143H140V146H141ZM147 143H148V142H147ZM147 143H146V145H147ZM156 143H157V142H156ZM169 143L171 144L172 142L170 141V142L167 143V144L170 146ZM173 143H174V142H173ZM26 144H25L24 147H26ZM29 144L27 145V147L29 146ZM66 144H67V143H66ZM83 144H82V145H83ZM100 144H101V143H100ZM100 144H99V145H100ZM106 144H107V143H105V145H103V146H105V148H106V150H107V146H108V145L106 146ZM117 144H118V143H117ZM117 144H116V145H117ZM122 144H121V145H122ZM126 144H127V143H126ZM130 144H131V143H130ZM152 144L155 145L154 143H152ZM163 144H162V146H163ZM167 144H166V145H167ZM177 144H178V143H177ZM177 144H176V146H177V149H178V146L181 145V143L179 142V145H177ZM253 144H255V146H253V147H254L255 151L257 152V154H255L256 152H254V149H253V148L251 149V151L253 150V152L250 151V148L252 147ZM33 145H34V144H33ZM54 145H55V144H54ZM64 145H65V144H64ZM80 145H81V143H80ZM99 145H98V146H99ZM119 145H120V144H119ZM128 145H129V144H128ZM142 145L144 146L143 143H142ZM168 145H167V147H168ZM174 145H175V144H174ZM248 145H251L250 148H249ZM263 145H264V143H263ZM5 146H6V147H5ZM30 146H31V145H30ZM39 146H40V145H39ZM50 146H51V144H50ZM50 146H49V147H50ZM88 146H83V147H87V149L85 148L86 151H89V149L93 147V146H90V148H88ZM132 146H133V145H132ZM132 146H131V147H132ZM172 146H173L172 144H171V147H170V148H167L166 146H163V147H166V148H164V149L162 148V149H163V150H166V149H167L166 151L168 152V149L171 150V148H174V147H172ZM181 146H182V145H181ZM183 146H184V144H183ZM185 146H186V145H185ZM259 146H260V144H259ZM24 147L21 146V148H19V149H22V148H24ZM41 147H42V146H41ZM41 147H40V148H41ZM43 147H44V146H43ZM46 147H47V146H46ZM52 147H53V146H52ZM67 147H68V148L65 149L64 151L68 150V151H66V153H69V154L71 155L72 152L70 153V151H69V146H67ZM80 147H81V146H80ZM80 147H79V148H80ZM95 147H97V146H95ZM95 147H94V148H95ZM101 147H102V145H101ZM109 147H110V145H109ZM109 147H108V148H109ZM112 147H113V146H112ZM126 147H127V145H126ZM126 147H125V148H126ZM134 147H135V146H133V148H134ZM147 147H151L150 150L152 149V146H150V143H149V146H147ZM147 147H146V148H147ZM160 147H161V146H160ZM160 147H159V148H160ZM263 147H264V146H263ZM10 148H13V146H12V147L10 146ZM32 148H33V147H32ZM34 148H35V147H34ZM34 148H33V149H34ZM37 148H38V147H37ZM37 148H36V149H37ZM53 148H54V147H53ZM75 148H76V147H75ZM75 148H74V150H73L74 152H75V150H79V149H75ZM140 148H141V147H140ZM142 148H144V147H142ZM156 148H157V147H156ZM159 148H158V149H159ZM175 148H176V147H175ZM183 148H184V147H183ZM257 148H258L259 150H261V151H262V149H263L262 146H261V147H258V146H257ZM0 149H1L0 152H1L2 155H3V159H2V160H4V158L7 160V163H6V160H5V163H4V161L2 162V160H0V162H1L2 164H4L3 167H4L6 164H9V163L11 164L12 161H14V162H15V161H16V162L18 161V162H19L18 159H21V158H22V159L24 160V159H25V158H24L25 156H26V158L28 157V156H27V155H28L27 152L25 153V151H27V150H25V151H24V150H21V151H20V152H23V151H24V153L27 154V155H25V156H23V157H22L21 155H20V156L18 155V157H17V153H18V154H21V153L18 151L17 148H16L17 150L10 149V150H11V153H12L11 155H10V154H7V153L10 152V150L7 149V151H9V152H6V151H4V149H2V148H0ZM24 149H25V148H24ZM29 149L31 150V152L35 151V150L32 151V149H31L30 147H29ZM46 149H47V148H46ZM49 149H50V148H48V151H49L48 154L52 153V151L50 152V150H52V148H51L50 150H49ZM72 149H73V147H72ZM96 149H97V148H96ZM96 149H95V150H96ZM100 149H101V148H100ZM102 149H103V147H102ZM112 149H113V148H112ZM112 149H111V150H112ZM116 149H118V148H116ZM128 149L131 151V148H128ZM136 149H137V148H136ZM144 149H145V148H144ZM162 149H161V152L163 153L164 151H163ZM180 149H181V148H179L178 150H180ZM186 149H187V148H186ZM239 149H240V151H239ZM2 150H3V151H2ZM13 150H14L15 152H13ZM30 150H29V151H30ZM38 150H41V149H38ZM60 150H61V149H60ZM93 150H94V149H93ZM93 150H92V151H93ZM119 150H120V149H119ZM129 150H128V151H129ZM145 150H147V149H145ZM153 150H154V149H153ZM170 150H169V151H170ZM172 150H173V149H172ZM172 150H171V151H172ZM178 150L176 151V153H178ZM17 151H18V152H17ZM36 151H37V150H36ZM58 151H59V150H58ZM64 151H63V152H64ZM79 151H80V150H79ZM79 151H78V152H79ZM126 151H127V150H126ZM126 151H125V153H126ZM138 151L140 152L141 150L138 149ZM147 151H148V150H147ZM158 151H159V150H158ZM249 151H250V153H249ZM5 152H6V153H5ZM16 152H17V153H16ZM31 152H30V153H31ZM42 152H43V151H42ZM54 152H57V151H54ZM81 152H83V151L81 150ZM90 152H91V151H90ZM95 152H96V151H95ZM97 152H98V149H97ZM116 152H120V153H121V151H116ZM131 152L134 153L135 151H134V152L131 151ZM131 152H130V154H132ZM183 152H185V151H183ZM186 152H185V153H186ZM259 152H260V151H259ZM3 153H5V155H4ZM14 153H16V156H15V157H17V159H15V157H14L15 160L12 158V156L15 155ZM24 153H23L22 155H24ZM45 153L47 154V152H45ZM61 153H62V151H61ZM100 153H101V152H100ZM122 153H123V152H122ZM145 153H146V152H145ZM147 153H150V152L148 151ZM153 153H154V152H153ZM159 153H160V152H159ZM251 153L254 154V155H256V156L252 155ZM263 153H264V152H263ZM40 154H41V153H40ZM48 154H47V155H48ZM59 154H60V153H58V156L60 157ZM69 154H68V155H69ZM88 154H89V152H88ZM88 154H87V155H88ZM91 154H92V153H90L89 155H91ZM110 154H111V153H110ZM117 154H118V153H117ZM137 154H138V152H137ZM137 154H136V155H137ZM139 154H140V153H139ZM141 154H142V153H141ZM155 154L158 155L157 157H161V155H160L161 153H160V154H157V150H156V153H155ZM178 154H180V153H178ZM250 154H251V156L256 157V158H257L258 154H259L260 157H262V158H260V157L258 156V159H259V160L261 159V161H262V162L260 163L259 166H257L258 163L256 162V160L254 161V164H252V163L250 162L252 159L248 161V158H249V155H250ZM6 155H8V157H10V158H8V157L6 158ZM9 155H10V156H9ZM36 155H37V154H36ZM55 155H57V154L55 153ZM66 155H67V154H65V156H66ZM68 155H67V157L69 158ZM89 155H88V156H89ZM95 155H97V157H98V154H97V153H95ZM100 155H101V154H100ZM103 155H104V154H103ZM136 155H135V156H136ZM145 155H146V154H145ZM148 155H149V154H148ZM152 155H153V158H154V156H156V155L150 153V156H152ZM159 155H160V156H159ZM173 155H174V154H173ZM175 155H176V154H175ZM175 155H174V156H175ZM180 155H181V154H180ZM183 155H185V154H183ZM188 155H187V157H188ZM262 155H263V154H262ZM31 156H32V155H31ZM48 156H49V155H48ZM48 156H47V157H48ZM50 156H51V155H50ZM52 156H54V155H52ZM52 156H51V157H52ZM91 156H94V154H92ZM105 156H106V155H105ZM105 156H104V157H105ZM121 156H122V155H121ZM124 156H125V155H124ZM133 156H134V155H132L130 158H133ZM138 156H139V155H138ZM141 156H142V155H141ZM146 156H147V155H146ZM146 156H145V157H146ZM164 156H166V155H164ZM164 156H163V158H164ZM167 156H168V155H167ZM176 156H179V155H176ZM0 157H1V155H0ZM20 157H21V158H20ZM33 157H34V155H33ZM39 157H40V156H39ZM47 157H46V158H47ZM104 157H103V158H104ZM107 157H109V156H107ZM107 157H106V158H107ZM114 157H116L115 154H114ZM147 157H149V156H147ZM147 157H146V158H147ZM11 158H12L13 160H10ZM35 158L39 159V158L36 157V156H35ZM42 158H43V157L41 156V159H42ZM44 158H45V157H44ZM48 158H50V157H48ZM48 158H47V159H48ZM57 158H58V157H57ZM71 158H73V156H72ZM99 158H101V157L99 156ZM103 158H102V159H103ZM106 158H105V159H106ZM112 158H113V157H112ZM126 158H128V157H126ZM137 158H138V157H136V160H134V159H135V157H134L133 160L136 162L137 160H139V158H138V159H137ZM143 158H144V157H143ZM146 158H144V159H146ZM256 158H254V159H256ZM0 159H1V158H0ZM8 159H9V160H8ZM22 159H21V160H22ZM30 159H31V158H30ZM60 159H61V158H60ZM63 159H64V158L62 157V160H63ZM65 159H66V158H65ZM73 159H74V158H73ZM95 159H97V158H95ZM122 159H123V157H122ZM140 159H141V160L137 161L138 163H140V161H142V157H141ZM147 159H149V158H147ZM147 159H146V160H147ZM150 159H151V158H150ZM161 159H162V158H161ZM167 159H169V158H167ZM178 159H179V158H178ZM180 159H181V158H180ZM180 159H179V160H180ZM23 160H22V163H24ZM27 160H29V159H27ZM27 160L25 159L26 162H28ZM35 160H36V159H35ZM35 160H34V161H35ZM51 160H52V159H51ZM69 160H71V159H69ZM89 160H91L90 157H89ZM92 160L94 161L93 163L95 164V163H96V160H94V159H92ZM106 160H107V159H106ZM115 160H116V159H115ZM126 160L128 161L129 158H128V159H125V162H127ZM131 160H132V159H131ZM146 160H145V161H146ZM157 160L159 161V159H157ZM8 161H9V163H8ZM36 161H38V160H36ZM36 161H35V162H36ZM42 161H44V159H42ZM48 161L50 162V159H49ZM56 161H57V159H56ZM72 161H74V163H75L76 160H72ZM72 161H69V163H71ZM102 161H105V160H102ZM113 161H114V160H113ZM120 161H121V160H120ZM150 161H151V160H150ZM150 161H149V163H150ZM160 161H161V160H160ZM162 161H165V160H162ZM162 161H161V162H162ZM166 161H168V163H169V161H170V163H171V160H170V159H169V160H166ZM172 161H174V160H172ZM175 161H176V160H175ZM190 161H191V162H190ZM14 162H13V164H14ZM29 162H30V161H29ZM58 162L62 163L61 160L58 161ZM63 162H64V161H63ZM66 162L68 163V160H67V159H66ZM77 162H79V161H77ZM77 162H76V163H77ZM80 162H81V161H80ZM100 162H101V161H100ZM100 162H99V163H100ZM117 162H118V160H117ZM122 162L124 163V161H122ZM147 162H148V161H147ZM152 162H153V159H152ZM186 162H185V163H186ZM189 162H190V163H189ZM237 162H238V164H237ZM248 162H250V163H249L250 165L252 164L251 166L249 165V166L251 167V169L255 168V169L252 170V171H254V173L250 170V171L252 172V174H251V172L248 173V172H249L248 169H249L250 167H249L248 169H246V166L248 167V165H247ZM252 162H253V160H252ZM255 162H256V163H255ZM1 163H0V164H1ZM50 163H51V162H50ZM74 163H71V166L69 167V166L64 162V166L67 165V167H69L67 170H72V171H73L75 166H74V167H72V166L74 165ZM76 163H75V165H76ZM97 163H98V162H97ZM97 163H96V164H97ZM107 163H108V162H107ZM107 163H106V164H107ZM115 163H116V162H115ZM123 163H122V164H123ZM129 163L131 164L132 162L130 161ZM129 163H125V164L128 165ZM149 163H148V165H149ZM153 163H154V162H153ZM156 163H157V161L155 160V165H158V164H156ZM173 163H174V162H173ZM173 163H172V165H173ZM176 163H177V162H176ZM180 163H181V160H180ZM185 163H182V164H185ZM187 163H186V164H187ZM246 163H247V164H246ZM10 164H9V165H10ZM20 164H21V162L19 163V165H20ZM58 164H59V163H58ZM62 164H63V163H62ZM65 164H66V165H65ZM89 164H91V163H89ZM130 164H129V165H130ZM132 164H133L134 166L136 165V163H132ZM141 164H142V163H141ZM178 164H179V162H178ZM178 164H177V165H178ZM255 164H256L257 167H252V166L255 165ZM14 165H15V164H14ZM34 165H35V163H34ZM39 165H40V164H39ZM39 165L36 164L35 166L38 167ZM69 165H70V164H69ZM102 165H103V163H102ZM118 165H119V164H118ZM127 165H126V166H127ZM129 165H128V166H129ZM133 165H132V166H133ZM138 165H139V164H138ZM146 165H147V164H146ZM152 165H153V164H152ZM159 165H160V164H159ZM170 165H171V164H170ZM25 166H26V165H25ZM25 166H24V169L26 170L28 166H26V168H25ZM35 166L32 167V170H34L33 168H34ZM42 166H44V165H42ZM56 166H57V165H56ZM61 166H62V165H61ZM61 166H60V169H62V168L64 169V167L62 166V168H61ZM77 166H78V164H77ZM120 166H123V165H119L118 167H120ZM128 166H127V168H128ZM130 166H131V165H130ZM136 166H137V165H136ZM136 166H135V167H136ZM150 166H151V165H150ZM184 166H185V165H184ZM5 167H6V169L4 168V169H5V170H4V173H6V175H7V176H5L6 179H9V177H10V178H12V177L14 178V177H15V176H14L15 174H14V175H13V174L10 175V174L7 172V171H9V172L11 171L10 168H9L10 166H5ZM7 167H8L9 169H7ZM11 167H12V164H11ZM13 167H14V168L17 167L15 170H18V172H19L20 167L18 168V165H15V166H13ZM36 167H35V168H36ZM39 167H41V165H40ZM53 167H54V164H53ZM71 167H72L73 169H71ZM103 167H104V166H103ZM112 167H114V166H112ZM138 167H139V166H138ZM146 167H147V166H146ZM161 167H162V166H161ZM175 167H176V165H175ZM0 168H1V166H0ZM14 168H11V169H13V171H15ZM21 168H22V167H21ZM30 168H31V166H30ZM41 168H42V170H43V167H41ZM44 168H45V167H44ZM75 168H76V167H75ZM90 168H91V167H90ZM116 168H117V167H116ZM116 168H115V169H116ZM120 168H121V167H120ZM120 168H119V169H120ZM123 168H124V166H123ZM139 168H140V167H139ZM142 168H143V165H142ZM144 168H145V167H144ZM144 168H143V169H144ZM150 168H151V167H150ZM182 168H184V167H182ZM186 168H187V167H186ZM24 169H23V170H24ZM86 169H87V168H86ZM88 169H89V168H88ZM124 169H126V167H125ZM129 169H130V167H129L128 169H126L125 171H127V170H129ZM132 169H133V168H131V170H130L131 173H132ZM134 169H135V168H134ZM154 169H155V168H154ZM154 169H153V170H154ZM179 169H180V168H179ZM179 169H178V170H179ZM28 170H29V169H28ZM42 170H40V168H39V171L42 172ZM45 170H47V169H45ZM48 170H49V168H48ZM67 170L64 169L63 172H65V171H67ZM137 170H138V169H137ZM146 170H147V172H148V169H147V168H146ZM153 170H152V171H153ZM184 170H185V169H184ZM246 170H247L248 172H247ZM256 170H257V172H256ZM21 171H22V170H21ZM26 171H27V170H26ZM49 171H51V170H49ZM49 171H46L45 174H46L47 172H49ZM72 171H70V172H72ZM74 171H76V170H74ZM86 171H87V170H86ZM102 171H103V170H102ZM113 171H114V170H113ZM122 171H124V170H122ZM135 171H136V169H135ZM150 171H151V170H150ZM150 171H149L148 173H150ZM152 171H151V172H152ZM164 171H165V170H164ZM187 171H188V169H187ZM11 172H12V171H11ZM15 172H17V171H15ZM35 172H36V169H35ZM41 172H40V174H41ZM59 172H60V171H59ZM68 172H69V171H67V173H65V174H68ZM70 172H69V173H70ZM98 172H99V171H98ZM116 172H117V171H116ZM118 172H119V170H118ZM138 172H139V171H138ZM143 172H144V170H143ZM185 172H186V170H185ZM185 172L183 171V173H185ZM246 172H247V173H246ZM7 173H8V174H7ZM22 173H23V172H22ZM25 173H26V172H24L23 176H22L21 173H20V175L22 176L23 181H24L25 178H28V175H26ZM30 173H32L31 170H30ZM33 173H34V172H33ZM33 173H32V175H33ZM37 173H38V170H37L36 174H37ZM43 173H44V170H43L42 174H43ZM50 173H52V172H50ZM120 173H121V172H120ZM120 173H119L118 175H121ZM125 173L128 174V176L130 175L129 171H127V172H125ZM133 173H134V171H133ZM136 173H137V172H136ZM144 173H145V172H144ZM167 173H168V172H167ZM170 173H171V172H170ZM173 173H174V172H173ZM178 173H179V172H178ZM198 173H199V175H197ZM1 174H2V175H1ZM27 174H28V172H27ZM34 174H35V173H34ZM57 174H58V173H57ZM80 174L82 175V173H80ZM80 174H79V175H80ZM85 174H86V173H85ZM103 174H106V173H103ZM103 174H102V175H103ZM122 174H124V173H122ZM171 174H172V173H171ZM171 174H170V175H171ZM260 174H262L263 176L260 175ZM0 175H1V176H4L5 174L3 175V172H1ZM8 175H10V176L8 177ZM12 175H13V176H12ZM24 175H25V177H24ZM50 175H51V174H50ZM79 175H78V176H79ZM86 175H87V174H86ZM89 175H90V174H89ZM97 175H98V174H97ZM111 175H112V174H111ZM111 175H110V176H111ZM116 175H117V174H116ZM118 175H117V177H118ZM132 175H133V174H132ZM139 175L141 176V175H143V174H141V172H140ZM165 175H166V174H165ZM172 175H173V174H172ZM181 175H182V174H181ZM181 175H180V176H181ZM183 175H184V174H183ZM185 175H186V173H185ZM16 176H17V175H16ZM35 176H36V175H35ZM42 176H44V174H43ZM51 176H52V175H51ZM54 176H55V175H54ZM64 176H65V175H64ZM69 176H70V175H69ZM99 176H100V175H99ZM103 176H104V175H103ZM103 176H101V177L104 178ZM108 176H109V175H108ZM125 176H126V175H125ZM130 176H131V175H130ZM130 176H129V177H130ZM140 176H139V177H140ZM157 176H158V175H157ZM187 176H189V175L187 174ZM192 176H190V178H191ZM199 176H200V177H199ZM5 177H4V179H5ZM17 177H18V178L20 177L19 174H18ZM17 177H16V179H17ZM36 177H37V176H36ZM46 177H48V176H46ZM59 177H60V175H59ZM62 177H63V176H62ZM85 177H86V176H85ZM105 177L107 178V176H105ZM113 177H115V176L113 175ZM113 177H112V178H113ZM117 177L115 178V180H116V179L118 180ZM122 177H123V176H122ZM126 177H127V176H126ZM142 177H143V176H142ZM142 177H141V178H142ZM144 177H145V176H144ZM151 177H152V176H151ZM155 177H156V176H155ZM160 177H161V176H160ZM160 177H159V178H160ZM166 177H168V176H166ZM173 177H174V175H173ZM182 177H183V176H182ZM13 178H12V179H13ZM31 178H32V177H30V181H31ZM53 178H54V177H53ZM53 178H52V179H53ZM65 178H66V177H65ZM106 178H105V180H106ZM123 178H124V177H123ZM135 178H136V177H135ZM135 178H134V180H135ZM145 178H146V177H145ZM147 178H148V177H147ZM149 178H150V177H149ZM162 178H163V177H162ZM176 178H177V177H176ZM193 178H192V180H194ZM0 179H1V178H0ZM19 179H21V177H20ZM19 179H17V180L19 181ZM55 179H57V178L55 177ZM63 179H64V178H63ZM77 179H78V178H77ZM80 179H81V177H80ZM100 179H101V178H100ZM110 179H111V178H110ZM110 179H109V183H110ZM119 179H120V177H119ZM184 179H185V178H184ZM186 179H187V178H186ZM196 179H195V180H196ZM13 180H15V178H14ZM26 180H29V179H26ZM59 180H60V182L62 183V181H61L62 179L59 178ZM81 180H82V182H83V178H82ZM101 180H102V179H101ZM103 180H104V179H103ZM107 180H108V178H107ZM107 180H106V181H107ZM111 180H112V182H113L114 179H111ZM125 180H126V178H125ZM165 180H167V179L165 178ZM172 180H173V179H172ZM172 180H171V181H172ZM178 180L181 181V179H176V183H177L176 185H178V182H180V181H178ZM9 181H10V180H9ZM35 181H36V180H35ZM54 181H55V180H54ZM54 181H53V182H54ZM57 181H58V180H57ZM106 181H103L104 183H103V184H100L103 188L105 187V186H103V185H105V182H106ZM132 181H133V179L131 180V178H130V181H129V182L131 183ZM137 181L139 182V180H137ZM159 181H161V180H159ZM171 181H170V183H171ZM177 181H178V182H177ZM188 181H190V180H188ZM1 182H2V181H1ZM1 182H0V183H1ZM15 182H16V181H15ZM19 182H20V181H19ZM115 182H116V181H115ZM115 182H114V183H115ZM122 182L124 183V180H123ZM134 182H135V181H134ZM138 182H137V183H138ZM143 182H144V181H143ZM143 182H142V183H143ZM157 182H158V179H157ZM163 182H164V181H163ZM173 182L175 183V180H174ZM183 182L185 183V181H182L181 183L183 184ZM186 182H187V181H186ZM193 182H194V181H190L189 184H190L191 188L195 189V191H196V190H197V189H196V188H197L196 185H198V184H200V183L198 182V184H196V185L193 184V186H192L191 184H192ZM196 182H197V181H196ZM2 183H3V182H2ZM4 183H5V182H4ZM6 183H7V182H6ZM6 183H5V184H6ZM17 183H18V182H17ZM25 183H26V182H25ZM29 183H30V182H29ZM34 183H35L34 185L36 186V182H34ZM37 183H40V182L38 181ZM44 183L47 184L46 182H44ZM54 183H56V182H54ZM54 183H53V184H54ZM61 183H57V184H58V185L60 184V186H62ZM63 183H64V181H63ZM97 183H98V188H99V183H100V182H97ZM145 183H146V182H145ZM148 183H149V182H148ZM168 183H169V182H168ZM168 183H167V181H166V184H168ZM170 183H169V184H170ZM247 183H248V185H247ZM7 184H8V183H7ZM18 184H19V183H18ZM26 184H27V183H26ZM26 184H25V185H26ZM31 184H32V183H30V185H31ZM45 184H44L43 186H45ZM57 184H54V186L57 185ZM106 184H107V183H106ZM118 184H119V182H118ZM127 184H129V183L127 182ZM127 184H126V186H128ZM131 184H132V183H131ZM140 184H141V183H140ZM158 184H159V182H158ZM163 184H165V183H163ZM163 184H162V186H163ZM169 184H168V186H169ZM171 184H172V183H171ZM189 184H188V185H189ZM3 185H4V184H3ZM13 185H14V186H17L15 183L12 184V186H13ZM19 185H20V184H19ZM22 185H24V184H22ZM34 185H32V186H34ZM38 185H40L41 187H43V186H42L41 183H40V184H37V188L35 187V189H38V191H39V188H40V187H38ZM70 185H71V184H70ZM79 185H80V184H79ZM81 185H82V184H81ZM108 185H109V184H108ZM111 185H112V184H111ZM111 185H110V186H111ZM133 185H134V184H133ZM135 185H138V184L135 183ZM179 185H180V184H179ZM183 185H184V184H183ZM183 185H182V186H183ZM185 185H186V184H185ZM194 185H195L196 188L194 187ZM246 185L248 186V189H247L248 191H244L245 188H246ZM12 186H10L11 188H9V187L7 186L6 189H5V188H2V189H1V184H0V190L5 189V190L8 192V188H9L10 196H9V194H8V195L6 194V195H7L6 198H8V196H9V199H8L9 201H6V202L9 204V206H10V204H11V203H10L11 198H12L11 195L14 197L16 193L18 194V192H21V191H22L21 188H20L21 185L18 187V188H20V191H17V192H16V191H13V190L16 189L17 187H15V188L13 189ZM47 186H48V185H47ZM49 186L52 187L51 184H49ZM117 186H118V185H117ZM129 186H130V185H129ZM131 186H132V185H131ZM131 186H130V187H131ZM152 186H154V182H153V185H152ZM155 186H156V184H155ZM173 186L175 187V185H173ZM186 186H187V185H186ZM186 186H184L183 188H185ZM21 187H22V188H25V187H23V186H21ZM55 187H56V186H55ZM55 187H53L52 189L54 190ZM57 187H58V186H57ZM62 187H63V186H62ZM95 187L97 188L96 185H95ZM115 187H116V186H115ZM132 187H134V186H132ZM156 187H157V186H156ZM156 187H155V188H156ZM174 187H173V189H175ZM177 187H178V186H176V189H177ZM188 187H189V186H188ZM262 187H263V189H262ZM18 188H17V190H19ZM46 188H47V187H46ZM103 188H102V190H103ZM106 188L112 189L111 187H106ZM178 188H179V187H178ZM191 188H190V189H191ZM10 189H11V190L13 189V190L11 191ZM29 189H30V188H29ZM52 189H51V192H53ZM62 189H63V190H66L65 187L62 188ZM62 189H61V190H62ZM113 189H114V188H113ZM116 189H117V188H116ZM125 189H128V188H125ZM129 189H131V188H129ZM146 189H147V188H146ZM146 189H145V190H146ZM148 189H150V187H148ZM148 189H147V190H148ZM160 189H161V188H160ZM160 189H159V191H160ZM164 189H165V187H164ZM171 189H172V187H171ZM176 189H175V190H176ZM179 189H180V188H179ZM190 189H189V191L191 192V194H190V193H188V194H190V195L192 196V189H191V190H190ZM23 190H24V189H23ZM41 190H42V188H41ZM43 190L45 191L46 189H43ZM43 190H42V191H43ZM48 190H49V189H48ZM48 190H47V191H48ZM63 190H62V191H63ZM84 190H86V189H84ZM99 190H100V189H99ZM102 190H100V191H102ZM136 190H137V189H136ZM136 190H132V189H131V191H136ZM145 190H144V191H145ZM150 190H151V189H150ZM177 190H178V189H177ZM177 190H176V191H177ZM58 191H60V190H58ZM79 191H80V190H79ZM89 191H90V189H89ZM89 191H88V192H89ZM110 191H111V190H110ZM115 191H116V190H115ZM129 191H130V190H129ZM141 191H142V190H141ZM156 191L158 192V188L156 189ZM156 191H155V192H156ZM171 191H172V190H171ZM180 191H181V190H179V192H180ZM185 191H186V192H185ZM189 191H187V190L184 189V192L181 191V193H182V194L184 193V194L186 195L187 192H189ZM242 191H244V192H243L244 194L247 192V194H246V198L243 197V196H245V195H244L243 193H241ZM261 191H263V192H261ZM2 192H3V191H1L0 193H2ZM11 192H12V193H11ZM14 192H16V193H14ZM22 192H23V191H22ZM22 192H21V193H22ZM34 192H35L36 195H38L36 190L33 191L32 194H34ZM51 192H50V194H51ZM63 192H64V191H63ZM63 192H62V193H61V192H57V193L59 194L58 197H59L60 195L62 196V194L65 193V192H64V193H63ZM107 192H108V191H107ZM149 192H151V191H149ZM160 192H162V191H160ZM167 192H168V191H167ZM173 192H174V190H173ZM177 192H178V191H177ZM193 192H194V191H193ZM197 192H198L197 195H196V192H194L193 195H195V196L192 197V199H193V198L195 199L196 196L199 195V193H200V192H199V189L197 190ZM13 193H14V194H13ZM24 193H25V190H24ZM24 193H23V194H24ZM29 193H30V192H29ZM38 193H39V192H38ZM40 193H41V192H40ZM42 193H44V192H42ZM45 193H47V192L45 191ZM53 193H54V192H53ZM53 193H52V194H53ZM78 193H79V192H78ZM78 193H77V194H78ZM83 193H84V191H83ZM97 193H98V192L95 193L96 196H95V194H94L95 197H97V195L99 194V193H98V194H97ZM113 193H114V192H113ZM115 193H117V191H116ZM143 193H144V192H143ZM162 193H163V192H162ZM162 193H161V194H162ZM181 193H180V194H181ZM2 194H3V193H2ZM2 194H1V195H2ZM23 194H21V197L25 196V195H23ZM50 194H49V197H50ZM52 194H51V195H52ZM80 194H81V193H80ZM87 194H88V193H87ZM92 194H93V193H92ZM111 194H112V193H111ZM111 194H110V195H111ZM117 194H118V193H117ZM138 194H139V191H138ZM145 194H146V193H145ZM171 194H172V193H171ZM177 194H179V193H177ZM240 194H242L243 196L241 197ZM22 195H23V196H22ZM29 195H30V194H28V195H26V196L29 198ZM47 195H48V194H46V196H47ZM68 195H69V194H68ZM74 195H75V193H74ZM90 195H91V194H90ZM108 195H109V193H108ZM112 195H115V194H112ZM131 195H132V194H131ZM136 195H137V193H136ZM141 195H142V192H141ZM147 195H148V194H147ZM150 195H152V194H150ZM168 195H169V194H168ZM2 196H3V195H2ZM44 196H45V195H44ZM53 196H54V194H53ZM64 196H66V195H64ZM71 196H72V195H71ZM101 196H102V195L100 194V198L102 199L103 197H101ZM118 196H119V194H118ZM118 196L116 195V198H118ZM138 196H139V195H138ZM148 196H149V195H148ZM153 196H154V195H152V198H153ZM160 196H161V195H160ZM164 196H165V195H164ZM205 196H202V197L204 198ZM3 197H5V196H3ZM3 197H2V198H3ZM10 197H11V198H10ZM15 197L17 198V197H20V196L17 195V196H15ZM27 197H25V198H27ZM30 197H31V195H30ZM41 197H42V196H41ZM41 197H40V198H41ZM78 197H79V195H78ZM98 197H99V195H98ZM119 197H120V199H121V196H119ZM132 197H134V196H132ZM142 197H143V195H142ZM154 197H155V196H154ZM165 197H166V196H165ZM169 197H170V195H169ZM174 197H176V196H174ZM174 197H172V198H174ZM181 197H182V196H181ZM183 197H184V196H183ZM198 197H200V195H199ZM240 197H241L242 199H241ZM0 198H1V197H0ZM2 198H1V199H2ZM28 198H27V199H28ZM32 198H33V197H32ZM36 198H37V197H36ZM42 198H43V197H42ZM53 198H54V197H53ZM56 198H57V195H56ZM69 198H70V197H69ZM80 198H81V197H80ZM114 198H115V197H114ZM135 198H137V197H135ZM156 198H157V195H156L155 199H156ZM167 198H168V197H167ZM170 198H171V197H170ZM176 198H179V197H176ZM176 198H175V199H176ZM186 198H188V197L186 196ZM189 198H191V197H189ZM189 198H188V199H185V197H184L183 199H184L185 201L182 202V201L180 200V201H179V204H180V205H183L182 203L187 202L186 200L190 201ZM238 198H239L240 201L243 200V198H244L245 200H243V202L239 203ZM259 198H261L260 200H262V201H259ZM3 199H4V198H3ZM3 199H2V201H3ZM12 199H14V198H12ZM19 199H21V198H19ZM22 199H24V197H23ZM22 199H21L20 201H22ZM43 199H44V198H43ZM45 199H46V198H45ZM51 199H52V198H51ZM57 199H58V198H57ZM67 199H68V196H67ZM67 199H66V201H67ZM77 199H78V198H77ZM105 199H106V198H105ZM139 199H140V198H139ZM175 199H174V200H175ZM197 199H198V198H197ZM206 199H205V202H206ZM24 200H25V199H24ZM31 200L33 201V199H31ZM31 200H28V202L31 201ZM37 200H40V201H41V199H37ZM48 200H49V199H48ZM48 200L46 199L45 201L48 203V202L50 201V200H49V201H48ZM54 200H55V202H57L56 199H54ZM68 200H69V199H68ZM81 200H82V199H81ZM81 200H80V201H81ZM103 200H104V199H102L101 202H102ZM106 200H107V199H106ZM114 200H115V199H114ZM132 200H133V199H132ZM134 200H135V199H134ZM134 200H133V201H134ZM140 200H141V199H140ZM145 200H146V199H145ZM150 200H151V199H150ZM177 200H178V199H176V201H177ZM199 200H201V198H199V199L196 200V201H199ZM202 200H203V199H202ZM202 200H201V201H202ZM257 200L259 201V204H258V203L256 204ZM2 201L0 200V203H2ZM4 201H5V199H4ZM12 201H13V200H12ZM15 201H16V200H14V202H15ZM18 201H19V200H18V198H17V203H18ZM20 201H19V202H20ZM26 201H27V200H26ZM35 201H36V199H35ZM40 201H39V202H40ZM51 201H52V200H51ZM60 201H64V200H62V198H60ZM75 201H76V200H75ZM75 201H74V202H75ZM80 201H79V202H80ZM98 201H99V200H98ZM122 201H123V199H122ZM147 201H148V200H147ZM147 201H145V202H147ZM151 201H152V200H151ZM154 201H156V200H154ZM176 201H175V202H176ZM193 201H194V200H193ZM201 201H199V203H201V204L204 206L206 203H205L204 201H203V203H202ZM43 202H44V200H42V203H43ZM58 202H59V201H58ZM103 202H105V200H104ZM140 202H141V201H140ZM145 202H144V203H145ZM148 202H149V201H148ZM167 202H168V201H167ZM180 202H181V203H180ZM194 202H195V201H194ZM194 202H193L192 204H194ZM7 203H5V205H7ZM23 203H24V201H23ZM29 203H30V202H29ZM36 203H37V202H36ZM36 203H35V204H36ZM47 203L45 204V206L48 205ZM53 203H54V202H53ZM82 203H85V201H82ZM105 203H106V202H105ZM105 203H104V204H105ZM107 203H108V202H107ZM113 203H114V202H113ZM136 203H137V199H136ZM204 203H205V204H204ZM15 204H16V203H15ZM18 204H20V203H18ZM27 204H28V203H27ZM43 204H44V203H43ZM54 204H55V203H54ZM54 204H53V205L51 204V206H52V207L50 206L51 209H52V208H53V209H54V208H57L56 206L54 207ZM62 204H63V202H62ZM76 204H77V203H75L74 205H76ZM86 204H87V203H86ZM145 204H146V203H145ZM150 204H151V203H150ZM157 204H158V203H157ZM176 204H177V202H176ZM187 204H189V203H187ZM187 204H186V206H187ZM13 205H14V204H13ZM13 205H11V208H9V209L12 210V208H15V206H16L17 204H16L14 207H12ZM23 205H24V204H22V202H21V206H19V208H20V207H21V209L23 208V209H22V210H23L22 213H24V211L27 212V210L29 211V209H28V208H24ZM32 205H33V204H32ZM38 205H39V204H38ZM55 205H57V204H55ZM58 205H59V204H58ZM58 205H57V206H58ZM106 205H109V204H105V206H106ZM111 205H112V204H111ZM113 205L116 207V204H115V203H114ZM117 205H118V204H117ZM134 205H135V204H134ZM147 205L149 206V204H147ZM164 205H165V204H164ZM196 205L198 206V205H200V204H198V202H197V203H196L195 205H193V206L196 207ZM202 205H201V207H202ZM256 205H257V206H256ZM263 205H264V203H263ZM24 206H25V205H24ZM43 206H44V205H43ZM43 206H42V207H43ZM60 206H62V205H60ZM70 206H71V205H70ZM79 206H80V205H79ZM82 206H83V205H82ZM82 206H81V207H82ZM102 206L104 207L103 203H102ZM109 206H110V205H109ZM120 206H121V205H120ZM145 206H146V205H145ZM152 206H153V205H152ZM155 206H156V203H155ZM159 206H160V205H159ZM186 206H185V208H188V206H187V207H186ZM189 206L191 207L192 205L190 204ZM205 206H206V205H205ZM5 207H7V206H5ZM26 207H27V206H26ZM37 207H38V206H37ZM37 207H36V208H37ZM71 207H72V206H71ZM84 207H85V206H84ZM103 207H102V208H103ZM106 207H108V206H106ZM110 207H111V206H110ZM110 207H108V208H110ZM156 207H157V206H156ZM177 207H178V206H177ZM198 207H200V206H198ZM262 207H263V208H262ZM0 208H1V207H0ZM16 208H18V206H17ZM16 208H15L14 210H16ZM19 208L16 210V211H18V212H16V211L14 212L13 210H12L13 212H12V211H9L8 214L11 213L13 216L15 215L16 217H12V219H14V220H11V218H10V216H9L8 220H9V219H10V220H9V221L7 220V223L9 222V224H10V222H11V225H12V226L9 225V227H7L6 229H8V228L12 229V228L14 227V226H13V222H14L15 220H17L16 218H18V220L20 219L21 216L19 215V213H20V212H19V210H20ZM30 208H32V207H30ZM40 208H41V206H40ZM60 208H62V207H60ZM74 208H75V207H74ZM87 208H88V207H87ZM104 208H105V207H104ZM112 208H114V207H112ZM120 208H121V207H120ZM154 208H155V207H154ZM154 208H153V211H152V212L157 211L156 209L159 210V208H156L155 210H154ZM174 208H175V207H174ZM182 208H183V206H182ZM202 208H203V207H202ZM259 208H260V209H259ZM7 209H8V208H7ZM7 209H5V210L8 212ZM25 209H26V210H25ZM33 209L36 210L34 207H33ZM37 209H38V208H37ZM42 209H45V207L42 208ZM53 209H52V210H53ZM58 209H59V208H58ZM76 209H80V208H76ZM88 209H89V208H88ZM88 209H87V210H88ZM149 209H150V210H149ZM149 209H148V210H149V211H148L149 213H148V212H145V213H146V214L148 213L150 216H152L151 213H150V212H151V208H149ZM183 209H184V208H183ZM183 209H182V210H183ZM195 209H197V208H195ZM52 210H51V211H52ZM66 210H67V209H66ZM80 210H81V209H80ZM84 210H85V209H84ZM105 210H106V209H104V212H105ZM110 210H111V209H110ZM122 210L124 211L125 208H122ZM182 210H181V211H182ZM184 210H185V209H184ZM186 210H188V209H186ZM193 210H194V209H193ZM198 210H199V209H198ZM204 210H208V208H206V209L203 208V211H204ZM0 211H1V212H0V216H2V218H0V220H1V219L3 220V219H5V217H8V214H7V216H6V213H4V214H5V216H4V214L2 213V208H1ZM38 211H39V209H38ZM55 211H57V209H56ZM72 211H73V210H72ZM77 211H78V210H77ZM107 211H108V209H107ZM126 211H127V210H126ZM126 211H125V212H126ZM142 211H143V210H142ZM146 211H147V210H146ZM176 211H177V210H176ZM190 211H191V210H190ZM200 211H201V213H202V209H201ZM29 212H30V211H29ZM29 212H27V213H29ZM32 212H33V210H32ZM39 212H40V211H39ZM47 212H48V210H47ZM58 212L61 213V211H59V210H58ZM80 212H81V211H80ZM108 212L110 213L111 211H108ZM117 212H118V211H116V213H117ZM192 212L195 213V211H191V213H192ZM196 212H197V214H198L197 217L199 218V215H201V213H200L199 211H196ZM198 212H199L200 214H199ZM207 212H208V213H207ZM253 212H255V213L257 212V213L259 214V217H260V218L257 217V218L255 219V216H257V215L255 214V216H254ZM261 212H262L263 217H264V209L261 210ZM261 212H260V213H261ZM1 213H2V214H1ZM14 213H15V214H14ZM16 213H17V214H16ZM33 213H34V212H33ZM35 213L37 214L38 212H35ZM49 213H50L49 215H51L52 217L54 216L53 214H56V212L53 213V211H52V213H51L50 210H49ZM105 213H106V212H105ZM111 213H112V212H111ZM114 213H115V211H113V214H112V215H114ZM129 213H130V212H129ZM183 213H184V212H183ZM191 213H190V214H191ZM29 214H30V213H29ZM47 214H48V213H47ZM47 214H46V215H47ZM76 214H77V213H76ZM82 214H83V213H82ZM87 214H88V212H87ZM87 214H86V215H87ZM118 214H119V213H118ZM120 214H121V213H120ZM148 214H147V216H149ZM153 214H155V213H153ZM186 214H187V213H186ZM203 214H202V215H203ZM12 215H11V216H12ZM17 215H19V217H17ZM24 215H25V214H24ZM31 215H32V214H31ZM31 215H28V217H30ZM42 215H44V214L41 213V216H40L41 218H42ZM49 215H48L47 217L50 218L51 216H49ZM57 215H58V213H57ZM57 215H56V216H57ZM77 215H78V214H77ZM94 215H95V214H94ZM94 215H93V217H94ZM116 215H117V214H116ZM129 215H130V214H129ZM202 215H201L200 217H202ZM204 215H205V214H204ZM206 215H205V217H207ZM252 215H253L254 217H253ZM32 216H34V215H32ZM56 216L54 217V218H55V221L57 220V219H56ZM60 216H61V214H60ZM79 216H80V215H79ZM108 216H109V215H108ZM140 216H141V214H140ZM167 216H168V215H167ZM185 216H186V215H185ZM261 216H262V215H261ZM3 217H4V218H3ZM24 217H25V216H24ZM40 217H39V218H40ZM47 217L45 216V218L48 220L49 218H47ZM58 217H59V216H58ZM58 217H57V218H58ZM113 217H114V216H113ZM113 217H112V218H113ZM123 217H124V216H123ZM183 217H184V216H183ZM197 217H196V218H197ZM208 217H207L206 219H208ZM251 217H253V219H252ZM21 218H22V217H21ZM30 218H31V217H30ZM77 218H78V216H77ZM125 218H127V217H125ZM132 218H133V217H132ZM150 218H151V217H150ZM159 218H160V217H159ZM173 218H174V217H173ZM198 218H197V222H199V220H200V218H199V219H198ZM232 218H233V217H232ZM232 218H231V220H232ZM236 218H237V219H236ZM249 218H251V219H249ZM6 219H7V218H6ZM25 219H26V218H25ZM34 219H36V218H34ZM61 219H62V218H61ZM121 219H122V218H121ZM121 219L119 218L118 220H121ZM123 219H124V218H123ZM128 219H129V218H128ZM166 219H167V218H166ZM188 219H190V218H188ZM206 219H205V220H206ZM18 220H17V221H18ZM22 220L24 221L23 218H22ZM26 220H28V219H26ZM42 220H43V223H45L44 219H42ZM53 220H54V219H53ZM75 220H76V217H75ZM84 220H85V219H84ZM104 220H105V219H104ZM106 220H107V218H106ZM115 220L118 221V220H117V217H116ZM115 220H114V222H115ZM142 220H143V219H142ZM172 220H173V219H171V221H172ZM176 220H177V219H176ZM201 220H202V218H201ZM201 220H200V221H201ZM203 220H204V219H203ZM205 220H204V221H205ZM254 220H253V221H254ZM4 221H5V220H4ZM12 221H13V222H12ZM19 221H21V219H20ZM33 221H34V220H33ZM37 221H39L38 218H37ZM55 221H53L52 223H54ZM57 221H60V220H57ZM108 221H110V220H108ZM129 221H130V220H129ZM134 221H135V220H134ZM136 221H137V219H136ZM156 221H157V220H156ZM158 221H159V220H158ZM161 221H162V220H161ZM206 221H207V220H206ZM248 221L251 222V223H249ZM112 222H113V221H112ZM118 222H119V221H118ZM139 222H140V221H139ZM188 222H189V221H188ZM227 222H229L228 219H227ZM260 222H261V223H260ZM263 222H264V221H263ZM7 223H6V224H7ZM14 223H15V222H14ZM39 223H40V222H39ZM41 223H42V221H41ZM43 223H42V224H43ZM47 223H48V222H47ZM57 223H59V222H57ZM78 223H80V222H78ZM85 223H87V222H85ZM95 223H96V221H95ZM104 223H105V222H103V226H104ZM110 223H111V222H109V225H111ZM140 223H141V222H140ZM164 223H165V222H164ZM176 223H178V222H176ZM203 223L206 225L205 222H202L201 224H203ZM18 224H19V222H18ZM20 224H21V223H20ZM24 224H25V223H24ZM74 224H75V223H74ZM82 224H83V223H82ZM89 224H90V222H89ZM107 224H108V223H106L105 225L108 227ZM120 224H121V222H120ZM125 224H126V223H125ZM125 224H124V226H125ZM127 224H128V223H127ZM129 224L132 225V223H129ZM133 224H134V222H133ZM135 224H137V222H136ZM158 224H159V223H158ZM167 224H168V223H167ZM167 224H166V225H167ZM169 224H170V223H169ZM171 224H172V227H173V224H174V223H171ZM195 224H196V223H195ZM201 224H200V222H199V225H201ZM204 224H203V225H204ZM230 224H231V223H230ZM247 224H248V225H247ZM255 224L252 223L251 225H252L253 227L256 228V227L258 226V224H257V225H255ZM0 225H2V224L0 223ZM37 225H38V224H37ZM39 225L41 226V224H39ZM56 225L58 226V224H56ZM80 225H81V224H80ZM90 225H91V224H90ZM115 225H117V224H115ZM131 225H130V227H131ZM139 225H140V224H139ZM161 225H162V222H161ZM166 225H165V227H166ZM222 225H223V224H222ZM263 225H264V224H263ZM7 226H8V224H7ZM10 226H11L12 228H11ZM21 226H23V229H24L25 226H26V224H25V226H24V225H21ZM43 226H44V225H43ZM54 226H55V225H54ZM54 226H53V227H54ZM61 226H62V225H61ZM106 226H104L103 228H105V229L107 230V227H106ZM122 226H123V225H122ZM126 226H127V225H126ZM195 226H196V225H195ZM227 226H228V225H226V227H227ZM3 227H4V226H3ZM18 227H19V229H15L16 227L14 228L16 231H14V229H13V231L15 232V234H16V232H18V234L20 233L19 230H21L22 227H20V225H18ZM28 227H29V226H28ZM45 227H46V226H45ZM48 227H49V226H48ZM48 227H46V228H48ZM81 227H83V226H81ZM90 227H91V226H90ZM97 227H99V226H97ZM101 227H102V226L100 225V228H101ZM161 227H162V226H161ZM165 227H162V228H165ZM168 227H169V225H168ZM174 227H175V226H174ZM185 227H187V226H185ZM196 227H197V226H196ZM224 227H225V224H224ZM228 227H229V226H228ZM263 227H264V226H263ZM263 227H262V228H263ZM0 228H1V227H0ZM4 228H5V227H4ZM31 228H32V227H31ZM36 228H37V227H36ZM50 228H51V227H50ZM55 228H56V227H55ZM86 228H87V227H86ZM91 228H92V227H91ZM100 228H97V229L95 228V229H96V230H98V229L100 230ZM109 228H114V227H109ZM109 228H108V229H109ZM118 228H119V227H118ZM137 228H138V227H137ZM166 228H167V227H166ZM193 228H194V225H193ZM193 228H191V230H192ZM197 228H198V227H197ZM210 228H205V229L207 230V229H210ZM255 228H254V229H255ZM262 228H261V229H262ZM6 229H5V230H6ZM23 229H22V230H23ZM27 229H28V228H27ZM48 229H49V228H48ZM53 229H54V228H53ZM53 229H52V230H53ZM76 229H77V228H76ZM78 229L80 230V232L78 231V233H81V229H80V228H78ZM88 229H89V228H88ZM88 229H87V230H88ZM114 229H115V228H114ZM114 229H111V230H114ZM131 229H132V228H131ZM154 229H155V228H154ZM177 229H178V228H177ZM188 229H189V227H188ZM188 229H187V231H188ZM201 229L203 230L204 228H201ZM222 229H223V227H222ZM251 229L253 230V233H254V234L257 233V231H254L253 228H251ZM1 230H2V228L0 229V232H1ZM17 230H18V231H17ZM29 230H31V231H29ZM29 230H27L28 234L25 232V236L23 235V237H22V238L26 241V242L24 241V243H26V246H28L27 243H29L30 245H32L34 242L31 243V241H33V240L35 241V239H36V238H34L33 240L31 239V241H28V240H27V239H29V237H31V236H29V233H30V235H31V233L33 232L32 229H29ZM37 230H38V229H37ZM55 230H56V229H55ZM84 230H85V228H84ZM167 230H168V229H167ZM167 230H166V231H167ZM189 230H190V229H189ZM191 230H190V231H191ZM195 230H196V228H195ZM198 230H199V229H198ZM206 230H205V231H206ZM224 230H226V229H224ZM233 230H232V231H233ZM246 230H247V229H244V230H243V231H245V232H243V235H242L241 237L239 236L240 234L236 235V237H237V238H240L241 240H243V239H242L243 236H245V237H246V236H249V238L251 239V236H252V230H248V232L250 233V235H249V233L246 232ZM258 230H259V226H258ZM7 231H9V230H7ZM40 231H41V232H44V231H46V229L43 230V231L39 229V232L37 233V237H38V238H39L40 236H42V234H39ZM50 231H51V229H50ZM85 231H86V230H85ZM90 231H91V230H90ZM103 231H104V230H103ZM109 231H110V230H109ZM109 231L107 230V232H109ZM115 231H116V230H115ZM171 231H172V230H171ZM173 231H174V230H173ZM173 231H172V232H173ZM184 231H186V229H184ZM193 231H194V230H193ZM193 231H191V233L189 232V234H192ZM205 231H204V235H205ZM218 231H220V230H218ZM218 231H217V232H218ZM250 231H251V232H250ZM3 232H4V231H3ZM3 232H2V233H3ZM14 232H13L14 237H15V236L17 237L18 234L15 235ZM47 232H48V230H47ZM51 232H52V231H51ZM54 232H55V231H54ZM54 232H52V233H54ZM57 232H58V231H57ZM82 232H84V231H82ZM97 232H99V231H97ZM97 232H96V233H97ZM101 232H102V229H101ZM119 232H120V231H119ZM123 232H124V230H123ZM128 232H129V230H128ZM172 232H171V233H172ZM178 232H179V230H178ZM198 232H199V231H198ZM206 232H207V231H206ZM225 232H226L225 235H229V234H227L228 231H225ZM225 232H224V233H225ZM259 232H262V230L259 231ZM2 233H1V234H2ZM4 233H5V234H4L5 237L3 236V239L6 238V232H4ZM33 233H34V232H33ZM48 233H49V232H48ZM86 233L89 234L90 232L86 231V232H85V235H86ZM92 233H94V231H93ZM125 233H127V232H125ZM166 233H167V232H166ZM168 233H169V232H168ZM171 233H169V234L171 235ZM174 233H175L174 236H175V238H176V236H177V235H176V232H174ZM185 233H186V232H185ZM193 233H194V232H193ZM200 233H201V232H200ZM202 233H203V231H202ZM202 233H201V234H202ZM218 233H221V234H222L221 231L218 232ZM244 233H245V234H244ZM246 233H247L248 235H247ZM9 234H10V232L7 233V238H8V236H10V237L13 236V235H12V232H11L10 235H9ZM38 234H39V236H38ZM102 234H104V235H103V237H104V236H105V233H102ZM102 234H101V235H102ZM108 234H109V233H107V235H108ZM111 234H112V233H111ZM116 234H117V233H116ZM153 234H154V233H153ZM169 234H168V235H169ZM172 234H173V233H172ZM189 234H188V235H189ZM195 234H196V232H195ZM231 234H230V235H231ZM27 235H28V237H27ZM49 235H50V233H49ZM55 235H56V234H55ZM55 235L53 234L52 236H54V238H55ZM81 235H83V234H81ZM94 235H95V234H94ZM98 235H99V234H98ZM113 235H114V233H113ZM122 235H123V234H122ZM122 235H119V236H122ZM124 235H125V234H124ZM182 235H183V234H182ZM182 235L180 234L179 237H182L183 241H186V240H187L186 243L190 241V244H195L196 240H194V242L191 243V242H192V239L188 241V239H190V238H187V236H186L185 234H184L185 237L182 236ZM198 235H199V234H198ZM198 235H194V236H198ZM258 235H260V234L257 233V235H255V236L257 237ZM263 235H264V233H263ZM46 236H47V235H46ZM78 236H79V235H78ZM114 236H115V235H114ZM119 236H118V237H119ZM151 236H152V235H151ZM166 236H167V235H166ZM192 236H193V235H191V238H195V239H197L196 237H192ZM200 236H202V235H200ZM216 236H217V235H216ZM218 236H219V235H218ZM218 236H217L216 238H219ZM220 236H221V235H220ZM238 236H239V237H238ZM260 236H261V235H260ZM1 237H2V235H1ZM10 237H9V238H10ZM25 237H27V238H25ZM83 237H84V236H83ZM85 237H86V240H85V239H83V240L86 241V243H88L87 240H89V239H87V236H85ZM115 237H116V236H115ZM118 237H117V240H118ZM158 237H159V236H158ZM162 237H163V236H162ZM167 237H170V236H167ZM171 237H173V236H171ZM202 237H203V236H202ZM204 237H205V236H204ZM204 237H203V238H204ZM207 237H208V236H207ZM210 237H211V238H210ZM245 237H243V238H245ZM256 237H255V238H256ZM7 238H6V239H7ZM9 238H8V239H9ZM12 238H13V237H12ZM31 238H32V237H31ZM42 238H45V237H42ZM88 238H90V237H88ZM91 238H92V240H93V237H91ZM177 238H178V236H177ZM177 238L174 239V240H177L176 242H179L178 240H180V238H178V239H177ZM185 238H186V240H184ZM198 238H199V237H198ZM205 238H206V237H205ZM223 238H224V236H223ZM225 238H227V237H225ZM231 238H230V240H232ZM234 238H235V236H234ZM237 238H235V241H237V240H236ZM253 238H254V237H253ZM23 239H22V242H23ZM165 239H167V238L165 237ZM206 239L208 240V238H206ZM206 239H205V240H206ZM219 239L221 240V237H220ZM228 239H229V238H228ZM240 239H239V240H240ZM250 239H249V240H250ZM29 240H30V239H29ZM92 240H91V241H92ZM95 240H96V239H95ZM99 240H100V239H99ZM145 240H146V239H144V241H145ZM202 240H203L202 238H201V240H200V238H199V239L197 240L198 242H196V244H195L193 247H192L189 243H187V244H189V247L191 246L190 248L192 249L193 252H195L193 248H194V247L197 245V243H198L197 251H199L200 249H202L201 247H199V246L202 244V243L199 242V241H202ZM214 240L217 241V239H213L212 242H214ZM222 240H224V239H222ZM222 240H221L220 244L226 241V240H224V241L222 242ZM247 240H248V238H247ZM249 240H248V241H249ZM261 240H262V241H261V242H262L261 245H263V240H264V239H261ZM2 241H4V240H2ZM6 241H7V242H5V241H4V242L7 243V245L10 244V243L12 242V244H14V245L17 244V245H19V246L22 248V244H21V245H20V243H19V244H18V243L15 244L11 239H10V241H11L10 243H9V240H6ZM37 241H38V240H37ZM37 241H35V243H34L33 245H38L39 242L36 243ZM40 241H41V243H42L43 240H40ZM50 241H51V240H50ZM50 241H49V242H50ZM53 241H55V240H52V242H53ZM80 241H81L80 243H81V247H82V243H85V242H82V240H80ZM109 241H110V240H109ZM165 241H167V240H165ZM168 241H169V239H168ZM168 241H167V243H168ZM181 241H182V240H180V244L183 245L184 243H182ZM216 241H215L214 243H216ZM218 241H219V240H218ZM228 241H229V240H228ZM248 241H247V243L245 244V246L248 245L249 243H253V242H249V243H248ZM256 241H257V240H256ZM258 241L260 242V240H258ZM49 242H48V243H49ZM52 242H51V243H52ZM94 242H95V241H94ZM110 242H111V241H110ZM142 242H143V241H142ZM174 242H175V241H174ZM174 242H173V243H174ZM202 242L204 243L205 241L203 240ZM206 242H207V241H206ZM212 242H211V243H212ZM230 242H232V241H230ZM237 242H238V241H237ZM239 242L241 243V241H239ZM239 242H238V246H240V243H239ZM43 243H44V242H43ZM43 243H42V244H43ZM51 243H50V244H51ZM80 243H79V244H80ZM98 243H99V242H98ZM118 243H119V242H118ZM164 243H165V242H164ZM200 243H201V244H200ZM0 244H1V239H0ZM12 244H10V245H12ZM42 244H39V245H42ZM44 244H45V243H44ZM90 244H91V243L89 242L88 245H90ZM111 244H112V243H111ZM113 244H114V242H113ZM120 244H121V243H120ZM124 244H125V243H124ZM170 244H172L171 239H170ZM170 244H167V245H168V246H171ZM174 244H175V243H174ZM199 244H200V245H199ZM229 244H230V243H229ZM233 244H234V243H233ZM236 244H237V243H236ZM236 244H234V245H236ZM255 244H256V243H254V244H252V245H255ZM257 244H259V243L257 242ZM257 244H256V245H257ZM10 245L7 246L8 248L10 247V248H9L10 250L6 247L9 251H11V249H12V250H13V249H14V250L16 249L17 251H16V250H15V251L18 252V247L15 248V246L12 245V247H14V248H11ZM17 245H16V246H17ZM33 245H32L33 248L36 247V246H33ZM39 245H38V246H39ZM46 245H47V244H46ZM52 245H53V244H52ZM84 245L86 246V244H84ZM84 245H83V246H84ZM114 245H115V244H114ZM163 245H165V244H163ZM175 245H176V244H175ZM177 245H179V243H177ZM182 245L177 246V247L174 246V245H172L171 248L174 246V247H176L175 250H173V248L171 249V248L169 247V249H171V251L168 249L169 251L167 250V252L169 253V255L171 254V255H170L171 258H173V259H174V258H175V259L177 258V257H176V253H177L176 251H178V253H179V250H181V249L183 248V246L185 247V244H184L183 246H182ZM204 245H206V244H203L202 247H203ZM208 245H209V244H208ZM217 245H219V243H217ZM242 245H243V244H241V246H242ZM252 245H251V246H252ZM256 245L254 246L255 250H254V248H252V247H251V248H252V249H251L250 247L248 248V247L246 246L245 248L250 249V251H249V250L246 251L247 249L243 248V249H245V252H244V251H243V252L241 251V252L244 253V254H245V253L248 254V255H249V259H250L251 256L253 255V252H252L251 250H254V252H255V251H256ZM1 246H2V244H1ZM1 246H0V247H1ZM5 246H6V245H5ZM123 246H124V245H123ZM186 246H187V245H186ZM221 246H222V245H221ZM241 246H240V247H241ZM249 246H250V244H249ZM258 246H259V248L261 249V246H260V245H258ZM258 246H257V250H258V252H261V251L263 252V251H264V247H263V249L260 250V249H258ZM3 247H4V244H3V246L0 248L1 251L3 250V249H2ZM53 247H54V246H53ZM55 247H56V246H55ZM55 247H54V248H55ZM91 247H92V246H91ZM104 247H106V246H104ZM114 247H115V246H114ZM163 247H165V246H163ZM179 247H180V248H179ZM181 247H182V248H181ZM187 247H188V246H187ZM187 247H186V248H187ZM189 247H188V249H189ZM207 247H208V246H207ZM207 247H206V250H207ZM228 247H229V246H228ZM232 247H233V246H232ZM234 247H235V246H234ZM236 247H237V246H236ZM4 248H5V247H4ZM6 248H5V249H6ZM28 248H29V247H27V249H28ZM41 248H42V246H40L39 248L36 247V248L33 249V251H35V250L38 251V250L41 249ZM54 248H53V249H54ZM72 248H73V247H72ZM76 248H77V250H78V247H76ZM83 248H84V247H83ZM87 248H88V247H87ZM123 248H124V247H123ZM166 248H168V247H166ZM166 248H165V249H166ZM178 248H179V249H178ZM195 248H196V247H195ZM199 248H200V249H199ZM214 248H215V247H212L211 249H214ZM5 249H4V251H5L4 253L8 252V251H6L7 249H6V250H5ZM37 249H38V250H37ZM56 249H57V248H56ZM80 249H81V248H80ZM84 249H85V248H84ZM110 249H113V247H112V248L110 247ZM116 249H117V248H116ZM125 249H126V248H125ZM138 249H139V248H138ZM177 249H178V250H177ZM188 249H187V250H188ZM198 249H199V250H198ZM204 249H205V248H204ZM215 249H216V248H215ZM215 249H214V250H215ZM223 249H226V248L223 247L222 250H223ZM227 249H228V248H227ZM229 249H230V248H229ZM233 249H234V248H233ZM237 249H238V248H237ZM42 250H43V249H42ZM42 250H39V251L41 252ZM104 250H106V252H109V251H107L106 248H105ZM113 250H115V249H113ZM184 250H185V249H183V252H184ZM189 250H190V249H189ZM189 250L187 251L188 253H185L186 250H185L184 253H185V254H189V252L191 253V251H189ZM231 250H232V249H231ZM234 250H235V249H234ZM259 250H260V251H259ZM1 251H0V252H1ZM15 251H14V252L11 251V252L16 254ZM39 251H38V252H39ZM53 251H54V250H53ZM85 251H86V250H85ZM102 251H103V250H102ZM173 251H174V252H173ZM181 251H182V250H181ZM197 251H196V252H197ZM201 251H202V250H201ZM201 251H200V252H201ZM207 251H208V250H207ZM209 251H210V250H209ZM218 251H219V253L221 254V252H220V248L218 249ZM223 251H225V250H223ZM227 251H228V250H227ZM237 251H239V253H240V250H237ZM11 252H9V255H7L8 253H7V254H4L3 252H1L0 254H3V257H2L3 260H4V256H5V258L8 257V256H10V255L12 254ZM29 252H32V250L29 251ZM29 252H24V253H28V255H27V254L25 255V254L23 253V254H24L23 257L26 256V258H22L23 261H21V258H20V257H22V254H21L22 252L20 253V254H21L20 257H19L18 255H14V254H12L13 256L11 255L10 257H14V256L16 257V256H18V258H15V259L13 258V259H14V261H17V262H18V261H19L18 259L20 258V261L22 262V264L25 263V261H26V260H24V259H29V257H30L31 259H29V261L27 260V263H25V264H29L30 262L32 263V262L34 261V259L37 260V259H39L41 256H42V258H43V255L46 254V252L43 254V252H44V251H43V252H41V254H43V255H40V253H39L40 257L37 258V257L34 256V257H33L34 259H33L31 256H29ZM38 252H36V255H37V256H38V254H37ZM82 252H83V251H82ZM96 252H97V250H96ZM111 252H112V251H111ZM116 252H117V251H116ZM172 252L175 254V256L173 255ZM193 252H192V253H193ZM200 252H199V254H200ZM230 252H231V251H230ZM249 252H250V254H249ZM251 252H252V255H251ZM34 253H35V252H34ZM70 253H71V252H70ZM89 253H90V252H89ZM97 253H98V252H97ZM125 253H126V252H125ZM165 253H166V252H165ZM165 253H164V254H165ZM168 253H166V254H168ZM184 253H183V254H184ZM203 253H204V251H203ZM205 253H206V251H205ZM219 253H218V254H219ZM255 253H256V252H255ZM18 254H19V253H18ZM47 254H48V253H47ZM71 254H72V253H71ZM82 254H83V253H82ZM95 254H96V253H95ZM109 254H110V253H109ZM126 254H127V253H126ZM126 254H125V256H126ZM166 254H165V255H166ZM180 254H182V252L179 253V255H180ZM185 254H184V255H185ZM216 254H217V253H216ZM237 254H238V253H237ZM237 254H236V255H237ZM246 254H245V255H246ZM257 254H258V253H257ZM259 254H260V253H259ZM259 254H258V255H259ZM30 255H31V254H30ZM66 255H67V254H66ZM66 255H65V256H66ZM78 255H79V253H78ZM88 255H89V254H88ZM88 255H87V256H88ZM92 255H93V254H92ZM103 255H104V254H103ZM106 255H107V254H106ZM122 255H123V254H122ZM172 255H173V256H172ZM177 255H178V254H177ZM202 255H203V254H202ZM208 255H210V253H208ZM223 255H225V254H223ZM223 255H221V256H223ZM226 255H228V254H226ZM226 255H225V256H226ZM241 255H242V254H241ZM258 255H257V257L260 258V259H262V256H260V255L258 256ZM262 255H263V253H262ZM27 256H28V257H27ZM49 256H50V255H49ZM63 256H64V255H63ZM63 256H62V258L64 259L65 257H63ZM71 256H72V255H71ZM87 256H86V257H87ZM89 256L92 257L91 255H89ZM93 256H96V255H93ZM104 256H105V255H104ZM118 256H119V254H118ZM128 256H130V255H128ZM138 256H139V255H138ZM190 256H192V255H190ZM190 256H189V259H190L189 261H191V264H193V263H192V260H193L194 258H196V259H194V262H197V259H199V256H200V255H199V256H198V255H193V256H194L193 258L190 257ZM195 256H196V257H195ZM197 256H198V258H197ZM211 256H212V255H210V257H211ZM215 256H216V258H215L213 264L219 262L220 260L222 261V259L225 257V256H223V257H221L222 259L220 258V260H219V255H218V257H217V255H215ZM242 256H244V255H242ZM242 256H241V257H242ZM0 257H1V256H0ZM74 257L76 258L77 256H74ZM98 257H99V256H98ZM106 257H107V256H106ZM116 257H117V256H116ZM122 257H124V256H122ZM142 257H143V256H142ZM168 257H169V256H168ZM168 257H167V258L165 257V258L168 259ZM180 257H181L182 259L184 258L183 255H182V256H179V258H180ZM185 257H187V256H185ZM204 257H205V256H204ZM210 257H208V258H210ZM227 257H228V256H227ZM227 257H226V258H227ZM244 257H245V256H244ZM246 257H247V255H246ZM257 257H254V258H256V259H254V260L256 261V264H257V263L259 264V263H260L259 261H261V260H260V259H257ZM2 258H1V259H2ZM8 258H9V257H8ZM42 258H41V259H42ZM44 258H45V257H44ZM60 258H61V257H60ZM70 258H71V257H70ZM70 258H69V260H70ZM75 258H74V259H75ZM78 258H79V257H78ZM92 258H93V257H92ZM100 258H101V257H99V259H100ZM104 258H105V257H104ZM127 258H130V257H127ZM143 258H144V257H143ZM179 258H177V259H179ZM181 258H180L179 260L182 261ZM200 258H201V260L203 259L204 261H205V260H208V261H209V259H206L207 257H206V258H202V257H200ZM239 258H240V257H239ZM242 258H243V257H242ZM263 258H264V256H263ZM16 259H17V260H16ZM41 259H40V260H41ZM45 259H46V258H45ZM53 259H54V258H53ZM65 259H66V258H65ZM86 259H87V258H86ZM95 259H97V258H95ZM117 259L120 260V258H117ZM139 259H140V258H139ZM163 259H164V258H163ZM169 259H170V258H169ZM175 259H174V260H175ZM177 259H176V260H177ZM184 259H185V258H184ZM184 259H183V261H182L183 263L181 262V264H185V263L188 261V260H187V261L185 262ZM191 259H192V260H191ZM217 259H218L219 261H218ZM251 259H253V258H251ZM5 260H6V259H5ZM5 260L3 261V264H5V263L8 264L7 262L10 261V259H7V260H6L7 262H6ZM8 260H9V261H8ZM36 260H35V261H36ZM107 260H108V259H107ZM119 260H117V262H119L118 264H120V261H119ZM121 260L123 261V258H121ZM124 260H125V259H124ZM142 260H143V261H147L146 259H145V260L142 259ZM179 260H177V261L179 262ZM185 260H186V259H185ZM195 260H196V261H195ZM224 260H225V261H224ZM224 260H223L224 262H228V261H226L225 258H224ZM227 260H228V259H227ZM231 260H234V259L232 258ZM243 260H244V258H243ZM245 260H246V258H245ZM254 260H253V261H254ZM258 260H259V261H258ZM12 261H13V260L11 259L10 264H12V263H16V264H17V262H14V261L12 262ZM20 261H19V263H21ZM35 261H34V262H35ZM55 261H56V260H55ZM61 261H62V259H61ZM70 261H71V260H70ZM87 261H88V260H87ZM94 261H95V260H94ZM100 261H101V260H100ZM105 261H106V260H105ZM108 261H109V260H108ZM131 261H132V260H131ZM137 261H140V260H137ZM170 261H171V260H170ZM170 261H167V264H168V262H170ZM177 261H174V262H177ZM208 261H207V264H212V263H209ZM215 261H216V262H215ZM223 261L220 262L219 264L224 263ZM247 261H248V257H247ZM250 261H251L250 264H253V263H252L253 261H252V260H250ZM257 261H258V262H257ZM262 261H263V260H262ZM11 262H12V263H11ZM37 262H38V264H39L41 261L39 262V261L37 260L36 263H37ZM45 262H46V261H45ZM59 262H60V261H59ZM66 262H67V261H66ZM66 262H65V263H66ZM75 262H76V260H75ZM103 262H104V261H103ZM110 262H111V261H110ZM124 262H125V261H124ZM141 262H142V261H141ZM155 262H157V261H155ZM184 262H185V263H184ZM205 262H206V261H205ZM205 262H204V263H205ZM211 262H212V261H211ZM0 263H2V261H0ZM31 263H30V264H31ZM60 263H61V262H60ZM68 263H69V262H68ZM78 263H79V261H78ZM91 263H92V262H91ZM101 263H102V262H101ZM107 263H108V262H107ZM126 263H127V261H126ZM128 263H129V262H128ZM239 263H241V261H240ZM32 264H33V263H32ZM43 264H44V263H43ZM46 264H47V262H46ZM62 264H63V263H62ZM69 264H72V263H69ZM73 264H74V262H73ZM88 264H90V263H88ZM92 264H93V263H92ZM94 264H95V263H94ZM103 264H104V263H103ZM112 264H113V263H112ZM115 264H117V263H115ZM171 264H172V263H171ZM179 264H180V262H179ZM186 264H190V263H186ZM195 264H199V263L197 262V263H195ZM200 264H203V262H200ZM247 264H249V263H247Z\"/></svg>", "mask_w": 264, "mask_h": 264}]
</instances>
